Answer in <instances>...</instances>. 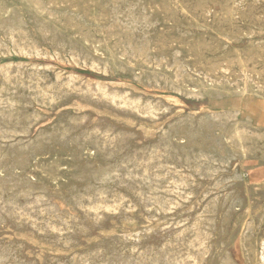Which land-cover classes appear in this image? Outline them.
Instances as JSON below:
<instances>
[{
  "label": "rangeland",
  "instance_id": "obj_1",
  "mask_svg": "<svg viewBox=\"0 0 264 264\" xmlns=\"http://www.w3.org/2000/svg\"><path fill=\"white\" fill-rule=\"evenodd\" d=\"M35 0H0V20L2 21V23H0V27L2 28V32H1V29H0V44H5V45H1L0 46V70L4 69V71L2 72V70L0 71V90L1 94H0V99L2 100H6L8 101V103H5L6 101H3L0 100V120H2L3 118V121H0V122H3V126L1 125L0 123V136H4L5 138H1L0 137V154H1V157L0 159V201L2 200L3 204H6V205H3L2 202H0V254L3 253V255H0V264H25L24 262H28V264H90V263H93V264H120L119 262L121 261L120 259H123L122 262L123 264L127 263L130 259V257H132L131 259H133L131 261L130 259V263L128 262L127 264H154V260L156 262V264H165L168 262V264H188V263H191V264H195L196 262H198L199 264H264V242H260V241H264V1L262 0H120L122 2H120L119 0H96L98 3H94L93 1L95 0H73L74 2H72V0H65V2H62V0H51V2L53 4L49 5L51 2L50 0H45L43 3L41 0H36V2H34ZM39 1V3H38ZM58 1V2H57ZM61 1V2H60ZM64 1V0H63ZM72 2L69 4V2ZM111 1V3L109 2ZM132 1V2H130ZM141 1V3L139 2ZM234 1V2H233ZM251 1V2H250ZM42 4H41V3ZM84 2V4H83ZM87 2H88V5H87ZM93 2V3H92ZM100 2V4H99ZM118 2H119V5H118ZM128 2L130 6H128V4L126 3ZM164 7H162L161 3ZM246 4H244V3ZM258 2V3H257ZM30 3V4H29ZM36 3H38L36 5ZM56 3V5H55ZM60 3L62 4L61 6L62 7H59L58 4L60 5ZM64 3L66 4V6H64ZM91 3V4H89ZM110 3V4H109ZM115 3V5H114ZM140 3V4H139ZM181 3V4H180ZM185 3V4H184ZM189 3V4H188ZM241 3V4H240ZM44 8L45 6V10L40 6L38 7V5H40ZM50 6V7H48ZM72 4V5H71ZM76 4V6H75ZM83 4V5H82ZM96 4V5H95ZM103 4V5H102ZM108 4V5H106ZM120 4L122 6H120ZM124 4V5H123ZM134 4V5H133ZM219 4V5H218ZM237 4V6L235 5ZM239 4V5H238ZM243 4V5H242ZM67 5H70L67 7ZM127 5V6H126ZM154 5H157V6H154ZM178 5V6H177ZM214 5V6H213ZM234 5V7H233ZM33 6V7H32ZM58 6V7H57ZM82 6H83V9H84V12H88V14L85 16L82 11ZM87 6L89 9L93 10L92 12L89 11V9H86ZM92 6V7H91ZM100 8H99V7ZM105 6H108V7H105ZM111 6V7H110ZM117 6V7H115ZM120 6V7H119ZM139 8H138V7ZM144 6V7H143ZM149 8H147V7ZM151 6V7H150ZM154 6V7H153ZM162 9H160L161 7ZM190 6V7H189ZM18 7V8H17ZM38 7V8H37ZM54 7V8H53ZM76 9H74V8ZM91 7V8H90ZM126 8L127 10H125L124 8ZM134 7H136L134 9ZM141 7L145 10L143 11L141 9ZM158 9H157V8ZM195 7V9H194ZM221 7V8H220ZM2 8V9H1ZM16 8V10H15ZM36 8V9H34ZM41 9L42 8V11L41 10H38V9ZM51 8V9H50ZM68 8V9H67ZM71 8V9H69ZM93 8V9H92ZM115 8V9H114ZM120 11V12H118ZM128 8L130 10H128ZM203 8V9H202ZM232 8V9H231ZM98 9V10H97ZM103 12H101L100 10ZM104 9V10H102ZM108 9V10H107ZM111 9V10H110ZM113 9V10H112ZM123 9V11L121 10ZM139 9V10H137ZM170 11H168V10ZM181 9V10H180ZM221 9V10H220ZM13 10V11H12ZM33 10V11H31ZM38 12H36V11ZM48 10H51L50 12ZM54 12H53V11ZM57 10V11H56ZM67 10V11H66ZM72 10L73 12L70 13ZM106 10V11H105ZM110 10V11H109ZM125 10V11H124ZM133 10V11H131ZM225 10V11H224ZM28 11L27 13L29 14H26L25 12ZM40 11V12H39ZM44 11V13H43ZM49 13H48V12ZM63 11V12H62ZM66 11V12H65ZM70 11V12H69ZM110 13H109V12ZM176 11V12H175ZM212 11V12H211ZM219 11V12H218ZM232 11V12H231ZM235 11V12H234ZM13 13V16H12V13ZM17 12V13H16ZM30 12V13H29ZM32 12V13H31ZM43 14H42V13ZM69 12V15L66 14ZM108 12V13H107ZM113 12V13H112ZM124 12V13H122ZM133 12V13H132ZM145 12V13H144ZM8 13V14H7ZM11 13V14H10ZM16 13V14H15ZM47 13V14H46ZM57 13V14H56ZM62 15V19L60 16H58L59 14ZM64 13V14H63ZM80 17V19L78 18V16H76V14ZM90 13H92V15H90ZM100 15H99V14ZM112 13V14H111ZM116 15H115V14ZM128 16H126V14ZM128 13H131V15H129ZM139 13L142 14L143 17H145L146 15V18H142ZM174 13H175V16H174ZM209 13V14H208ZM233 13V14H232ZM235 13V14H234ZM18 14V15H17ZM26 14V15H25ZM35 14V15H34ZM51 14V15H50ZM53 14V16H52ZM55 14V15H54ZM81 14V16H80ZM109 14H111L109 16ZM134 14V15H133ZM139 16H138V15ZM149 14V15H148ZM209 16L207 17L206 16ZM244 14V15H243ZM7 17H6V16ZM15 15L17 18H15ZM34 15V16H33ZM38 15V17H36ZM41 15V16H39ZM44 15V16H43ZM47 15V16H46ZM50 15V16H48ZM67 17H66V16ZM71 15V16H70ZM97 15V16H96ZM103 15V16H102ZM108 15V16H107ZM124 15V16H122ZM133 15V16H132ZM137 15V16H136ZM173 15V16H172ZM217 15V16H216ZM19 16L21 18H19ZM92 16V17H91ZM94 16L96 17V21H94ZM99 16V17H98ZM113 16V17H112ZM121 16V18H120ZM135 16V17H134ZM169 16V17H168ZM198 16V17H196ZM231 16V17H230ZM261 16V17H260ZM3 17V18H2ZM11 17V18H10ZM29 17V18H28ZM46 17V18H45ZM55 17V18H54ZM57 17V18H56ZM59 17V19H58ZM69 17V18H68ZM83 17V18H82ZM89 17V19H88ZM99 18L100 21H97V19ZM106 19H105V18ZM109 17V18H108ZM111 17V18H110ZM125 17V18H124ZM130 17V18H129ZM136 17H139V20L138 18ZM150 17V19H149ZM182 17V18H181ZM194 17V18H193ZM237 17V18H236ZM13 18H15L13 20ZM24 20H23V19ZM33 20H32V19ZM36 18V21H34V19ZM38 18V19H37ZM53 18V19H52ZM70 18H73L72 20ZM78 19V21L75 20ZM85 18V19H84ZM87 18V19H86ZM103 18V19H102ZM135 18V19H134ZM142 18V19H141ZM167 18V20H166ZM181 18V19H180ZM231 18V19H230ZM49 19V20H48ZM58 19V20H56ZM69 21H68V20ZM84 19V23L81 22V20ZM92 19V20H91ZM105 19V21L103 22V20ZM114 21H113V20ZM117 19V20H116ZM120 19V20H119ZM124 19V20H123ZM132 19V20H131ZM135 21H134V20ZM143 20L144 22H148L145 24H143L144 22H142L141 20ZM192 19V20H191ZM203 19V20H202ZM247 19V20H246ZM249 19V20H248ZM260 19V20H259ZM6 24H3L4 21ZM32 20V21H31ZM44 20V21H43ZM63 22H62V21ZM87 20V21H86ZM90 20V21H89ZM119 20V21H118ZM123 22H122V21ZM130 20V21H129ZM141 21V24H143L141 26V24H139L140 22L138 21ZM149 20V21H148ZM167 22H166V21ZM194 20V21H193ZM209 20V21H208ZM252 20V21H251ZM0 21V22H1ZM17 22L16 24H14L15 22ZM47 21V22H46ZM55 21V22H54ZM68 21V22H66ZM94 21V22H93ZM112 21V22H111ZM126 23H125V22ZM131 21L132 24H131ZM171 21V22H170ZM213 21V22H212ZM18 22H20L18 24ZM29 22V23H28ZM41 25L43 22V25L44 26H40V28H38L37 24ZM62 22V23H61ZM70 22V23H69ZM79 22V23H78ZM99 22V23H97ZM103 22V23H102ZM108 22V23H107ZM109 22H111L113 24L110 25ZM121 22V23H120ZM136 22L138 24H136ZM216 22V23H215ZM237 22V23H236ZM258 22V24H257ZM260 22V23H259ZM9 23V24H8ZM26 23V25H25ZM66 23V24H65ZM69 23V24H68ZM74 23V24H73ZM77 23H78V26H82V27H77ZM94 23V25H93ZM96 23V24H95ZM102 25H101V24ZM106 23V24H105ZM119 23V25L117 24ZM135 23V24H134ZM152 23V24H151ZM157 23V25H156ZM170 23V24H169ZM242 23V24H241ZM249 23V24H248ZM23 25V28L21 25ZM32 24V25H31ZM36 24V25H35ZM69 26H68V25ZM72 24V25H71ZM76 24V26H75ZM87 24V25H86ZM120 24H122L120 26ZM150 24V25H149ZM254 24V25H253ZM11 25V26H9ZM53 25V26H51ZM66 25V26H65ZM101 25V26H100ZM108 27V28H106ZM109 25V26H108ZM125 25V26H123ZM128 25V26H127ZM131 25H134V26H131ZM144 25H148L144 27ZM155 27H154V26ZM204 25V26H203ZM219 25V26H218ZM27 26L29 28H27ZM32 26V27H31ZM46 26V27H45ZM61 26V27H60ZM64 26H65V29H64ZM70 27L72 29H68L67 28ZM73 26V27H71ZM84 26V27H83ZM90 28H88V27ZM93 26V27H91ZM98 28H96V27ZM104 28H101L103 27ZM112 26V27H111ZM118 28H116V27ZM119 26V27H118ZM130 26V28H129ZM140 26V27H139ZM232 26V27H231ZM10 27V28H9ZM42 27V28H41ZM48 27V29H47ZM88 29H87V28ZM101 29H100V28ZM114 27V29H111V28ZM121 27L122 28H126L127 31H125L124 29L121 30ZM128 27V28H127ZM134 30H133V28ZM137 27V28H136ZM139 27V28H138ZM152 27V28H151ZM226 27V28H225ZM38 28V29H37ZM46 28L45 32H44V29ZM82 30V31H79V29ZM143 30H142V29ZM145 28H149L148 30L145 29ZM176 28V29H175ZM196 28V29H195ZM236 28V29H234ZM238 28V29H237ZM239 28H242L241 30ZM14 31H13V30ZM31 32H29V30ZM52 29V30H50ZM97 29V30H96ZM100 29V30H99ZM103 29L107 30V33L105 31H103ZM109 29V30H108ZM111 29V30H110ZM131 30L133 32H130L131 34L128 33V30ZM141 29V30H140ZM146 31H145V30ZM153 29V30H152ZM178 29V30H177ZM203 29V30H201ZM5 30V31H4ZM43 30V31H41ZM49 32H52L53 33H49ZM55 30V31H54ZM65 30V31H64ZM76 30V31H75ZM85 30H86V34L85 33ZM102 30V31H101ZM120 30V31H118ZM140 32L138 33L137 32ZM140 30V31H139ZM156 30V31H155ZM164 30V32H162ZM8 31H9V34H8ZM13 31V32H12ZM23 31V32H22ZM33 31V32H32ZM39 31V32H38ZM62 31V32H61ZM78 31H79V34H78ZM100 31V32H99ZM109 31V32H108ZM111 31V32H110ZM123 31V32H122ZM135 31V32H134ZM145 31V33L143 32ZM176 31V32H175ZM232 31V32H231ZM242 31V32H241ZM254 31V32H253ZM21 32V33H20ZM40 36H38V33ZM49 34H47V33ZM57 32V34L55 33ZM149 32V33H148ZM152 32V33H151ZM175 32V33H174ZM238 32V33H237ZM252 32V33H251ZM7 33V34H6ZM20 33V34H18ZM26 33H30V35H27ZM35 33V34H33ZM44 33V35H43ZM55 33V34H54ZM59 33V34H58ZM83 33V34H82ZM90 33V34H89ZM95 33H98V34H95ZM137 33H138V37L137 36ZM145 35H144V34ZM177 33V34H176ZM240 33V34H239ZM243 33V34H242ZM5 34L7 36H5ZM13 34V35H12ZM23 34V35H22ZM52 34V35H51ZM54 34V35H53ZM66 34V35H65ZM77 34V35H75ZM88 34V35H87ZM107 34V35H106ZM112 34V36H111ZM126 34V35H124ZM134 34H136L134 36ZM148 34V35H146ZM150 34V35H149ZM162 34V35H161ZM184 34V35H183ZM246 34V35H245ZM251 34H253L251 36ZM6 37H4V36ZM16 37H15V36ZM21 35V36H20ZM33 35V36H31ZM45 35H46V38H45ZM51 35V36H50ZM72 35V36H71ZM76 37H75V36ZM87 35V37H86ZM104 35V36H103ZM130 35V36H129ZM183 35V36H182ZM187 35V36H186ZM2 36V38H1ZM19 36V38L17 37ZM23 36V38H25V42H24V39L21 37ZM25 36V37H24ZM36 36V37H35ZM60 36V37H59ZM68 36V37H67ZM71 36V37H70ZM92 38H90V37ZM103 36V38L101 37ZM107 36V37H106ZM110 36L112 37L110 39ZM126 36H127V40H126ZM135 37L133 40L129 37ZM146 36V37H145ZM148 36V37H147ZM165 36V37H164ZM248 36H250L249 38H247ZM10 37V38H9ZM13 37V39H12ZM15 37V38H14ZM29 37V38H28ZM40 37H42L40 39ZM44 37V38H43ZM52 37L55 38V40H60L63 39L62 41L64 42H60L58 41V43H56L57 41H55L53 39V42H52ZM57 37V38H56ZM59 37V38H58ZM79 37V38H78ZM89 37V39H88ZM138 37V38H136ZM27 38V40H26ZM32 38V39H31ZM50 38V39H49ZM68 38V39H66ZM85 38V39H84ZM94 38V39H93ZM108 38V40H106ZM119 38V39H117ZM158 38V39H157ZM209 38V39H208ZM215 38V39H214ZM3 41H2V40ZM16 39H17V42H16ZM43 39V41H42ZM45 39V40H44ZM48 39V40H47ZM82 39V40H81ZM97 39V42L96 40ZM137 39V41H136ZM149 39V40H148ZM158 41H157V40ZM165 39V40H164ZM8 40V41H7ZM11 40V41H10ZM15 40V42H14ZM22 40V41H20ZM34 40V41H33ZM37 42H36V41ZM69 40V41H68ZM76 40V41H75ZM91 40V41H90ZM93 40V42H92ZM95 40V41H94ZM106 40V41H105ZM116 40V41H115ZM125 40V41H124ZM131 40V42L129 41ZM151 40V41H150ZM156 40V41H155ZM210 40V42H209ZM231 40V41H230ZM241 40V41H240ZM252 40V41H251ZM6 41V42H4ZM32 41L34 42V44L32 43ZM45 41H47L46 43H44ZM51 43H49V42ZM84 41V42H83ZM114 41V42H113ZM145 41V42H143ZM162 41V42H161ZM196 41V42H195ZM203 41V42H202ZM205 41V42H204ZM218 41V42H217ZM237 41V42H236ZM249 43H248V42ZM258 42V45L260 46H257V42ZM263 41V42H262ZM30 42V43H29ZM43 42V43H41ZM60 42V43H59ZM72 42L75 44L76 48L73 47L74 44H72ZM93 44H91V43ZM100 42V45L98 46ZM107 42V43H106ZM113 42V43H111ZM132 42H135L134 45H132ZM137 42H142L140 44H138ZM148 42V43H147ZM165 42V43H164ZM184 42V43H183ZM189 42V43H188ZM194 42V43H193ZM251 42V43H250ZM262 42V43H260ZM9 43V44H8ZM24 43V45H23ZM29 43V44H28ZM39 43V44H38ZM49 45H48V44ZM69 44V46L71 47L72 45V49L69 47H67ZM82 43V45H81ZM85 44V47L83 46ZM91 45H90V44ZM96 43V44H95ZM103 43V45H101ZM118 43V44H116ZM162 43V44H161ZM209 43V44H208ZM221 43V44H220ZM13 44V47L14 49L11 47V45ZM19 45L18 48H15V45ZM36 44V45H35ZM51 44V46H50ZM80 44V45H79ZM129 47H127L128 45ZM137 44V45H136ZM146 44V46H145ZM166 44V45H165ZM174 44V45H172ZM186 44V46L184 45ZM188 44V45H187ZM193 44V45H192ZM195 44V45H194ZM213 44H216L213 46ZM247 44V45H246ZM254 44V45H253ZM16 45V47H17ZM22 45H23V48H22ZM27 45V46H26ZM32 45V48H30L29 46ZM38 45V46H37ZM39 45H41L39 47ZM57 45V47H56ZM64 45H65V48H64ZM67 45V46H66ZM89 45H90V48H89ZM113 45V47H112ZM139 45V46H138ZM143 48H142V46ZM198 45V46H196ZM227 45V47H226ZM34 46V47H33ZM45 46V47H43ZM49 46V47H48ZM62 46V47H61ZM87 46V47H86ZM120 46H123V48H121ZM125 46V47H124ZM134 46V47H132ZM209 46V48H208ZM250 46V48H249ZM2 47V49H1ZM7 49H5V48ZM11 47V48H10ZM40 49H39V48ZM57 50H55L56 48ZM127 47V48H126ZM131 47L130 50H128L129 48ZM140 47V48H138ZM152 47V48H151ZM161 47V48H160ZM195 47H198V48H195ZM212 47V48H211ZM222 48V50H220ZM259 49H258V48ZM22 48V49H21ZM36 48L38 50H36ZM74 48V49H73ZM79 48V49H78ZM136 50H135V49ZM148 50H147V49ZM157 48V49H156ZM233 48V49H232ZM19 49V50H18ZM21 49V50H20ZM28 49H31V53H30V50ZM53 49V50H52ZM65 49V50H64ZM69 49L71 50H76V51H68ZM87 49V50H85ZM90 49V50H89ZM94 49V51H93ZM98 49V50H96ZM118 49V50H117ZM123 49V50H122ZM139 49V51H138ZM144 49V50H143ZM155 49V50H154ZM168 49V50H167ZM199 49V50H198ZM212 49V50H211ZM214 49V50H213ZM25 52H24V51ZM26 50H28L26 52ZM64 50V52H63ZM78 50H81L78 51ZM128 50V51H127ZM135 50V51H133ZM153 50V52H152ZM157 50H159L157 52ZM176 50V51H175ZM191 50V51H190ZM229 50V51H228ZM250 50V51H249ZM263 50V51H262ZM9 51V52H8ZM37 53H36V52ZM50 51V53H49ZM56 51V53L54 52ZM86 51V52H85ZM94 54V52H96ZM140 51H142L140 53ZM7 52V53H6ZM19 52V53H18ZM81 55H80V53ZM84 52L86 54H84ZM90 52V54H89ZM99 52V53H98ZM112 52V53H111ZM125 52V53H124ZM129 52V53H128ZM138 52V54H137ZM174 52V54H173ZM203 52V53H202ZM14 53V54H13ZM17 53V54H16ZM36 53V54H34ZM44 53V54H43ZM48 53V54H47ZM70 53V54H69ZM102 53V55L100 54ZM131 53V54H130ZM170 53V54H169ZM177 53V54H176ZM180 53V55H179ZM248 53V54H247ZM261 53V54H260ZM31 54V55H29ZM46 54V55H45ZM68 54V55H67ZM75 55V56H71V55ZM80 56H79V55ZM93 54V55H91ZM98 54V55H97ZM122 54V55H121ZM128 56L126 57L125 56ZM132 54V58H130V56ZM141 54V55H139ZM152 54V55H151ZM195 54H198V55H195ZM239 54V55H238ZM242 54V55H241ZM5 55V56H3ZM22 55V56H21ZM24 55V57H23ZM37 57H36V56ZM78 55V56H77ZM87 55V56H86ZM95 55V56H94ZM101 55V56H100ZM143 55V56H142ZM146 55L148 56L146 58ZM248 55V56H247ZM9 56V57H8ZM20 56V57H19ZM32 56V57H31ZM47 56V57H46ZM50 56V57H49ZM57 56V57H56ZM64 56V57H63ZM86 56V58H85ZM150 56V58H149ZM154 56V57H153ZM158 56H164L167 57V60L166 58L163 59L162 57L158 58ZM259 56V57H258ZM27 57V58H26ZM46 57V58H45ZM89 57L93 58V59H89ZM121 57V58H120ZM134 57V58H133ZM152 57V58H151ZM176 57V58H175ZM190 57V58H189ZM193 57V58H192ZM201 57V58H200ZM226 57V58H225ZM232 59H231V58ZM238 57V58H236ZM249 57V58H248ZM251 57V58H250ZM254 57V58H253ZM57 61H55L56 59ZM74 58V59H73ZM77 58V59H76ZM82 58V59H81ZM130 58V59H129ZM149 58V59H148ZM156 58V59H154ZM163 60H162V59ZM184 58V60H182ZM230 58V59H229ZM240 58V59H239ZM253 58V60H252ZM262 58V59H261ZM94 59H97V60H94ZM114 59V60H113ZM127 59V60H126ZM140 59V60H139ZM144 59V60H143ZM159 59V60H158ZM173 59V60H172ZM181 59V60H180ZM228 59V60H227ZM259 59V60H257ZM73 60V61H72ZM78 60L80 61V63H78ZM89 61L86 63V61ZM98 60L100 61H103L102 62H99ZM143 60V61H142ZM157 62H156V61ZM162 62H161V61ZM174 60H177V61H174ZM60 63H59V62ZM63 61V63H62ZM92 61V63H91ZM96 61V62H95ZM104 61H106V64L104 63ZM127 61V63H126ZM136 63H135V62ZM153 61V63H152ZM174 61V62H173ZM182 61V62H181ZM224 63H223V62ZM245 61V62H244ZM24 62V63H23ZM66 62V63H65ZM74 62L75 65H73L72 63ZM78 64H76V63ZM130 62V63H128ZM170 64H169V63ZM175 66H172L173 63ZM178 62V63H177ZM218 62V63H217ZM8 63V64H7ZM11 63V64H10ZM19 65H16L18 64ZM21 63H23V65H21ZM62 63V64H61ZM97 63V65H94V64ZM125 63V64H124ZM145 63V64H144ZM159 63V65L157 64ZM200 63V64H199ZM227 65H226V64ZM245 63V64H244ZM248 63V64H247ZM258 63V64H257ZM3 64V65H2ZM69 64V65H68ZM80 64V65H79ZM92 64V65H91ZM99 64V65H98ZM104 64V66L102 65ZM127 64V65H126ZM133 66L132 68L131 67H127V66ZM135 64V65H134ZM149 64V65H148ZM166 64V65H165ZM172 64V65H171ZM183 64V65H182ZM202 64V65H201ZM214 66H213V65ZM217 64V65H216ZM237 64V65H236ZM242 66H240V65ZM252 64V65H251ZM4 65H6L5 67H3ZM8 65V66H7ZM10 65V66H9ZM29 69H27L25 66ZM34 65V67H33ZM38 65V66H37ZM50 65V66H49ZM82 65V66H81ZM87 65V66H85ZM101 65V67H100ZM156 65V66H154ZM165 65V66H164ZM171 65V67H170ZM192 65H196V67L192 66ZM205 65H208L205 67ZM211 65V66H210ZM216 65V67H215ZM258 65V66H257ZM24 66V67H23ZM31 66V67H30ZM36 66V67H35ZM43 66V67H42ZM77 66V67H75ZM88 66L90 68H93V70L90 68H88ZM94 66V67H93ZM100 67V68H97V67ZM108 66V67H107ZM125 66V67H124ZM176 66L178 67V69H180L179 73H177V68ZM180 66V67H179ZM219 66V69H217V67ZM253 66V67H252ZM255 66V67H254ZM10 67V69H9ZM21 71H19L18 69ZM22 67V68H21ZM50 67V69H49ZM79 67V68H78ZM97 70H96V68ZM104 67V68H103ZM107 67V69L105 68ZM115 67V68H114ZM120 67H123V69ZM156 67V68H155ZM170 67V68H169ZM182 67V68H181ZM212 67V68H211ZM14 68V69H13ZM52 68V69H51ZM95 68V69H94ZM118 70H117V69ZM168 70H167V69ZM174 68V69H173ZM193 68V69H192ZM222 68V70H221ZM244 71H242L243 69ZM13 69V70H12ZM22 69V70H21ZM31 69V70H30ZM35 69V70H33ZM40 69V71H39ZM89 69V70H88ZM104 70V73H102ZM176 69V70H175ZM183 69V70H182ZM192 69V70H191ZM246 69V70H245ZM255 71H254V70ZM259 69V71H257ZM7 70V71H5ZM27 70V72H26ZM58 70V71H57ZM177 72H175V71ZM221 70V71H220ZM241 70V71H240ZM248 70V71H247ZM15 71V72H14ZM19 71V72H18ZM23 71V72H22ZM34 71V72H33ZM45 73H44V72ZM47 71V72H46ZM51 71V73H50ZM107 71V72H106ZM110 71V72H109ZM131 71V73H130ZM174 71V72H173ZM182 71V72H181ZM218 71V72H217ZM220 71V72H219ZM235 71V72H234ZM237 71V72H236ZM246 71V72H245ZM254 73H253V72ZM260 71H262L261 73H259ZM14 72V73H13ZM17 72V73H16ZM36 72V73H35ZM43 72V73H42ZM55 72V73H54ZM59 72V73H58ZM98 72V73H97ZM100 72V73H99ZM125 74H124V73ZM134 74H133V73ZM185 72V73H183ZM191 72V73H190ZM198 72V73H196ZM249 72V73H248ZM7 73V75H6ZM18 73H20L19 75H17ZM21 73H24V74H21ZM32 73L34 75H32ZM38 73V74H37ZM41 73V74H40ZM63 73V74H62ZM107 73V74H106ZM121 73V74H120ZM174 73V75L172 74ZM177 73V74H176ZM205 73V74H204ZM221 73V74H220ZM240 73V74H239ZM263 73V75H262ZM17 76H16V75ZM25 74L27 76H25ZM49 74V75H48ZM64 77H62L61 76ZM66 74V75H65ZM104 74V75H103ZM130 74V75H128ZM132 74V75H131ZM180 74L182 75V77L180 76ZM217 74V75H216ZM246 74V75H244ZM249 74V75H248ZM4 75V76H3ZM14 77H13V76ZM46 75V76H45ZM68 75V76H67ZM69 75H70V78H69ZM72 75V76H71ZM112 77H110V76ZM205 75V76H203ZM219 75V76H218ZM223 75V76H222ZM254 75V77H253ZM255 75H257L255 77ZM34 76V77H33ZM37 76V77H36ZM40 76V78H39ZM78 76V77H77ZM133 76H136V77H140V79H136V77H133ZM159 76V77H158ZM161 76V77H160ZM199 76V77H198ZM218 76V77H217ZM227 76V77H226ZM251 76V77H250ZM5 77V78H3ZM10 77V78H9ZM16 77V79H15ZM29 77H33V78H29ZM67 77V79H65ZM76 77V78H75ZM127 79H126V78ZM147 77V79H146ZM154 77V78H153ZM158 77V78H157ZM186 77V78H185ZM189 77V78H188ZM258 77V78H257ZM12 78V79H11ZM22 79V84H20V80ZM25 78V79H23ZM50 78V79H48ZM62 78H63V81H62ZM159 78H161L160 80H158ZM163 78V79H162ZM227 78V79H226ZM239 78V79H238ZM241 78V79H240ZM250 78V79H249ZM256 78V79H255ZM3 79H7L6 81L3 80ZM9 79V80H8ZM14 79V80H13ZM35 79V80H34ZM37 79V80H36ZM42 79V80H41ZM48 79V80H47ZM60 79H61V82H60ZM70 79V80H69ZM73 79V80H72ZM75 79V80H74ZM155 79L153 82L152 80ZM209 79L213 80V81H209ZM226 79V80H224ZM244 79V80H243ZM254 79V80H253ZM15 80H16V83H15ZM25 80V81H24ZM31 80V81H29ZM34 80V81H33ZM148 80V81H147ZM165 80V81H164ZM170 83H169V81ZM207 80V81H206ZM221 80V81H220ZM242 80V82H241ZM248 80V81H247ZM5 81V83H4ZM14 81V82H13ZM48 81V82H46ZM73 85H72V83ZM78 81V82H77ZM85 81V82H83ZM92 81V83H91ZM109 81V82H108ZM143 81V82H142ZM218 81H220L219 83H217ZM232 81V84H230ZM2 82V83H1ZM19 82V83H18ZM26 82V84H25ZM41 82V83H39ZM59 82V84L57 83ZM80 82V83H79ZM87 82H90V83H87ZM98 85L99 82L100 83H104L100 86ZM134 82V83H133ZM226 82H228V84H226ZM244 82V83H243ZM255 82V83H254ZM9 83V84H8ZM16 84V85H13V84ZM30 83V84H29ZM44 83V84H42ZM46 83V84H45ZM82 83V85H81ZM86 83V85L84 84ZM111 83V84H109ZM136 83V84H135ZM155 83V85H154ZM164 83V84H163ZM184 83V84H183ZM209 83V85H208ZM252 83V84H251ZM6 84V85H5ZM11 84V86H10ZM34 84V86H33ZM56 84V85H55ZM69 84V85H68ZM89 84V86H88ZM92 84V85H91ZM122 84L124 86H122ZM166 84V85H165ZM235 84H237V86H235ZM27 87H26V86ZM39 85V87H38ZM42 85V86H41ZM68 85V86H67ZM81 85V86H80ZM95 85V86H94ZM137 85V86H136ZM171 85V86H170ZM207 85V86H206ZM255 85V86H254ZM259 85L261 87H259ZM5 86V87H4ZM10 86V87H8ZM16 87V88H12V87ZM29 86V87H28ZM72 88V90L70 89V87ZM74 86V87H73ZM76 86V87H75ZM80 86V87H78ZM85 86V87H84ZM88 86V87H87ZM112 86V87H111ZM116 86V87H115ZM120 86V87H119ZM130 86V87H128ZM171 89H170V87ZM236 88H235V87ZM4 89H2V88ZM18 87H22L21 89L18 88ZM26 87V88H24ZM33 87V89L31 90V88ZM90 87V88H89ZM101 87V88H100ZM104 87V88H103ZM114 87V88H113ZM119 87V88H117ZM128 87V88H127ZM143 87V88H142ZM157 87V88H156ZM263 87V88H262ZM11 88V89H9ZM17 88L20 89L18 90V93H17ZM30 88V89H29ZM57 88V89H56ZM77 88V89H76ZM88 89L89 92H84V91H87L86 89ZM123 88V89H122ZM126 88V89H125ZM130 88V89H129ZM134 88V89H133ZM162 88V89H161ZM257 88V89H256ZM263 90V91H259V89ZM7 89V90H5ZM51 89V90H50ZM61 89V90H60ZM79 89V90H78ZM98 89L99 92H98ZM106 89V90H105ZM121 89V90H120ZM129 89V90H128ZM147 89V90H146ZM173 89V91H172ZM187 89V90H186ZM3 90H4V93H3ZM23 90V91H21ZM25 90V92H24ZM36 92H35V91ZM96 90H97V93H96ZM104 90L106 92H104ZM133 90H134V93L136 95H133ZM156 90V91H154ZM159 90V91H158ZM162 90V91H161ZM170 92H169V91ZM198 90V91H196ZM255 90V91H254ZM14 91V92H13ZM33 91V93H32ZM40 91V92H38ZM60 91V92H59ZM73 91V92H71ZM76 91V92H75ZM83 91V92H82ZM92 91V92H90ZM106 96H104L102 93ZM115 91V92H114ZM121 91V94H119V92ZM135 91H138V92H135ZM164 91V92H163ZM167 91V92H166ZM178 91V92H177ZM7 92V93H6ZM9 92V94H8ZM52 92V93H51ZM94 92V93H93ZM125 92V95L124 93ZM140 92V93H139ZM184 94H183V93ZM261 92V93H260ZM6 93V95H5ZM13 95H12V94ZM15 93V94H14ZM23 93V94H22ZM29 93V94H28ZM32 93V94H31ZM36 93V94H35ZM65 93V94H64ZM73 93V94H71ZM81 93V94H80ZM86 95L84 96L83 98V95ZM89 93V94H88ZM91 93V94H90ZM106 93V94H105ZM129 93V94H128ZM132 93V94H131ZM143 93V94H141ZM186 93V95H185ZM21 94V95H20ZM28 94V95H27ZM46 94V95H45ZM59 96H57V95ZM67 94V95H66ZM93 94V95H92ZM95 94L97 96H95ZM100 94V96H99ZM111 94V95H110ZM119 94V95H118ZM124 95V97L126 98L127 97V102H126V99L123 98V96L121 95ZM128 94V95H127ZM146 94V96H145ZM192 95L190 97V95ZM199 94V95H198ZM242 94V95H241ZM17 98H16V96ZM32 95V96H31ZM72 95V97L70 96ZM78 95V96H77ZM82 95V96H81ZM92 95V96H91ZM127 95V96H126ZM132 95V96H131ZM189 95V96H188ZM218 95V97L216 98V96ZM2 96V97H1ZM6 96V97H5ZM15 96V97H14ZM19 96V97H18ZM24 96V97H23ZM28 98H27V97ZM36 96L35 99H33L34 97ZM38 96V97H37ZM44 96V97H43ZM51 96V97H50ZM68 96V97H67ZM70 96V97H69ZM74 96V97H73ZM77 96V98H76ZM80 96V97H79ZM90 96V97H89ZM95 96V97H94ZM110 96V97H109ZM136 96V97H135ZM153 96H155L153 98ZM162 96V97H160ZM186 96V97H185ZM195 96V97H193ZM24 99H23V98ZM50 97V98H49ZM58 97V98H57ZM65 97L68 99H65ZM99 99H98V98ZM103 97V98H102ZM114 97H116L114 99ZM132 97V98H131ZM146 99H145V98ZM166 97V98H165ZM189 97V98H188ZM260 97V98H259ZM7 98V99H6ZM10 98H13V99H10ZM16 98V99H15ZM26 98V99H25ZM54 98V99H53ZM57 98V99H55ZM81 98V99H80ZM82 98H83V102H82ZM86 99H90V100H85ZM94 98V99H93ZM96 98V99H95ZM128 98H130V100L128 101ZM138 98V99H137ZM150 98V100H149ZM163 98V99H161ZM185 98V99H184ZM191 98V99H190ZM193 98V99H192ZM196 98V99H195ZM24 101H22V100ZM44 99V100H42ZM47 102H46V100ZM64 99V100H63ZM80 101H79V100ZM92 99V100H91ZM98 99V101H97ZM122 99V100H121ZM132 99V100H131ZM134 100H137L136 101H133ZM145 99V100H144ZM157 99V100H156ZM165 99V101H164ZM174 99V100H173ZM176 99V100H175ZM189 99V100H188ZM200 99V100H199ZM263 99V100H262ZM18 100V101H17ZM32 100V102L30 101ZM40 100V101H39ZM42 100V101H41ZM70 100V102H69ZM94 100V101H93ZM100 100H102L101 102L102 103H105L104 105L100 103ZM112 100V101H111ZM116 100V101H115ZM124 100V103H122V101ZM140 100V102H139ZM142 100V101H141ZM144 100V101H143ZM149 100V101H148ZM154 103H153V101ZM156 100V101H155ZM191 100V101H190ZM195 100V101H194ZM20 104L19 106H17L15 103ZM21 101V102H20ZM30 103H29V102ZM52 101V102H51ZM56 101L58 103H56ZM89 101V103H87ZM104 101V102H103ZM110 101V102H109ZM115 101V102H114ZM131 101V102H130ZM147 101V102H145ZM159 104H158V102ZM171 101V102H170ZM174 101V102H173ZM10 102V103H9ZM13 102V103H12ZM37 102V103H36ZM40 102V103H39ZM43 102H45L43 104ZM52 104H50V103ZM60 102V104H59ZM67 102V103H66ZM99 102V103H98ZM113 102V103H112ZM118 102V103H117ZM121 102V104H119ZM134 102V103H132ZM157 102V103H156ZM168 104H167V103ZM39 103V104H38ZM73 103V104H72ZM91 103H95L94 105L91 104ZM117 103V104H116ZM130 103V104H129ZM148 105H147V104ZM151 103V105L149 104ZM172 103V104H171ZM180 104V107L177 105ZM4 104V105H3ZM6 104V105H5ZM10 104V105H9ZM16 105L17 107H15L14 105ZM31 104V106H30ZM33 104V105H32ZM48 104V105H47ZM56 104V105H54ZM80 104V105H79ZM88 104V105H87ZM109 104L110 105V108H109ZM123 104V105H122ZM136 104V105H135ZM138 104V105H137ZM142 104V105H141ZM156 104V105H154ZM171 104V105H170ZM174 104V105H173ZM7 105L9 107H7ZM13 105V107H11ZM29 105V106H28ZM38 105V106H37ZM42 105L44 107H42ZM55 107H54V106ZM106 105V106H105ZM116 105V106H115ZM129 105V107H128ZM158 105V106H157ZM181 105H183L184 107H182ZM21 106H27L26 108L24 107H21ZM40 106V107H39ZM52 106V107H50ZM63 106V107H62ZM77 106V107H76ZM91 106L93 107V111L91 110ZM95 106V107H94ZM118 106H120L118 108ZM123 109H122V107ZM127 106V107H126ZM133 106V107H132ZM135 106V107H134ZM137 106V107H136ZM148 106V107H146ZM3 107V108H2ZM20 107V108H19ZM43 109H42V108ZM45 107H47L45 109ZM58 107V108H57ZM65 107V108H64ZM76 107V108H75ZM88 107V108H87ZM108 107V108H107ZM117 107V108H116ZM132 109H131V108ZM146 107V108H144ZM154 107V108H153ZM160 107V108H159ZM165 108V111L163 110ZM175 107V108H174ZM6 111H9V112H6V111H1L2 109ZM7 108H11L13 110H8ZM23 108V109H22ZM35 108V109H34ZM38 108V109H37ZM54 108V109H53ZM90 108V109H89ZM115 111H113L112 110ZM128 108V109H127ZM130 108V109H129ZM136 108V109H135ZM138 108H142L141 110H139ZM157 108V109H155ZM158 108H159V111H158ZM179 108H180V112H179ZM206 108V109H205ZM255 110H254V109ZM21 109V111H20ZM37 109V110H36ZM40 109V111H39ZM61 109V110H60ZM67 109V110H66ZM81 109H82V112H81ZM95 109V110H94ZM101 109V111L99 110ZM111 109V110H110ZM119 111H117V110ZM59 110V111H57ZM64 110V111H63ZM84 110V111H83ZM105 110V111H104ZM137 110V112L135 111ZM143 110V112H142ZM151 110V111H150ZM153 110V111H152ZM171 110V111H170ZM177 110V111H176ZM182 110V111H181ZM194 110V111H193ZM254 110V111H253ZM26 113H24V112ZM35 111V112H33ZM43 111H45V114L44 115ZM69 111V112H68ZM96 111H99V112H96ZM107 111V112H106ZM113 111V112H112ZM157 111V112H156ZM161 111V112H160ZM189 111V112H188ZM211 111V112H210ZM12 114H11V113ZM16 112V113H15ZM19 112H21L19 114ZM23 112V113H22ZM57 112V114H56ZM77 112V113H76ZM84 112V113H83ZM89 112V113H88ZM106 112V113H105ZM150 112V114L148 113ZM153 112H156V113H153ZM174 114V117L173 114ZM182 112V113H181ZM192 112V114H191ZM202 112V113H200ZM207 112V113H206ZM213 112V113H212ZM216 112V113H214ZM227 112V113H226ZM256 112V113H255ZM7 113V114H6ZM9 113V115H8ZM17 114V116H14L15 114ZM31 116H29L30 114ZM32 113H33V116H32ZM67 113V114H65ZM81 113V114H80ZM88 113V115H86ZM95 113V114H94ZM104 113L106 115H102L101 114ZM142 113V115H141ZM146 113V115H145ZM175 113H178V114H175ZM184 113V114H183ZM191 115H190V114ZM206 113V114H204ZM210 113V114H209ZM212 113V114H211ZM225 113V114H224ZM25 115L26 119L23 118L22 115ZM38 114V115H37ZM53 114V115H52ZM56 114V115H55ZM62 114V115H61ZM80 116H79V115ZM84 114V115H83ZM92 114V115H91ZM110 114V115H109ZM114 115V117L112 115ZM152 114V115H151ZM157 114V115H155ZM162 114V116H161ZM172 114V115H171ZM194 114V115H193ZM203 114V115H202ZM209 114V115H208ZM230 114V115H229ZM233 114H235L233 116ZM238 114V115H237ZM13 115V116H12ZM41 116V119H40V116ZM43 115V116H42ZM64 115V116H63ZM73 117H72V116ZM76 115V116H75ZM86 115V116H85ZM96 115V116H94ZM140 115V116H139ZM151 117H150V116ZM170 115V116H169ZM176 115V116H175ZM177 115H179V117H177ZM187 117H185V116ZM206 115V116H205ZM213 115V116H212ZM218 116V119H215V116ZM225 115V117H227L226 121H225V117L222 118V116ZM231 115L233 117H231ZM237 115V116H236ZM3 116V117H2ZM10 116V117H8ZM18 116H22V117H18ZM38 116V117H37ZM85 116V117H84ZM90 116V117H89ZM99 116V117H98ZM104 116V117H103ZM146 116H148L146 118ZM153 116V117H152ZM157 118H156V117ZM181 116V117H180ZM193 117V122L192 120H189L191 119L190 118ZM203 118H202V117ZM237 118H236V117ZM251 116V117H250ZM5 117H8V118H5ZM11 117L13 119H11ZM15 117V118H14ZM17 117V118H16ZM36 117V118H34ZM59 117V118H58ZM76 117H78V119H76ZM92 117V118H91ZM101 117V118H100ZM109 119H107V118ZM144 117V118H143ZM168 117V118H167ZM170 117V118H169ZM184 117H185V120H184ZM200 117V118H199ZM231 117V118H230ZM260 117V119H259ZM10 118V119H9ZM29 118V119H28ZM32 118V119H31ZM34 118V119H33ZM40 120H39V119ZM43 118V119H42ZM48 118V119H47ZM64 118V119H63ZM84 120H82V119ZM93 118H95L96 120H93ZM141 118V119H140ZM172 118V119H171ZM188 118V120H187ZM205 118V119H204ZM236 118V120H235ZM250 119V120H247ZM6 119V121H5ZM21 119H24L21 120ZM31 122L30 123H33V124H30L29 122L27 123L28 120ZM38 119V120H36ZM54 119V120H53ZM60 119V120H58ZM67 119V120H66ZM74 119V120H73ZM99 119V120H98ZM102 119V120H101ZM114 119V121H113ZM125 121H123V120ZM126 119V120H125ZM129 121H128V120ZM131 119V120H130ZM151 119V121H150ZM154 119V120H153ZM156 119V120H155ZM170 119V120H169ZM185 123L182 124L184 121ZM198 119H202L201 122L200 120ZM232 119V120H231ZM234 119V120H233ZM9 120H12L9 122ZM18 121V124L15 122ZM34 120V122H33ZM43 120V121H42ZM78 120V121H76ZM81 120V122H80ZM94 122H93V121ZM104 120V121H103ZM135 122H134V121ZM153 120V121H152ZM162 120V121H161ZM168 120V121H166ZM173 120V121H172ZM179 120V122H178ZM187 120V121H186ZM204 120V121H203ZM217 120V121H216ZM225 121V123L223 121ZM10 124H8V122ZM23 121V122H22ZM52 121V122H51ZM97 121H98V124H97ZM108 121H111V122H108ZM113 121V122H112ZM116 121V122H115ZM123 121V122H121ZM159 121V122H158ZM166 121V122H165ZM171 121V122H170ZM220 122V124H217V122ZM224 125H222V123ZM228 121V123H227ZM248 121V122H247ZM14 122V123H13ZM24 122L25 123V126H24ZM41 122V123H39ZM48 122V123H47ZM73 122V123H72ZM83 122V123H82ZM93 122V123H92ZM146 122V123H144ZM153 124H151V123ZM181 122V123H180ZM193 125H192V123ZM200 122V123H199ZM204 122V123H203ZM207 122V123H206ZM214 122V127L216 128H213L212 124ZM218 122V123H219ZM239 122V123H238ZM242 122V123H241ZM7 123V124H6ZM16 123V124H15ZM21 123V124H20ZM39 123V124H38ZM47 123V124H46ZM76 123V124H74ZM85 123V125H84ZM96 123V124H95ZM102 123V124H100ZM108 125H107V124ZM110 123V124H109ZM119 123V124H118ZM133 123V124H132ZM138 123V124H137ZM160 123V124H159ZM173 123V127L171 124ZM177 123V124H176ZM192 125L190 126L189 125ZM199 123V124H198ZM211 126L208 125V127H206L207 125L205 124H208ZM233 123V124H232ZM244 123V124H243ZM251 123V124H250ZM5 124V126H4ZM12 124V125H11ZM14 124V125H13ZM29 124V125H28ZM44 124V125H43ZM71 124V125H70ZM90 126H88V125ZM105 124V125H103ZM113 124V125H112ZM128 124V125H127ZM130 124V125H129ZM175 124V125H174ZM232 126H230V125ZM246 124V125H245ZM251 126H250V125ZM8 125V126H7ZM17 125V126H16ZM20 125H22L21 127H19ZM46 125V127H45ZM70 125V126H69ZM95 125V127H94ZM100 127H99V126ZM111 125V126H110ZM115 125V127H114ZM141 125L143 128H141ZM152 125V127H151ZM169 125V126H168ZM170 125H171V128H170ZM187 127H186V126ZM190 127H189V126ZM10 126V127H9ZM15 126V127H13ZM25 128H24V127ZM30 126V128H28ZM36 126V127H34ZM52 126H55L54 128ZM57 126V127H56ZM61 126V127H60ZM72 126V127H71ZM73 126L77 129V131H75L76 129H72ZM77 126V127H76ZM92 126L94 128H92ZM98 126V127H97ZM110 129H108L109 127ZM118 126V128H117ZM133 126V127H132ZM163 126V128H162ZM179 126V127H178ZM199 126V127H198ZM201 126H203V128H201ZM218 126V127H217ZM221 126V127H220ZM226 126V127H225ZM230 126V127H228ZM234 126H235V131H234ZM4 127V128H2ZM5 127H7L5 129ZM23 127V129H22ZM51 127V129H49ZM85 127V128H84ZM97 127V128H96ZM123 127V128H122ZM158 127V129H156ZM182 127V129H181ZM205 127V128H204ZM210 127V128H209ZM212 127V128H211ZM223 127V128H222ZM228 127V128H227ZM232 127V128H231ZM16 130L14 131L13 130ZM27 128V129H26ZM63 128V129H61ZM82 128V129H81ZM92 128V129H91ZM96 128V130H95ZM99 128V129H98ZM121 128V129H120ZM133 128V129H132ZM137 128H141L140 130H138ZM151 132L149 133V131H146L147 129ZM160 128V129H159ZM169 128V132L167 131V129ZM173 128V129H172ZM177 128V130H176ZM179 128V129H178ZM185 128L187 130H185ZM195 130H194V129ZM208 129H211L210 130H207ZM218 128V130H217ZM221 128V130H220ZM226 130H225V129ZM9 129H11L10 131H8ZM21 129V130H19ZM31 129V131H30ZM39 129V130H38ZM55 129V130H54ZM58 129V130H57ZM82 133H79L80 130ZM89 129V130H88ZM91 129V130H90ZM106 129V130H105ZM129 129V130H128ZM132 129V130H131ZM185 131H184V130ZM192 129V130H191ZM198 129H199V132H198ZM201 129V130H200ZM214 129V131L212 130ZM231 129V130H229ZM241 129H242V133H241ZM3 130V131H2ZM6 130V131H5ZM13 130V131H12ZM26 130V131H24ZM71 130V131H70ZM73 130V132H72ZM84 130V131H83ZM88 130V131H87ZM95 130V132H93ZM104 130V131H103ZM115 130V131H114ZM120 130H122L121 132H119ZM125 130V131H124ZM138 130V131H137ZM159 130V131H158ZM164 132H163V131ZM166 130V131H165ZM204 130V131H202ZM258 130V131H257ZM21 131V133H20ZM37 131L38 132V135L39 136H36L37 135ZM41 131V132H40ZM63 131V132H62ZM67 133H66V132ZM68 131L70 133H68ZM92 131L91 133H87V132H90ZM99 131V132H98ZM101 131V132H100ZM108 131L110 133H108ZM114 131V132H113ZM146 131V132H145ZM152 131H154L152 133ZM171 131V132H170ZM176 131V132H174ZM177 131H178V134L177 135ZM205 131H207L208 135L207 136L205 133ZM210 131V132H209ZM228 131V132H227ZM4 132V133H3ZM10 132V133H9ZM17 132V133H16ZM19 132V133H18ZM60 132V133H59ZM75 132V133H74ZM77 132V133H76ZM86 132V133H85ZM97 132V133H96ZM104 132V133H103ZM106 132L108 134H106ZM119 132V133H118ZM125 132V133H124ZM141 132V133H140ZM174 134H173V133ZM195 132V134H194ZM204 132V134H203ZM217 132V133H216ZM219 132V133H218ZM221 132V133H220ZM255 132V133H254ZM257 132V133H256ZM13 133V134H12ZM24 136H23V134ZM32 133V134H31ZM41 133V134H40ZM74 133V134H73ZM87 135L84 137V135ZM115 133V135H114ZM134 133V134H133ZM157 133V134H156ZM166 133V135H165ZM170 133V134H169ZM234 135H233V134ZM237 133V134H236ZM243 133H244V138H243ZM5 134V135H4ZM7 134V135H6ZM12 134V136H11ZM17 134V135H15ZM20 134V135H19ZM27 134V135H26ZM45 134V135H44ZM55 134V135H54ZM67 134V135H66ZM74 135V136H71ZM76 134L78 136H76ZM89 134V136H88ZM94 138L92 139L91 137ZM98 134V136H97ZM105 134V135H104ZM113 134V135H112ZM128 135L129 137H127L126 135ZM139 134V135H138ZM146 134V136H145ZM150 136H149V135ZM165 136H164V135ZM185 134V135H184ZM191 134V135H190ZM223 134H225L226 136H224ZM247 134H251L250 137L249 135L246 136ZM257 134V135H255ZM10 135V136H9ZM26 135V136H25ZM30 135V136H29ZM32 135V136H31ZM48 137H47V136ZM69 135V136H68ZM120 135H123L121 137H119ZM144 135V136H143ZM148 135V136H147ZM159 135V136H158ZM175 135V136H174ZM181 135V137H179ZM188 135V136H187ZM193 135V136H192ZM204 135V138H202ZM212 135H214L212 137ZM218 135H221L223 136V138L221 137V139H223L221 141V139L219 138ZM232 135V136H231ZM237 135V136H236ZM7 136V137H6ZM16 136V137H15ZM59 136V137H58ZM66 136V137H65ZM81 136V138H80ZM91 136V137H90ZM103 136V138H102ZM134 136V137H132ZM136 136V137H135ZM154 136V137H153ZM158 136V138H157ZM161 136H164V138L162 137L163 140H161ZM167 136V137H166ZM174 137V138H170V137ZM198 136V137H196ZM200 136V137H199ZM218 138H217V137ZM233 136H236L235 138ZM240 138H239V137ZM255 136H258V138H254ZM28 137V138H27ZM40 137V138H39ZM42 137H45V140L44 138ZM54 137V138H53ZM65 137V138H64ZM76 137V139H75ZM78 137V138H77ZM82 137H84L82 139ZM87 137H89V143H88V139ZM115 137V139H114ZM130 137H131V140H130ZM138 137V138H137ZM156 137V138H155ZM184 137V138H183ZM191 137V138H190ZM196 137V138H195ZM231 137V138H230ZM249 137V138H247ZM10 138V140H9ZM71 138V139H70ZM108 138L110 140H108ZM118 138V139H117ZM121 138L123 139V141H120ZM127 138V139H126ZM153 140H152V139ZM168 138V139H167ZM170 138V139H169ZM177 138V139H176ZM186 138V139H185ZM188 138V139H187ZM202 138V140L200 139ZM212 141V138L214 141ZM230 138V139H229ZM234 138V139H233ZM237 138H238V142H237ZM245 138H247L245 140ZM4 139V140H3ZM16 139V140H15ZM20 139V140H19ZM24 139V140H23ZM36 139H39V140H36ZM74 139V140H72ZM87 139V140H86ZM99 139V140H97ZM101 139V140H100ZM103 139V140H102ZM114 139V141H113ZM117 139V140H116ZM133 139V140H132ZM136 139V140H135ZM141 139V141H140ZM149 139V140H148ZM159 139V140H158ZM167 139V140H166ZM196 139H199V140H196ZM210 142H208V140ZM218 141H217V140ZM227 139V140H226ZM229 139V140H228ZM258 139V140H257ZM260 139V140H259ZM13 140V141H12ZM34 140V141H32ZM42 140H43V143L45 145H43L42 143ZM47 140V141H46ZM51 140V142H50ZM54 140V141H53ZM59 140V141H58ZM69 140V141H68ZM71 140V141H70ZM92 140H93V145L92 144ZM107 140V141H106ZM126 140V141H125ZM145 140V141H144ZM201 141H204L206 144L204 146H202L204 144V142H200ZM226 140V141H225ZM231 140V142H230ZM233 140V141H232ZM244 140V141H243ZM249 140V141H248ZM20 141V143H18ZM22 141V142H21ZM25 141H27L25 143ZM37 141L38 143H42L43 147L39 148L37 146ZM41 141V142H40ZM49 141V142H48ZM53 141V142H52ZM58 141V143H57ZM75 141V143H74ZM101 143H100V142ZM111 143H110V142ZM117 141V142H116ZM166 141V142H165ZM172 141V142H170ZM177 141V142H176ZM193 141V142H192ZM216 141V143H214ZM225 141V142H224ZM229 141V142H228ZM2 142V143H1ZM29 142L31 143V145L29 144ZM68 142V143H67ZM78 142V143H76ZM87 142V144L85 143ZM95 142H97L95 144ZM107 142V143H106ZM112 142H114L112 144ZM137 142V143H135ZM157 142V144H156ZM159 142V144H158ZM168 142V143H167ZM189 142V144H188ZM196 142V143H194ZM227 142V143H226ZM234 142H236V144H234ZM8 143V144H7ZM10 143V144H9ZM24 143V145H23ZM73 143V144H72ZM83 143V144H82ZM100 143V144H99ZM105 143V144H104ZM109 143V144H108ZM118 143V144H117ZM120 143V145H119ZM141 143V145H140ZM144 143V144H143ZM149 143V144H148ZM151 143V144H150ZM153 143V144H152ZM166 148L164 149V146H162L163 144H166ZM191 143L192 145L193 144H196L198 145V147H195L194 145L191 146ZM199 143V144H198ZM208 143V144H207ZM213 143V144H212ZM221 144L220 146L221 147H226L225 149L224 148H219V145L218 144ZM223 143V144H222ZM232 143V144H231ZM239 143V145L237 144ZM256 143V144H255ZM4 144H6L4 146ZM13 144V146H12ZM17 147H15L16 145ZM29 144V146H27ZM51 144V145H50ZM53 144V146H52ZM66 144V145H65ZM71 144V145H70ZM85 144V145H84ZM112 146H111V145ZM115 144V145H114ZM138 144V145H137ZM148 144V145H147ZM155 144V145H154ZM181 144V145H180ZM185 146H184V145ZM3 145V146H2ZM8 145V146H7ZM11 145V146H9ZM19 145V146H18ZM35 145H36V148H35ZM63 145V146H62ZM74 145V146H72ZM84 145V146H83ZM90 145V146H89ZM98 145L100 147H98ZM114 145V147H113ZM123 145V146H121ZM131 145V146H130ZM146 145V146H145ZM151 145V146H150ZM158 145V146H157ZM183 145V146H182ZM211 147L209 149H206V147ZM215 145V146H214ZM227 145V146H226ZM233 145V146H232ZM238 145L236 148L235 146ZM25 146L27 148H25ZM33 146V147H32ZM58 146V147H57ZM64 146H67V147H64ZM69 146V147H68ZM77 146V148H76ZM93 146V147H92ZM107 146V149H105ZM109 146V147H108ZM117 146V147H116ZM124 146H127V147H124ZM145 148H144V147ZM148 146V147H147ZM154 146H157V147H154ZM161 146V148H159ZM173 146V147H171ZM181 146V147H180ZM188 146V147H186ZM200 146V147H199ZM261 146V147H260ZM4 147V148H3ZM21 147L25 148V150L23 151L25 153V156L28 155L24 158V163L26 164L28 162V165L24 164V166L21 168H19L18 166H15L16 165V162H17V157L19 155V153H21L20 149ZM51 147V148H50ZM72 147V148H71ZM100 149H98V148ZM112 147V149H111ZM120 147V148H119ZM168 147V148H167ZM171 147V149H169ZM178 147V148H177ZM182 151H180L181 149ZM183 147V148H182ZM192 147V148H191ZM202 147V148H201ZM217 147V148H216ZM243 147V149L246 151L244 152L243 149H241ZM18 148L19 151L17 150ZM23 148V149H24ZM32 148V149H31ZM43 148H45L44 150H46V153L45 151H43ZM59 148V149H58ZM61 148V149H60ZM83 148V149H82ZM89 148V149H88ZM95 148V149H94ZM102 148V149H101ZM143 148V149H142ZM147 148V149H146ZM156 148V149H155ZM174 148V149H173ZM176 148V149H175ZM191 148V150L189 149ZM195 148V149H194ZM199 148V150H198ZM204 148V149H203ZM216 148V149H215ZM241 150H240V149ZM247 148V149H245ZM3 149V150H2ZM13 149V151H12ZM34 149V150H33ZM52 149V150H51ZM57 149V151H56ZM69 151H68V150ZM77 149V151H76ZM81 149V150H79ZM105 149V150H103ZM111 149V150H109ZM127 149V150H126ZM129 149V150H128ZM155 149V150H154ZM158 149V150H157ZM164 149V150H163ZM185 149V151H184ZM193 149V150H192ZM204 151H203V150ZM211 149V151H210ZM215 149V150H214ZM221 149V150H220ZM224 149V150H223ZM15 150H17L18 152H15ZM22 150V149H21ZM30 150V151H29ZM36 150V151H35ZM60 150V151H59ZM63 150V151H61ZM86 152H85V151ZM91 152V153H89ZM93 150V151H92ZM97 150V152L95 151ZM106 150H109V151H106ZM132 150V151H131ZM136 150H139L138 152ZM152 150V152H151ZM166 150V151H165ZM176 150V151H175ZM189 150V152H188ZM208 150V151H206ZM220 150L221 153H219L218 155V152ZM228 150L230 152H228ZM250 150V151H249ZM6 153H5V152ZM32 151V152H31ZM41 151V152H40ZM67 151V153H66ZM72 151V152H70ZM82 151V152H81ZM84 151V153H83ZM104 151V152H103ZM105 151H106V154H105ZM110 151H112L110 153ZM146 151H149L150 153H147ZM159 153H158V152ZM171 151H173L171 153ZM216 151V152H215ZM226 151V153H225ZM237 151V152H235ZM11 152V153H10ZM30 152V154H29ZM35 152V153H34ZM37 152V156L35 155ZM44 152V153H43ZM60 152V153H59ZM69 152V153H68ZM80 152V153H79ZM101 152L104 153L101 155ZM119 152V154H118ZM125 152V153H123ZM133 152V153H132ZM135 152V154H134ZM167 152V153H166ZM175 152V153H174ZM182 152V153H180ZM184 152V153H183ZM186 152V153H185ZM188 152V153H187ZM190 152L192 154V156L190 155ZM201 152V154H200ZM203 152V153H202ZM207 152V154H206ZM211 152V153H209ZM214 152V153H213ZM228 152V153H227ZM234 152V153H233ZM18 155H17V154ZM32 153V154H31ZM59 153V154H58ZM98 153V154H97ZM110 153V154H109ZM115 153V154H114ZM131 153V154H130ZM141 153V155H139ZM144 153V154H142ZM154 155H153V154ZM169 153V154H168ZM180 153V155H179ZM195 153V154H194ZM213 153V154H212ZM215 153H217V155H215ZM224 155H223V154ZM7 154V155H6ZM35 156H34V155ZM45 156H44V155ZM66 154V155H65ZM105 159L103 160L101 158ZM117 154L119 156H117ZM130 156H129V155ZM133 154V155H132ZM138 154V155H137ZM158 154V156H156ZM169 157H168V155ZM173 156H171V155ZM177 154V156L175 157V155ZM184 154V155H183ZM187 154V156L185 155ZM198 154L200 156H196L195 155ZM222 154V155H220ZM229 158H228V156ZM235 156H233V155ZM236 154V155H235ZM239 154V155H238ZM245 154V156H244ZM39 155V157H38ZM72 155V156H71ZM78 155V156H76ZM81 155V156H80ZM99 155V156H98ZM109 155V156H108ZM113 155V156H112ZM137 155V156H136ZM182 155V156H181ZM213 159H212V157ZM232 155V156H231ZM238 155V156H237ZM7 156V157H6ZM11 156V157H10ZM48 156V157H46ZM76 156L78 159H76ZM115 156V158H114ZM127 156L129 157V159L127 158ZM132 156L134 161L137 162L135 163L132 159ZM143 156V157H142ZM146 156V157H145ZM150 158H149V157ZM154 156V158H153ZM156 156V157H155ZM205 158H203V157ZM219 156V157H218ZM222 156V157H221ZM238 158H237V157ZM241 158H240V157ZM29 160H28V158ZM57 157V158H56ZM64 157V158H63ZM81 157V158H80ZM101 159H100V158ZM119 157V158H117ZM136 157V158H135ZM142 157V158H140ZM145 157V158H144ZM152 157V158H151ZM184 157V159H183ZM200 157V158H199ZM207 157V159H206ZM208 157H211V158H208ZM231 157V158H230ZM245 157V158H244ZM3 158V159H2ZM5 158V160H4ZM15 158V159H14ZM32 158V159H31ZM35 158V160H34ZM38 158V159H37ZM44 158V159H43ZM58 158H61V159H58ZM69 158V159H67ZM94 158V160H93ZM107 158V159H106ZM111 158V159H110ZM125 158V159H123ZM141 161H140V159ZM148 160H147V159ZM156 158H159V159H156ZM162 158V159H161ZM168 158V159H167ZM219 160H218V159ZM220 158L222 160H220ZM226 158V159H225ZM236 158V159H235ZM244 158V159H243ZM9 159V160H8ZM10 159H12L14 162H15V165L13 164L14 162H12ZM52 161H51V160ZM58 159V160H57ZM76 159V161H75ZM122 159L124 160L123 163H122ZM136 159V160H135ZM151 159V160H150ZM155 162H153L154 160ZM164 159V160H163ZM173 159H176L175 161ZM192 159V160H191ZM195 159H199V160H195ZM218 162H217V160ZM229 159V160H227ZM232 159V160H231ZM234 159V160H233ZM26 160H28L27 162H25ZM44 160H48L47 162H51V163H46L45 161V165L44 164ZM57 160V161H56ZM65 160V161H64ZM86 160V161H85ZM92 160V161H91ZM106 160V161H105ZM109 160V161H108ZM131 160V162H130ZM139 160V162H138ZM146 162H145V161ZM150 160V162H149ZM153 160V161H152ZM178 160V163L176 162ZM181 160V161H180ZM184 160H185V163L186 161H188V163H184ZM202 160V162H201ZM224 160V161H223ZM227 160V161H226ZM239 160V161H237ZM241 160V161H240ZM5 161V164L4 162ZM40 162V164H38ZM59 161V162H58ZM105 161V162H104ZM111 161V163H110ZM113 161V162H112ZM128 161V162H126ZM157 161V162H156ZM190 161H192L193 163H191ZM196 161H199V164L196 163ZM208 161V163H207ZM226 161V163H225ZM11 162V164L9 163ZM36 162V164L34 165V163ZM57 162V163H56ZM76 162L78 164H76ZM81 162H85V163H81ZM89 162V163H88ZM109 162V163H108ZM126 162V163H125ZM153 162V163H152ZM190 162V163H189ZM216 162V164H215ZM222 162V163H221ZM239 162V163H238ZM2 163V164H1ZM80 163V164H79ZM90 163H92L93 165H91ZM98 163V165H97ZM105 166H103L104 164ZM120 163V164H119ZM135 165H134V164ZM150 163V165H149ZM174 163L176 164V166L174 165ZM181 163V164H180ZM183 163V164H182ZM204 163V164H203ZM238 163V164H237ZM10 164V165H9ZM14 166H13V165ZM52 164V165H50ZM61 164H63L62 166H60ZM70 164V165H69ZM82 164V166H81ZM116 164V165H114ZM118 164V165H117ZM142 164V165H141ZM151 164H153V167H157V168H152ZM178 164V165H177ZM189 164V165H188ZM191 164H195V165H198V167H196L195 165L192 166ZM201 164V165H200ZM223 164V165H222ZM258 164V165H257ZM6 165H7V168H6ZM31 165V166H30ZM34 165V166H33ZM46 167H45V166ZM76 165H77V169H76ZM80 165V166H79ZM97 165V167H95ZM102 165V166H101ZM107 165V166H106ZM111 165V166H110ZM120 165V166H119ZM138 166V168L136 169V167ZM144 165V166H143ZM168 165V166H166ZM174 165V166H173ZM199 165L201 167H199ZM226 165H229V167H226ZM232 165V166H231ZM235 165V167H233ZM243 165V166H242ZM246 165V166H245ZM2 166H3V169H2ZM9 166V168H8ZM28 166V167H27ZM37 166V168H36ZM75 168H74V167ZM84 166V167H83ZM89 168H88V167ZM91 166L94 167L95 171H92L93 167L90 168ZM99 166V167H98ZM116 167V168H113ZM126 166V167H125ZM134 168H133V167ZM136 166V167H135ZM139 166H142L143 168H139ZM182 166V167H181ZM189 166V167H188ZM204 166V167H203ZM252 166L253 168L255 169H252ZM256 166V167H255ZM263 166V167H262ZM14 170H13V168ZM43 167V169L41 168ZM64 168V169H61V168ZM69 167V168H68ZM70 167L72 169H70ZM79 167V168H78ZM84 169H83V168ZM103 167V168H101ZM125 167V168H124ZM133 169H132V168ZM146 167V168H145ZM151 167V168H150ZM170 167V168H169ZM174 169H173V168ZM176 167V168H175ZM194 167V168H193ZM196 167V169H195ZM215 167V169H214ZM225 169H224V168ZM258 167V168H257ZM26 168V169H25ZM167 168V169H165ZM169 168V170H168ZM189 168V169H188ZM206 168V169H205ZM221 168V169H220ZM223 168V169H222ZM237 168L239 170H237ZM242 168V169H241ZM12 169V170H11ZM20 169L21 172H18ZM25 169V171H24ZM30 169H33V170H30ZM35 169V170H34ZM37 169H39V171H37ZM51 169V170H50ZM70 171H69V170ZM87 169V170H86ZM93 169V170H94ZM99 169V170H98ZM116 169V170H115ZM145 169V170H144ZM147 169V170H146ZM160 169V170H159ZM173 171H171V170ZM181 169V170H179ZM186 169V170H185ZM201 169V170H199ZM208 169H209V172H208ZM236 171H235V170ZM246 169H248L246 171ZM11 170V171H10ZM16 170V171H15ZM29 170V171H28ZM44 170V171H43ZM46 170V171H45ZM81 170V171H79ZM84 170V171H83ZM91 170V171H90ZM107 170V171H106ZM119 170V171H118ZM124 170V171H122ZM131 170V171H130ZM156 172H155V171ZM159 170V172H157ZM162 170V171H161ZM168 170V171H167ZM177 170V171H176ZM179 170V171H178ZM204 170V171H203ZM225 170V171H224ZM227 170V171H226ZM231 170V171H230ZM235 172H234V171ZM245 170V171H244ZM259 170H262L261 172ZM24 171V172H23ZM28 171V172H27ZM31 171V173H30ZM37 171V172H36ZM57 171V172H56ZM64 171V172H63ZM90 172V173H87V172ZM112 171V172H111ZM115 171V172H113ZM123 173H122V172ZM142 171V173L140 172ZM144 171V172H143ZM149 171V172H148ZM154 171V172H153ZM174 171L178 174L176 175V173H174ZM187 171V172H186ZM195 171V172H193ZM203 171V172H202ZM207 174H205L206 172ZM216 171V172H215ZM219 171V172H218ZM222 171V172H221ZM230 171V172H229ZM6 172H8L9 174H7ZM34 172V173H33ZM54 172V173H53ZM85 172V173H84ZM139 174H137V173ZM140 172V173H139ZM148 172V173H146ZM152 172H153V176H152ZM165 172V173H164ZM166 172H168L166 174ZM170 172V173H169ZM173 172V173H172ZM185 174H184V173ZM205 172V173H204ZM221 172V173H220ZM242 172V173H241ZM250 172V173H249ZM14 175H13V174ZM24 175H23V174ZM26 173V174H25ZM37 173V174H36ZM42 173V175H41ZM49 173V174H47ZM66 173V174H65ZM68 173V174H67ZM97 173V174H96ZM106 173V174H105ZM115 175H113V174ZM121 173V174H120ZM145 173V174H144ZM150 173V174H149ZM159 173V174H157ZM180 173V174H179ZM189 176H187V174ZM199 173V176L198 178H196V175L195 174H198ZM211 173V174H210ZM227 173V174H226ZM232 173V175H231ZM238 173V174H237ZM260 173V174H259ZM35 176H33V175ZM39 174L41 176H39ZM44 174V175H43ZM54 174V175H53ZM58 174H59V177H58ZM63 174V175H62ZM74 176H73V175ZM85 174V175H84ZM89 174L91 175V177L89 176ZM117 174V175H116ZM127 174V175H126ZM134 174V175H133ZM147 174V175H146ZM204 174V175H203ZM217 174V175H215ZM221 175L219 177V175ZM237 176H236V175ZM242 174V175H241ZM17 175V176H15ZM22 175V176H21ZM26 175L27 178H26ZM38 177H37V176ZM48 175V176H47ZM57 175V177H55ZM80 175V176H79ZM90 178L89 180L87 179V177ZM108 175V177H107ZM113 175V177H111ZM122 175V177H121ZM142 175H143V178H142ZM146 175V176H145ZM163 175V176H162ZM165 175V176H164ZM176 175V177L174 176ZM185 175V178L187 177V180L185 178H183V176ZM203 175V177H201ZM207 175V177L205 176ZM211 175V176H209ZM228 175V177H227ZM231 177H230V176ZM262 175V176H261ZM19 177L17 180L15 177ZM33 177L32 179L30 177ZM47 176V177H46ZM60 176H63V177H60ZM73 176V177H72ZM79 178H78V177ZM85 178H84V177ZM97 177V178H94V177ZM99 176V177H98ZM115 176H118L117 178ZM148 177H151V178H147ZM162 176V177H161ZM171 176V177H169ZM178 176H181V177H178ZM191 176V178H190ZM205 176V177H204ZM218 176V177H217ZM260 176V177H259ZM13 179H11V178ZM24 177V178H23ZM46 177V178H45ZM52 177V178H51ZM69 177V178H68ZM72 177V178H71ZM77 177V178H76ZM94 179H93V178ZM110 177V178H109ZM132 177V178H131ZM212 177V178H211ZM223 177V178H222ZM239 177V178H238ZM26 178V179H25ZM35 178V179H34ZM36 178H38V180L36 181ZM40 178V179H39ZM43 178V179H42ZM84 178V179H83ZM105 178V179H104ZM118 178L120 179V181L122 180H125L124 183L121 181L118 180ZM123 178V179H122ZM136 178V179H135ZM148 180H146V179ZM164 180H163V179ZM181 178V179H180ZM184 180H183V179ZM200 178V180H199ZM219 178V180H218ZM229 178V179H228ZM236 180H235V179ZM243 178V179H242ZM249 178V179H248ZM253 178V179H251ZM263 178V179H262ZM21 181H20V180ZM23 179V180H22ZM46 180L43 184L41 182H43L42 180ZM55 179V180H54ZM62 179V180H61ZM71 179V180H70ZM74 179V180H73ZM78 179V181H77ZM81 179V181L79 180ZM88 181H87V180ZM96 179V180H95ZM102 179V180H101ZM110 179V180H108ZM115 179V180H114ZM143 179V180H142ZM150 179H153V180H150ZM160 179V180H159ZM166 179H169L166 181ZM194 179V180H192ZM210 179V180H209ZM211 179H213L211 181ZM217 179V180H216ZM232 179V180H231ZM241 179V180H239ZM263 181H262V180ZM11 180V181H10ZM26 180V184L25 181ZM86 180V181H85ZM127 180V182H126ZM131 180L134 182H132L131 184ZM137 180V181H136ZM146 180V181H144ZM155 180V181H154ZM157 180H159L158 182L160 183V186L158 185L159 183L157 182ZM163 180V181H161ZM171 180H174V182ZM181 180V183L179 182ZM183 180V181H182ZM208 180H209V183H208ZM237 182H235V181ZM239 180V181H238ZM244 180V181H243ZM250 183H249V181ZM16 181V182H15ZM24 181V182H22ZM29 183H28V182ZM49 181V182H48ZM56 181V182H55ZM65 181V182H64ZM74 181V182H73ZM85 183H83V182ZM96 181V182H95ZM102 181V182H101ZM105 181V182H104ZM112 183H110V182ZM113 181V182H112ZM116 181V182H114ZM130 181V184H126ZM142 181V182H141ZM165 181V182H164ZM169 181V182H168ZM184 181L187 182L184 184ZM214 181V182H213ZM220 181V182H218ZM222 181H224L223 183H221ZM230 181V182H229ZM242 182V185L240 184ZM253 181V182H252ZM262 181V182H261ZM12 182V183H11ZM40 182V183H39ZM53 182V183H52ZM78 184H77V183ZM80 182H82L80 184ZM90 182L92 184H90ZM108 182V183H107ZM145 182V184H144ZM153 186H152V184ZM157 182V183H156ZM191 182H194L192 183L191 185ZM207 182V183H206ZM216 182H218L217 184H221V186L217 185ZM227 182V183H226ZM240 182V183H239ZM247 182V184L245 183ZM257 182H258V185H257ZM21 183V185H19ZM23 183V184H22ZM28 183V184H27ZM35 183V184H34ZM48 185H47V184ZM74 183V184H73ZM87 183V184H86ZM105 183V184H104ZM137 183V184H136ZM149 183V184H148ZM163 183H165L166 185V190H170L169 192L164 190V189H158V186L159 188H163ZM167 183V184H166ZM171 183V185H170ZM174 183V185H173ZM180 183V185L178 184ZM198 183V184H196ZM225 183V184H224ZM229 183V184H228ZM239 183V184H238ZM252 183V184H251ZM254 183V185H253ZM38 184V185H37ZM68 184V185H67ZM70 184V185H69ZM73 184V185H71ZM85 184V185H84ZM101 184V187L100 185ZM111 184V185H110ZM119 184V185H118ZM121 184V185H120ZM139 184V185H138ZM148 184V185H147ZM162 184V185H161ZM176 184V186H175ZM213 184V185H212ZM217 185V187L214 185ZM227 184V185H226ZM246 184V185H245ZM26 185H29V186H26ZM30 185L32 187H30ZM33 185L36 186V188L34 187L33 189ZM51 185V186H50ZM61 185V187H60ZM67 187H66V186ZM108 185V187H106ZM117 185V186H116ZM125 188H124V186ZM144 185V186H143ZM158 185V186H157ZM164 185V187H165ZM169 185V186H168ZM183 185V187H182ZM199 185V186H198ZM206 185V186H205ZM226 185V186H223ZM229 185V186H228ZM240 185V186H239ZM248 185V186H247ZM252 185V186H251ZM263 185V186H262ZM40 186V187H39ZM58 186H59V189H58ZM65 186V187H64ZM73 186V187H72ZM80 186V187H79ZM86 186V187H85ZM91 186V187H90ZM98 190H97V188ZM114 186V187H113ZM121 186V187H120ZM128 186V187H127ZM133 188H132V187ZM143 186V188L141 187ZM150 186V187H148ZM168 186V188H167ZM173 186V187H172ZM181 186V187H180ZM205 186V188H204ZM208 186V188H207ZM213 186V188H212ZM236 186V187H235ZM261 186V187H260ZM14 187V188H13ZM17 187V188H16ZM19 187V188H18ZM25 187V189L23 188ZM51 187V188H50ZM55 187V188H54ZM69 187L72 189L70 190ZM75 187V188H74ZM106 187V188H104ZM111 187V188H110ZM131 187V188H129ZM136 187V188H135ZM141 187V188H140ZM171 187V188H170ZM227 187H230L227 188ZM249 187V188H248ZM255 187V188H254ZM259 187V188H258ZM2 188V189H1ZM22 188V189H21ZM32 191L31 192H28L30 191L31 189ZM42 188V190L40 189ZM54 190H53V189ZM57 188V190H56ZM62 188V189H61ZM109 188V189H107ZM113 188V190H112ZM120 188V189H119ZM135 188V189H134ZM170 188V189H169ZM172 188L174 190H172ZM178 188V189H177ZM202 188V189H201ZM207 188V189H206ZM211 188V189H209ZM217 188V189H216ZM221 188H224V189H221ZM253 188V191H251ZM24 189V190H23ZM49 189V191H47ZM90 191H89V190ZM101 189V191H100ZM105 189V190H104ZM132 189V190H131ZM138 189V190H137ZM143 189V190H142ZM147 189V190H146ZM184 191H183V190ZM210 191H209V190ZM229 189V191H228ZM233 189V190H232ZM251 189V190H249ZM5 190V191H4ZM37 190V191H36ZM40 190V191H39ZM44 190V191H43ZM46 190V191H45ZM59 190V191H58ZM74 190V191H73ZM86 190V191H85ZM96 190V191H95ZM111 190V191H110ZM136 190V191H134ZM146 190V192H145ZM149 190V191H148ZM195 190V191H194ZM217 190V191H216ZM223 190V191H222ZM227 190V191H226ZM245 192H243V191ZM247 190H249L247 192ZM2 191V192H1ZM23 191V192H22ZM42 191V193H40ZM57 191V192H55ZM65 191V192H64ZM83 191V193H82ZM92 191V192H91ZM114 191V192H113ZM120 191V192H119ZM147 191H148V195H147ZM151 191V192H150ZM164 191V192H162ZM173 191V192H171ZM175 191V192H174ZM183 191V192H182ZM188 192V194L186 192ZM206 191L208 192L207 194ZM234 191H237V192H234ZM12 192V193H10ZM28 196H27V193ZM46 192V193H45ZM69 192V193H68ZM85 192V193H84ZM87 192V193H86ZM123 192V193H122ZM133 192H135L133 194ZM153 193L152 195L150 193ZM162 192V194H161ZM170 193V194H166V193ZM182 192V193H181ZM192 192H193V195H192ZM201 192V193H200ZM215 192V193H214ZM226 195H225V193ZM254 192V193H253ZM6 193V195H5ZM16 193V195H14ZM21 194V196L19 194ZM25 194V196H23V194ZM32 193V194H31ZM45 195H44V194ZM49 193V194H48ZM54 193V194H53ZM67 193V195L65 196L64 194ZM92 193V194H91ZM103 193L105 195H103ZM110 193V194H109ZM112 193V194H111ZM132 193V194H131ZM140 193H145V194H140ZM156 193V194H154ZM178 195H177V194ZM203 193V194H202ZM211 193V195H210ZM230 193L233 195H230ZM235 193V194H234ZM253 193V194H252ZM3 194V195H2ZM35 194V195H34ZM60 194V195H59ZM63 194V195H62ZM85 194V195H84ZM107 194V195H106ZM119 194V195H118ZM166 194V195H164ZM181 194V195H180ZM184 194V195H183ZM199 194V195H198ZM239 194V195H238ZM241 194V195H240ZM243 194V195H242ZM9 195V196H8ZM12 195V196H11ZM14 195V196H13ZM20 197H18V196ZM43 195V196H41ZM53 195V196H52ZM79 195V196H78ZM83 195V196H82ZM93 195H96L93 196ZM116 195V196H115ZM118 195V197H117ZM127 195V196H126ZM140 195V196H139ZM151 195V196H150ZM159 195V196H158ZM163 195V196H162ZM171 195V196H170ZM173 195V196H172ZM177 195V197H176ZM186 195V197H185ZM208 195V196H207ZM214 195V196H212ZM219 195V196H218ZM224 195V196H222ZM229 195V197H228ZM11 196V197H10ZM31 196V197H30ZM34 196V197H33ZM46 199H44L45 197ZM49 196H52V198H50ZM55 196V197H54ZM64 196V197H63ZM74 196V197H73ZM85 196V197H84ZM90 196V197H88ZM92 196V197H91ZM100 196V197H99ZM106 196V198H105ZM113 196V197H112ZM123 196V197H122ZM125 196V198H124ZM139 196V197H138ZM143 196H145L143 198ZM181 196V197H180ZM184 197V200H183V197ZM188 196V197H187ZM190 196L192 198H190ZM205 196H206V199H205ZM218 196V197H217ZM224 197V198H221V197ZM247 196V197H246ZM250 196V198L248 197ZM254 196V197H253ZM4 197V198H3ZM6 197V198H5ZM8 197V199H7ZM10 197V198H9ZM13 197V198H12ZM23 197V199H22ZM26 197V198H25ZM38 197V199H37ZM54 197V198H53ZM66 197V198H65ZM104 197V199H103ZM132 197V198H131ZM138 197V198H137ZM143 199H142V198ZM151 199H150V198ZM170 197V199L168 198ZM175 197V198H174ZM181 199H179V198ZM203 198V200H201V198ZM214 197L213 200H211L212 198ZM232 197L233 200L231 199ZM240 199H238V198ZM14 198H19L18 199V202H16ZM21 198V199H20ZM28 198V199H27ZM43 198V199H41ZM50 198V199H49ZM56 198V199H55ZM61 198V199H60ZM70 198V199H68ZM99 198H102V199H99ZM117 198V200H116ZM136 198V199H135ZM145 198L146 201H145ZM157 198V199H155ZM160 198V199H158ZM164 198V199H163ZM173 198V200H172ZM187 198V199H186ZM200 198V199H199ZM221 200L219 201L218 200ZM257 198V199H256ZM7 199V201H6ZM14 199V201L12 200ZM27 199V201H26ZM40 199V200H39ZM48 199V200H47ZM78 201H77V200ZM93 199V200H92ZM98 199V200H97ZM130 199V200H129ZM155 199V200H154ZM179 199V200H178ZM189 199V200H188ZM196 199H199L198 201H196ZM217 199V200H216ZM237 199V200H236ZM242 199V200H241ZM251 199V200H250ZM5 200V201H4ZM10 200V202H8ZM22 200V202H21ZM24 200V201H23ZM31 200V201H30ZM38 200H39V203H38ZM55 200V201H53ZM68 200V201H67ZM84 203H83V201ZM92 200V201H91ZM96 200V201H95ZM136 200V202H135ZM141 200V201H140ZM144 200V201H143ZM154 200V201H153ZM157 200V201H156ZM161 200V201H160ZM163 200V201H162ZM166 200V201H165ZM188 200V201H187ZM208 200V201H207ZM215 200L218 202H215ZM232 203H231V201ZM241 200V202H240ZM25 201H26V205L25 206ZM57 201V202H56ZM67 201V202H66ZM112 201V203H111ZM127 201V202H126ZM131 201V202H130ZM182 203H181V202ZM184 201V202H183ZM186 201V202H185ZM236 201V203H235ZM252 203H251V202ZM34 202V203H33ZM36 202L38 203L39 206L41 207H38ZM43 202H45V204H43ZM56 202V203H55ZM62 202V203H61ZM76 202V203H74ZM81 202V203H80ZM94 202V203H93ZM98 202V203H97ZM106 204H105V203ZM122 202V204H121ZM126 202V203H125ZM130 202V203H129ZM135 202V203H133ZM141 202V203H140ZM152 202L149 206V203ZM157 202V203H156ZM163 202V204H162ZM166 203V206H165V203ZM172 202V203H171ZM178 204H177V203ZM191 202V203H190ZM198 202V203H196ZM201 202V203H200ZM212 202V203H211ZM223 202V203H222ZM245 202V203H243ZM247 202V203H246ZM11 203V204H10ZM13 203V204H12ZM30 203V204H29ZM47 203V204H46ZM54 205H53V204ZM101 205H100V204ZM111 203V205H110ZM118 203V204H117ZM123 203L125 205H123ZM128 203V204H127ZM133 203V204H132ZM161 203V205H160ZM175 203V205H174ZM190 208H189V206ZM195 203H196V207H195ZM214 203V204H213ZM221 205H220V204ZM231 203L232 207L229 208V204ZM2 204V205H1ZM9 204V205H8ZM18 206L20 205V210L18 208ZM45 206H43V205ZM61 204V207L58 208ZM93 204V205H92ZM95 204V205H94ZM97 204V205H96ZM159 206H157V205ZM168 204V205H167ZM173 204V205H172ZM192 204V205H191ZM202 207H201V205ZM212 204V205H211ZM220 206H219V205ZM13 205V207H12ZM33 205V206H31ZM36 205V206H35ZM53 205V206H52ZM65 205V206H64ZM78 205V206H77ZM110 205V206H109ZM116 205V206H115ZM120 205V206H119ZM129 205V206H128ZM137 205H138V208L139 210H137ZM143 205V206H142ZM147 205V206H146ZM155 205V206H154ZM171 205V206H170ZM187 205V206H186ZM206 205V206H205ZM218 205V206H217ZM230 205V206H231ZM234 205V206H233ZM242 205V206H240ZM250 205V206H249ZM11 206V208H10ZM30 206V207H29ZM56 206H58L56 208ZM68 206V207H67ZM100 206V207H99ZM108 206V207H106ZM134 206H136L134 208ZM175 206V207H173ZM180 206V207H179ZM184 206V207H182ZM192 206V207H191ZM203 206H205L203 208ZM215 206V207H213ZM217 206V207H216ZM223 208H222V207ZM259 206V208H258ZM5 207H7L8 209H6ZM16 207V208H15ZM24 207V208H23ZM26 207V208H25ZM32 207V208H31ZM33 207H35L33 209ZM78 207V208H77ZM84 207V209H83ZM88 207V208H87ZM106 207V208H105ZM113 207V208H112ZM116 207V208H115ZM120 207V208H119ZM131 207V208H129ZM142 207V208H141ZM148 207V209H147ZM168 207V208H167ZM211 207H213L214 209H212ZM220 207V209L218 208ZM238 207V208H236ZM245 207H246V210H245ZM251 207V209L249 208ZM11 210H10V209ZM12 208H15V209H12ZM43 208V210H41V212H39V210ZM46 208H49V209H46ZM50 208H53V209H50ZM64 210H63V209ZM70 208V209H68ZM156 208V209H155ZM166 208V209H165ZM176 208V209H174ZM180 208V209H179ZM188 208V209H187ZM208 208L209 211L207 210ZM250 210H249V209ZM2 209V210H1ZM4 209V210H3ZM18 209V210H17ZM32 209V211L30 210ZM36 209V210H35ZM47 211H45V210ZM72 209V210H71ZM77 209V210H76ZM96 209V210H95ZM105 209H109V210H105ZM111 209V210H110ZM124 209V210H123ZM135 209V210H134ZM152 211H151V210ZM172 209V210H171ZM184 209H187V210H184ZM200 209V211H199ZM204 209V210H203ZM224 209H227L226 211ZM230 209V210H229ZM233 209V210H232ZM235 209V210H234ZM244 209V210H242ZM7 210V212H6ZM10 210V211H9ZM14 210V211H13ZM27 210V212H26ZM34 210V211H33ZM51 210V211H50ZM54 210V211H53ZM66 210V212H64ZM68 210V211H67ZM71 210V211H70ZM79 210V211H78ZM84 210V211H83ZM95 211L93 213V211ZM118 210V211H117ZM158 210V211H156ZM163 210V211H162ZM171 210V211H170ZM190 210H192L190 212ZM219 210V211H217ZM253 210H256V213L255 211ZM5 211V212H4ZM23 211H25V213H23ZM31 211V213H30ZM38 211V212H37ZM43 211V213H42ZM45 211V212H44ZM56 211V212H55ZM63 211V212H61ZM69 211L71 213H69ZM72 211H75V215H74V212ZM81 211V213H80ZM100 213H99V212ZM106 211V212H104ZM111 214H110V212ZM113 211V213H112ZM117 211V212H116ZM123 211V212H121ZM132 214H130L129 216V212ZM133 211L135 212V214L137 215V217L135 216V214H133ZM139 211V212H137ZM142 211V212H141ZM146 211V212H145ZM168 211V212H167ZM180 213H178V212ZM182 211V212H181ZM187 211V212H185ZM205 211V212H204ZM208 211V212H207ZM212 211H216L215 212H212ZM224 213H223V212ZM242 211V212H241ZM247 211V213H246ZM259 211V212H258ZM2 212V213H1ZM12 214H11V213ZM17 214H15V213ZM33 212V213H32ZM35 212V213H34ZM49 212V214H48ZM55 212V213H53ZM58 212V213H57ZM61 212V213H60ZM108 212V213H107ZM120 212V213H118ZM127 214H125V213ZM141 212V213H140ZM144 212V213H143ZM153 212V213H151ZM170 212V213H169ZM177 212V215H175ZM193 212V213H192ZM196 212V213H195ZM202 212V213H201ZM209 213V216L207 215V213ZM212 212V214L210 213ZM219 212L220 215H219ZM229 212V213H228ZM245 212V214L243 213ZM253 212V213H252ZM258 212V213H257ZM7 213V214H6ZM10 213V214H9ZM25 215V217H23L22 214ZM37 213V214H36ZM66 213V214H65ZM97 215H96V214ZM106 214L105 217L103 216V214ZM117 213V214H116ZM148 213V214H146ZM150 213L151 215L155 218V221H154V218L152 216H150ZM164 213V214H163ZM183 213V214H182ZM201 213V214H200ZM206 215H205V214ZM215 213V214H214ZM226 213V214H225ZM230 215H228V214ZM238 213V214H237ZM243 213V214H242ZM14 214V215H13ZM32 214V215H31ZM41 214V216H39ZM46 214V215H45ZM63 214V215H62ZM65 214V215H64ZM74 216H73V215ZM90 214V216H89ZM110 214V216H109ZM162 214V215H160ZM171 214H174V215H171ZM199 214V215H198ZM204 214V215H202ZM224 214V215H223ZM242 214V215H241ZM247 214V216H246ZM256 214V215H255ZM3 215V216H2ZM6 215V216H5ZM19 215H21V218L19 217ZM28 215V216H27ZM38 215V216H36ZM54 219H52L53 217ZM58 215V216H57ZM78 215V216H77ZM83 215V216H82ZM88 215V216H86ZM93 215V217H92ZM114 215V216H112ZM121 215V216H120ZM128 217H126V216ZM135 217H134V216ZM139 215L141 218H139ZM148 217H147V216ZM160 215V216H159ZM190 215V216H189ZM198 215V216H196ZM215 215V216H214ZM222 215L225 217L223 219ZM228 217H227V216ZM245 215V217H244ZM10 216H11V220H10ZM18 216V217H17ZM34 216V217H33ZM49 216V217H48ZM72 216V217H71ZM77 216V217H76ZM85 216V217H84ZM116 216H119V217H116ZM163 216V219L165 217V219H161ZM173 216V217H172ZM180 216V217H179ZM4 217V218H3ZM14 217V218H13ZM28 217V220L27 219H24ZM37 217V218H35ZM41 217V218H40ZM48 217V218H47ZM67 217V219H66ZM84 217V218H83ZM87 217V218H86ZM125 217V218H124ZM145 217V218H143ZM149 220H147V218ZM150 217H152L153 219H150ZM169 217V218H167ZM188 219H187V218ZM204 218H207L204 222L203 219ZM215 217V218H214ZM218 217V218H217ZM222 217V218H221ZM234 217V218H233ZM241 217H244V218H241ZM251 217V218H250ZM6 221V222H4ZM33 218V219H32ZM47 218V219H46ZM58 218H61V219H58ZM74 218V219H73ZM82 218V219H81ZM111 218V219H110ZM127 218V219H126ZM173 218V219H172ZM180 219V221L182 220V222L184 223H180V221L178 222V220ZM183 218V219H182ZM186 218V219H185ZM191 218V219H190ZM200 218V219H199ZM209 218V220H208ZM212 218L214 221V225L213 226V220L210 219ZM237 218V219H236ZM262 218V219H261ZM6 219V220H5ZM20 219V221H18ZM22 219L23 221H25L24 223L22 222ZM36 219V220H35ZM38 219V221H37ZM49 219V220H48ZM51 219V220H50ZM58 219V221L56 220ZM72 219V220H71ZM78 219V221H76ZM84 219V220H83ZM89 219V220H88ZM95 219V220H93ZM115 219H118L115 221ZM145 219V220H143ZM168 219V220H167ZM170 219V220H169ZM195 221H194V220ZM202 219V221H201ZM220 219V220H218ZM242 219V220H241ZM245 219V220H244ZM247 219V220H246ZM10 220V221H9ZM41 222H40V221ZM48 220V221H47ZM55 220V221H54ZM70 220V221H69ZM81 223H80V221ZM147 220V221H146ZM151 220V221H150ZM186 222H185V221ZM195 222H193V221ZM196 220H199V221H196ZM209 222H208V221ZM225 220V221H224ZM241 220V221H240ZM262 220V221H261ZM3 221V222H2ZM9 221V222H7ZM17 221V222H16ZM27 221H30L27 223ZM47 221V222H46ZM51 221V222H50ZM62 221V222H61ZM70 223H69V222ZM105 221V222H104ZM120 221V222H119ZM128 221V222H127ZM138 221V222H137ZM150 221V222H148ZM158 221V222H157ZM166 221V222H165ZM172 221V223H171ZM188 221V222H187ZM212 221V222H210ZM220 221V222H219ZM223 221V223H222ZM239 221V222H238ZM251 221V223H250ZM18 222H22L21 224L19 223L18 225ZM34 222H36L37 224H34ZM39 222V223H38ZM54 222V223H52ZM65 222V223H63ZM72 222V223H71ZM77 222V223H76ZM91 222V223H90ZM103 224H102V223ZM111 222V223H110ZM116 222V223H115ZM126 222V223H125ZM134 222V223H133ZM136 222V223H135ZM142 222V223H141ZM147 222V223H146ZM164 222V223H162ZM169 222V223H168ZM174 222V223H173ZM177 222L179 223L177 225ZM192 222L194 223V225H191ZM200 222V223H199ZM207 222V223H206ZM225 222V223H224ZM6 223V224H5ZM14 223V224H13ZM46 223L47 226L44 224ZM49 223V224H48ZM61 223H63V227L61 226ZM80 223V225H79ZM95 223V224H94ZM109 223V224H108ZM115 223V224H114ZM130 223V224H129ZM144 223H146L144 225ZM151 223V224H150ZM155 223L159 224H163L162 227H161V224L159 225H154ZM171 223V224H170ZM202 223V229L201 227L198 228V226H201L200 224ZM218 223V224H217ZM222 223V224H221ZM234 223L236 225H234ZM244 223V224H243ZM23 224L22 228H19L21 227V225ZM34 224V226H33ZM41 224V225H40ZM50 224H55L54 226L50 225ZM57 224V225H56ZM77 226H76V225ZM91 224V227L89 226ZM97 224V226H95ZM127 225V226H124L123 225ZM134 225V226H131V225ZM149 224V225H147ZM173 224V225H172ZM196 224H198V226H196ZM211 224V225H210ZM217 224V225H216ZM224 224V225H223ZM227 224V225H226ZM238 224V225H237ZM243 224V225H242ZM2 225V226H1ZM18 225V227H17ZM40 225V226H38ZM66 225V227H65ZM72 225V226H71ZM74 225V226H73ZM101 225V226H100ZM122 225V226H121ZM140 225V226H139ZM144 225V226H142ZM177 227H176V226ZM186 228H185V226ZM189 225L192 227L190 228ZM206 225V227L204 228V226ZM222 227H221V226ZM254 225V226H253ZM8 226V228H7ZM10 226V227H9ZM14 226V227H13ZM31 226V227H29ZM40 227V230L39 231V228L38 230L36 229V234L33 232L35 231L34 228L36 227ZM50 226V228H48ZM58 226V228H57ZM60 226V227H59ZM79 226V227H78ZM83 226V227H81ZM95 226V227H93ZM119 226V227H118ZM148 226H150L148 228ZM155 226V227H154ZM160 226V227H159ZM172 226V227H171ZM174 226V227H173ZM194 226V228H193ZM219 226V228H218ZM226 226V227H225ZM236 226V227H235ZM34 227V228H33ZM46 227V228H45ZM52 227L54 229H52ZM62 227V228H61ZM72 230H71V228ZM115 227H118V228H115ZM154 229H153V228ZM159 227V228H158ZM165 227V228H164ZM167 227V228H166ZM208 227H211L208 228ZM213 227V228H212ZM231 227V228H230ZM241 227V228H240ZM6 228L5 231H3L4 229ZM13 228V230H12ZM17 228V229H16ZM19 228V229H18ZM28 228H30L28 230ZM61 228V229H60ZM66 228V229H65ZM96 228V229H95ZM127 228V229H126ZM132 228V229H131ZM170 228V229H169ZM181 228L183 231H181ZM184 228L187 229L184 231ZM204 228V229H203ZM208 228V229H207ZM225 228V229H224ZM235 228V229H234ZM8 229H10L8 231ZM27 229V230H26ZM52 229V231H51ZM59 229V230H58ZM86 231H85V230ZM118 229V230H117ZM146 229V230H145ZM153 229V230H152ZM160 229V231H159ZM163 229V230H161ZM178 229V230H177ZM191 229V230H190ZM196 229H200V230H196ZM233 229V230H232ZM250 229V230H249ZM46 230V231H45ZM48 230V231H47ZM54 230H57V231H54ZM91 230V231H90ZM96 230V231H95ZM111 230V231H109ZM114 233H113V231ZM122 230V231H121ZM126 230V232H125ZM140 231L139 233L137 231ZM143 230V231H142ZM145 230V231H144ZM166 230V231H165ZM174 230V231H173ZM194 230V232H193ZM196 230V231H195ZM203 230V231H202ZM206 230V231H205ZM218 230V231H217ZM223 230V231H222ZM2 231V232H1ZM39 231V232H38ZM59 231V233H58ZM64 231V232H62ZM67 231H68V235H67ZM73 231V232H72ZM75 231H76V234H75ZM79 231L80 234L78 233ZM104 232H108L107 234L106 233H103ZM124 231V232H123ZM134 231V232H132ZM148 231V232H147ZM151 231V232H150ZM153 231H155L154 233H152ZM165 231V232H164ZM181 231V232H179ZM202 231V233H201ZM208 231V232H207ZM213 233H211V232ZM221 231V232H220ZM238 231V232H237ZM5 232V233H4ZM8 232V233H7ZM14 234H13V233ZM28 232V233H27ZM41 232V233H40ZM49 232V233H48ZM66 232V234H65ZM86 232H88L86 234ZM92 232V233H91ZM114 235H109V234H112ZM162 232V233H161ZM191 232V233H190ZM200 232V233H199ZM206 232V233H205ZM249 232H251V234H249ZM17 233V234H16ZM18 233H20L21 235H19ZM26 233V234H25ZM33 233V235H31ZM39 235H38V234ZM46 233V234H45ZM101 233V235H99ZM104 235H103V234ZM120 233V234H119ZM124 233V234H123ZM129 233H133L135 235H128ZM137 233V234H136ZM142 233V234H141ZM148 233V234H147ZM171 233V234H170ZM179 233V234H178ZM182 233V234H180ZM209 233L212 237H208L209 236ZM226 233V234H225ZM231 233V234H230ZM238 233V234H237ZM3 234V235H2ZM27 236H25V235ZM48 234L50 235V237L48 236ZM54 234V235H52ZM61 234V235H60ZM73 234V236L71 237V235ZM75 234V235H74ZM82 234H84L82 236ZM95 234V235H94ZM127 234V235H125ZM141 234V235H140ZM144 234V235H143ZM158 234V235H157ZM163 234V235H161ZM170 234V236H169ZM176 234V235H175ZM178 234V236H177ZM198 234V235H196ZM236 234V235H235ZM38 235V236H36ZM45 235V236H44ZM58 237H57V236ZM63 235V236H62ZM66 235V236H65ZM106 235H108V238L106 237ZM122 235V236H121ZM140 235V237H139ZM143 235V236H142ZM147 235V237H146ZM157 235V236H156ZM175 235V236H174ZM244 235V236H243ZM246 235V236H245ZM4 236V237H3ZM8 236V238H6ZM41 236V237H39ZM47 236L50 238H47ZM61 236V237H60ZM70 236V237H69ZM77 236V237H76ZM96 236V237H94ZM104 236V237H103ZM110 236V237H109ZM117 236H119L118 238H121L123 241H125L123 243V241L121 239H118ZM124 236V237H123ZM144 236L146 238H144ZM156 238V239H154ZM161 236V237H160ZM166 236V237H165ZM217 238H215V237ZM230 236V237H228ZM236 240H235V238ZM12 239L10 240L9 239ZM14 237H16L14 239ZM54 237V238H52ZM62 237H64L65 241ZM104 240H103V238ZM117 239H116V238ZM126 237V238H125ZM135 237V238H134ZM164 237V238H162ZM169 237V238H168ZM203 237H206V238H203ZM222 237V238H221ZM223 237H226V242H225V238ZM243 237V238H242ZM261 237V238H260ZM19 238V239H18ZM30 238V239H29ZM33 238V239H32ZM69 238V239H68ZM73 238V239H72ZM93 238H96V239H93ZM124 238V239H123ZM127 238H129V241L127 242L126 240H128ZM131 238V239H130ZM151 238V239H150ZM158 238V239H157ZM160 238V239H159ZM209 238V240L207 239ZM233 238V239H232ZM5 239V240H4ZM18 239V240H17ZM46 239V240H45ZM59 239V240H58ZM83 239V240H82ZM112 239V240H111ZM116 239V240H115ZM137 239L139 241H137ZM154 239V240H153ZM167 239V240H166ZM176 239V240H175ZM205 239V240H204ZM221 239V240H220ZM246 239V240H245ZM7 240H10V241H7ZM20 240V241H19ZM38 240V241H37ZM42 240V241H41ZM45 240V243L46 245H44L45 247L42 246V243L43 241ZM48 240V241H47ZM51 240V241H50ZM72 240V241H71ZM76 243H75V241ZM80 240H81V243H80ZM87 240V241H86ZM89 240V241H88ZM94 240V241H93ZM100 240V241H99ZM110 240V242L108 241ZM142 240V241H141ZM163 240V242H162ZM170 240H171V244H170ZM179 240V241H178ZM201 240V241H200ZM218 240H220L218 242ZM243 240V241H242ZM36 241H37V245H36ZM53 241V242H52ZM56 243H55V242ZM63 241V242H62ZM92 241V242H91ZM98 241V242H97ZM132 241V242H130ZM155 241V242H154ZM158 241V242H157ZM167 241V242H166ZM177 241V242H176ZM205 241V242H203ZM214 243H213V242ZM224 243H223V242ZM235 241V243H234ZM14 242H17V243H14ZM32 242V243H31ZM35 244H34V243ZM48 242V243H47ZM70 244H69V243ZM83 242V243H82ZM89 242V243H87ZM122 242V243H120ZM128 244H127V243ZM169 242V243H168ZM216 242V243H215ZM222 242V243H221ZM241 242V243H240ZM5 243V244H4ZM11 243V244H10ZM53 243V245L51 244ZM59 243V244H58ZM62 243V244H61ZM100 243V244H98ZM114 243V244H113ZM116 243V244H115ZM136 243V244H135ZM138 243V245H137ZM167 243V244H166ZM176 243V244H175ZM184 243V244H183ZM233 243V244H232ZM245 243V244H244ZM4 244V245H3ZM41 244V245H40ZM50 244V245H49ZM58 244V245H57ZM67 244V245H66ZM73 244V245H71ZM83 244V245H82ZM106 244V245H105ZM110 244V245H109ZM119 244V246H118ZM121 244V245H120ZM135 244V246H134ZM150 244V245H149ZM170 244V245H169ZM180 244H182V246L177 247V245L179 246ZM216 244V245H215ZM220 244V247H218ZM222 244V245H221ZM241 244V245H239ZM261 244V245H260ZM12 245V246H11ZM19 245V247H18ZM21 245V246H20ZM28 245V247H27ZM32 245L34 247H32ZM36 245V246H35ZM49 245V246H48ZM52 245V247H51ZM57 245V247H56ZM62 245V246H61ZM99 245V246H98ZM104 245V246H103ZM108 245V246H107ZM113 245V246H112ZM132 245V246H131ZM144 245V246H143ZM161 245V246H159ZM173 245V246H171ZM189 245V246H188ZM209 247H208V246ZM227 245V246H226ZM2 246V247H1ZM15 246V247H14ZM17 246V247H16ZM40 246V247H39ZM43 248H42V247ZM69 246V248H67ZM115 246V247H114ZM123 246V248H122ZM125 246V247H124ZM138 246V247H137ZM153 246V247H152ZM164 246V247H162ZM186 246V247H185ZM190 246L191 248L193 249H190ZM216 246V247H215ZM222 246V248H221ZM252 246V247H251ZM26 247V248H25ZM30 247V248H29ZM84 247V248H83ZM111 247V248H110ZM119 247V248H118ZM129 247V248H128ZM137 247V248H136ZM152 247V248H151ZM167 247V248H166ZM170 247V248H168ZM176 247L178 250H176ZM182 247V248H181ZM188 247V248H187ZM196 247H198L199 249L196 250ZM218 247V248H217ZM250 247V248H249ZM7 248V249H6ZM9 248V250H8ZM19 248V249H17ZM21 248V250H20ZM24 248V249H23ZM37 250H35V249ZM38 248V249H37ZM40 248V249H39ZM42 248V249H41ZM50 248V249H49ZM53 250H52V249ZM57 248V249H56ZM59 248V250H58ZM67 248V249H66ZM76 248V252L74 251V249ZM78 248V249H77ZM85 250H83V249ZM115 248V250H114ZM122 250H121V249ZM126 248V250H125ZM133 248V249H131ZM151 248V249H149ZM161 248V249H160ZM208 248V249H206ZM214 248V249H213ZM225 248V249H224ZM5 249V250H3ZM14 249V250H12ZM44 249V250H43ZM80 249V250H79ZM163 249V251H161ZM185 249H187V253L188 255L186 256V253L185 252H181V251H185ZM194 249L196 250V254L193 253L195 252ZM217 249V250H216ZM246 249V250H245ZM255 249V250H254ZM8 250V251H7ZM33 250V252H32ZM50 250V251H49ZM58 250V251H57ZM62 250H65V251H68L63 253ZM71 250V252H70ZM100 250V251H98ZM137 250V252H136ZM152 250V251H151ZM156 250V251H155ZM168 250V251H167ZM173 250V251H171ZM204 250V251H203ZM224 250V251H223ZM6 251V253H5ZM13 251V252H12ZM28 251V252H27ZM61 251V252H60ZM115 251V252H113ZM130 251V252H129ZM135 251V252H134ZM143 251V252H141ZM145 251V252H144ZM153 253H151V252ZM167 251V253H166ZM171 251V252H170ZM177 251V252H176ZM201 252V253H198V252ZM227 251V252H226ZM251 251V252H250ZM262 251V252H261ZM17 252V253H16ZM21 252V253H20ZM49 252H51V254H49ZM58 252V253H57ZM94 252V253H93ZM109 252V253H108ZM117 252V254H116ZM134 252V253H133ZM142 254H141V253ZM155 252V253H154ZM162 252V253H161ZM170 252V253H169ZM173 252V253H172ZM179 252V253H178ZM223 252V253H222ZM19 253V255H18ZM27 253V254H26ZM47 255H46V254ZM56 253V255H55ZM62 253V254H61ZM92 255L95 254V255ZM111 253V254H110ZM122 253V254H121ZM129 253V254H128ZM149 253V255H148ZM151 253V254H150ZM160 253V254H158ZM169 253V254H168ZM176 253V254H174ZM182 253V255H181ZM263 253V254H262ZM17 254V255H16ZM22 256H21V255ZM26 254V255H25ZM30 254V255H29ZM32 254V255H31ZM40 258L39 256L37 255H40ZM70 254V255H69ZM79 254V255H78ZM84 254H85V257H84ZM89 254V255H88ZM98 254H101V255H98ZM104 254H106L105 256H103ZM116 254V255H115ZM126 254V255H125ZM135 254V255H134ZM139 254L141 256H139ZM158 254V255H157ZM168 254V255H166ZM174 254V255H173ZM180 254V255H179ZM10 255H13L11 257H9ZM29 255V256H28ZM43 255V256H42ZM50 255V256H49ZM54 255V256H53ZM59 257H58V256ZM78 255V256H77ZM125 255V256H124ZM145 257H143V256ZM149 257H148V256ZM155 255V256H154ZM165 255L168 256V258H165L163 257ZM171 255V257H170ZM184 255V256H183ZM190 255V256H189ZM260 255V257H259ZM263 257H262V256ZM7 259H5V257ZM17 256V257H16ZM24 256V257H23ZM57 256V257H56ZM61 256V257H60ZM67 256V257H66ZM74 256H75V259H74ZM84 258H83V257ZM91 256V257H90ZM96 256V257H95ZM99 256V257H98ZM136 256L138 257H141V258H136ZM153 256V257H152ZM157 256V257H156ZM177 256V257H176ZM180 256V258H178ZM183 256V257H182ZM189 256V257H188ZM4 257V258H3ZM24 259H23V258ZM38 257V258H37ZM47 257V258H46ZM66 257V258H65ZM78 257V258H77ZM98 257V258H97ZM115 257V258H113ZM119 257V258H117ZM142 257H143V260H142ZM151 257H152V260H151ZM157 260H156V258ZM176 257V260H174ZM185 257V259H184ZM193 257V259L191 258ZM195 257H198V258H195ZM201 257V258H200ZM204 259H203V258ZM208 257V258H207ZM228 257V258H227ZM18 258V259H17ZM22 258V259H21ZM30 258V259H29ZM53 258H54V262L53 261ZM59 258V259H58ZM73 258V259H72ZM80 258V259H79ZM90 258V259H88ZM101 258V259H100ZM107 258V259H106ZM128 258V259H127ZM147 258V260H146ZM150 258V259H149ZM189 258V259H187ZM212 258V259H210ZM230 258V259H229ZM256 258V259H255ZM5 259V260H4ZM20 259V261H19ZM28 259V260H27ZM36 259H42L40 263V261L38 262V260ZM70 259V260H69ZM78 259V260H77ZM82 259V260H81ZM96 259V260H95ZM100 259V260H99ZM115 259H118L119 261L115 260ZM140 259V261H138ZM149 259V260H148ZM172 259V260H171ZM179 259V260H178ZM192 259V260H191ZM202 259V261H201ZM208 259V260H207ZM221 259V260H220ZM223 259V260H222ZM227 259V260H225ZM259 259V260H258ZM11 260V261H10ZM14 260V261H13ZM16 260V261H15ZM22 260V261H21ZM34 262H33V261ZM50 260V262H49ZM74 260V261H73ZM87 260V261H86ZM103 260V261H102ZM114 260V261H113ZM136 260V261H135ZM142 260V261H141ZM150 260L153 262L151 263ZM174 260V261H173ZM195 260H198V261H195ZM3 261V262H2ZM5 261V262H4ZM30 261V262H29ZM45 261V262H44ZM54 263H53V262ZM92 261V262H91ZM96 261V262H95ZM109 261V262H108ZM117 261V262H116ZM125 261V263H124ZM147 261H149L150 263H148ZM172 261V262H171ZM179 261V262H177ZM182 261V262H180ZM187 261V263H186ZM192 261V262H191ZM195 261V263H193ZM204 261V262H203ZM207 261V262H206ZM217 261V263H216ZM225 261V262H224ZM231 261V262H230ZM256 261V262H255ZM9 262V263H8ZM13 262V263H12ZM33 262V263H32ZM58 262V263H57ZM69 262V263H68ZM84 262V263H83ZM89 262V263H87ZM121 262V263H122ZM138 262V263H137ZM146 262V263H145ZM206 262V263H205ZM209 262V263H208ZM211 262V263H210ZM222 262V263H221ZM263 262V263H262ZM196 263V264H198Z\"/></svg>",
  "mask_w": 264,
  "mask_h": 264
},
{
  "label": "bare ground",
  "instance_id": "obj_2",
  "mask_svg": "<svg viewBox=\"0 0 264 264\" xmlns=\"http://www.w3.org/2000/svg\"><path fill=\"white\" fill-rule=\"evenodd\" d=\"M23 1H24V0H23ZM41 1L43 2V1H45V0H41ZM53 1H54V0H53ZM81 1H82V0H81ZM100 1H101V0H100ZM102 1H103V0H102ZM104 1H105V0H104ZM111 1H112V0H111ZM111 1H109V2L111 3ZM119 1H120V0H119ZM123 1H124V0H123ZM133 1H134V0H133ZM136 1H137V0H136ZM161 1H162V0H161ZM205 1H206V0H205ZM215 1H216V0H215ZM220 1H221V0H220ZM241 1H243V0H241ZM253 1H255V0H253ZM257 1H259V0H257ZM261 1H262V0H261ZM263 1H264V0H263ZM34 2H36V0H35ZM50 2H51V0H50ZM57 2H58V1H57ZM60 2H61V1H60ZM62 2H65V0H64V1L62 0ZM68 2H69V4H70V3L74 2V1L72 0V2H70V1H68ZM93 2H94V3H95V2L98 3L96 0L93 1ZM93 2H92V3H93ZM120 2H122V1H120ZM130 2H132V1H130ZM139 2L141 3V1H139ZM216 2H217V1H216ZM233 2H234V1H233ZM250 2H251V1H250ZM38 3H39V1H38ZM38 3H36V5H37ZM40 3H41V2H40ZM43 3H45V2H43ZM110 3H109V4H110ZM122 3H123V2H122ZM126 3L128 4V6H130L128 2H126ZM140 3H139V4H140ZM160 3H161V2H160ZM242 3H244V2H242ZM257 3H258V2H257ZM29 4H30V3H29ZM41 4H42V3H41ZM41 4L38 5V7H40ZM51 4H53V3L51 2L49 5H51ZM62 4H63V3H62ZM62 4L60 3V5L58 4V6H59V7H62V6H61ZM66 4H67V3H66ZM66 4L64 3V6H66ZM83 4H84V2H83ZM83 4H82V5H83ZM89 4H91V3H89ZM99 4H100V2H99ZM180 4H181V3H180ZM184 4H185V3H184ZM188 4H189V3H188ZM240 4H241V3H240ZM244 4H246V3H244ZM46 5H47V4H46ZM55 5H56V3H55ZM71 5H72V4H71ZM87 5H88V2H87ZM95 5H96V4H95ZM102 5H103V4H102ZM106 5H108V4H106ZM114 5H115V3H114ZM118 5H119V2H118ZM123 5H124V4H123ZM133 5H134V4H133ZM161 5H162V3H161ZM218 5H219V4H218ZM235 5L237 6V4H235ZM238 5H239V4H238ZM242 5H243V4H242ZM47 6H48V5H47ZM58 6H57V7H58ZM68 6H70V5H67V7H68ZM75 6H76V4H75ZM120 6H122V5L120 4ZM120 6H119V7H120ZM126 6H127V5H126ZM154 6H157V5H154ZM154 6H153V7H154ZM177 6H178V5H177ZM213 6H214V5H213ZM32 7H33V6H32ZM38 7H37V8H38ZM41 7H42V6H41ZM45 7H46V6H45ZM45 7H44V8L42 7V8L45 10ZM48 7H50V6H48ZM85 7H87V6H85ZM91 7H92V6H91ZM91 7H90V8H91ZM98 7H99V6H98ZM105 7H108V6H105ZM110 7H111V6H110ZM115 7H117V6H115ZM137 7H138V6H137ZM143 7H144V6H143ZM146 7H147V6H146ZM150 7H151V6H150ZM159 7H161V6H159ZM162 7H164V6L162 5ZM162 7H161L160 9H162ZM189 7H190V6H189ZM233 7H234V5H233ZM17 8H18V7H17ZM42 8H41V9L39 8L38 10H41V11H42ZM53 8H54V7H53ZM73 8H74V7H73ZM99 8H100V7H99ZM117 8H118V7H117ZM117 8H116V10H117ZM123 8H124V7H123ZM135 8H136V7H134V9H135ZM138 8H139V7H138ZM147 8H148V7H147ZM156 8H157V7H156ZM220 8H221V7H220ZM1 9H2V8H1ZM34 9H36V8H34ZM46 9H47V7H46ZM50 9H51V8H50ZM67 9H68V8H67ZM69 9H71V8H69ZM74 9H76V8H74ZM82 9H83V6H82ZM86 9H89V8L87 7ZM92 9H93V8H92ZM114 9H115V8H114ZM118 9H119V8H118ZM124 9L127 10L126 8H124ZM141 9H142L143 11H145L142 7H141ZM148 9H149V8H148ZM157 9H158V8H157ZM194 9H195V7H194ZM202 9H203V8H202ZM231 9H232V8H231ZM15 10H16V8H15ZM97 10H98V9H97ZM99 10H100V9H99ZM102 10H104V9H102ZM107 10H108V9H107ZM110 10H111V9H110ZM110 10H109V11H110ZM112 10H113V9H112ZM121 10L123 11V9H121ZM125 10H124V11H125ZM128 10H130V9L128 8ZM137 10H139V9H137ZM162 10H163V9H162ZM167 10H168V9H167ZM180 10H181V9H180ZM220 10H221V9H220ZM12 11H13V10H12ZM31 11H33V10H31ZM35 11H36V10H35ZM48 11L50 12L51 10H48ZM48 11H47V12H48ZM52 11H53V10H52ZM54 11H55V10H54ZM54 11H53V12H54ZM56 11H57V10H56ZM66 11H67V10H66ZM66 11H65V12H66ZM70 11H71V12H70ZM70 11H69L70 13L73 12L72 10H70ZM89 11L92 12L93 10L89 9ZM100 11H101V10H100ZM105 11H106V10H105ZM109 11H108V12H109ZM117 11H118V10H117ZM131 11H133V10H131ZM168 11H170V10H168ZM224 11H225V10H224ZM27 12H28V11H26L25 13L28 14ZM36 12H37V11H36ZM39 12H40V11H39ZM45 12H46V10H45ZM49 12H48V13H49ZM62 12H63V11H62ZM69 12L66 13V14L69 15ZM83 12H84V9H83L82 13H83ZM93 12H94V11H93ZM101 12H102V11H101ZM108 12H107V13H108ZM118 12H120V11H118ZM175 12H176V11H175ZM211 12H212V11H211ZM218 12H219V11H218ZM231 12H232V11H231ZM234 12H235V11H234ZM11 13H12V12H11ZM11 13H10V14H11ZM16 13H17V12H16ZM16 13H15V14H16ZM29 13H30V12H29ZM31 13H32V12H31ZM37 13H38V12H37ZM41 13H42V12H41ZM43 13H44V11H43ZM43 13H42V14H43ZM50 13H51V12H50ZM86 13L88 14V12H86V11H85V13H83V14L86 16V15H87ZM102 13H103V12H102ZM109 13H110V12H109ZM112 13H113V12H112ZM112 13H111V14H112ZM122 13H124V12H122ZM132 13H133V12H132ZM144 13H145V12H144ZM7 14H8V13H7ZM26 14H25V15H26ZM46 14H47V13H46ZM56 14H57V13H56ZM58 14H59V13H58ZM63 14H64V13H63ZM75 14H76V16H78L77 13H75ZM98 14H99V13H98ZM111 14H109V16H110ZM114 14H115V13H114ZM125 14H126V13H125ZM128 14L131 15V13H128ZM140 14H141V13H139V15H140ZM208 14H209V13H208ZM232 14H233V13H232ZM234 14H235V13H234ZM17 15H18V14H17ZM28 15H29V14H28ZM34 15H35V14H34ZM34 15H33V16H34ZM50 15H51V14H50ZM50 15H48V16H50ZM54 15H55V14H54ZM88 15H89V14H88ZM90 15H92V13H90ZM99 15H100V14H99ZM115 15H116V14H115ZM133 15H134V14H133ZM133 15H132V16H133ZM137 15H138V14H137ZM137 15H136V16H137ZM139 15H138V16H139ZM148 15H149V14H148ZM243 15H244V14H243ZM5 16H6V15H5ZM12 16H13V13H12ZM39 16H41V15H39ZM43 16H44V15H43ZM46 16H47V15H46ZM52 16H53V14H52ZM58 16H60L61 19H62V15L59 14ZM65 16H66V15H65ZM70 16H71V15H70ZM80 16H81V14H80ZM96 16H97V15H96ZM102 16H103V15H102ZM107 16H108V15H107ZM122 16H124V15H122ZM126 16H127V14H126ZM140 16H141L143 19L146 18V15H145V17H143L142 14H141ZM172 16H173V15H172ZM174 16H175V13H174ZM206 16H207V14H206ZM216 16H217V15H216ZM6 17H7V16H6ZM13 17H14V16H13ZM36 17H38V15H37ZM66 17H67V16H66ZM91 17H92V16H91ZM98 17H99V16H98ZM98 17H97V18H98ZM112 17H113V16H112ZM134 17H135V16H134ZM168 17H169V16H168ZM196 17H198V16H196ZM207 17H209V16H207ZM230 17H231V16H230ZM260 17H261V16H260ZM2 18H3V17H2ZM10 18H11V17H10ZM15 18H17L16 15H15ZM15 18H13V20H14ZM19 18H21V17L19 16ZM28 18H29V17H28ZM45 18H46V17H45ZM54 18H55V17H54ZM56 18H57V17H56ZM68 18H69V17H68ZM78 18L80 19L79 16H78ZM82 18H83V17H82ZM104 18H105V17H104ZM108 18H109V17H108ZM110 18H111V17H110ZM120 18H121V16H120ZM124 18H125V17H124ZM127 18H128V16H127ZM129 18H130V17H129ZM136 18H138V20H139V17H136ZM142 18H141V19H142ZM181 18H182V17H181ZM181 18H180V19H181ZM193 18H194V17H193ZM236 18H237V17H236ZM22 19H23V18H22ZM31 19H32V18H31ZM37 19H38V18H37ZM52 19H53V18H52ZM58 19H59V17H58ZM58 19H56V20H58ZM70 19L72 20L73 18H70ZM84 19H85V18H84ZM84 19L81 20V22H83ZM86 19H87V18H86ZM88 19H89V17H88ZM94 19H95L94 21H96V17H95V16H94ZM102 19H103V18H102ZM105 19H106V18H105ZM105 19L103 20V22L105 21ZM134 19H135V18H134ZM134 19H133V20H134ZM141 19H140V20H141ZM146 19H147V18H146ZM149 19H150V17H149ZM230 19H231V18H230ZM23 20H24V19H23ZM32 20H33V19H32ZM32 20H31V21H32ZM48 20H49V19H48ZM67 20H68V19H67ZM75 20H76V18H75ZM91 20H92V19H91ZM112 20H113V19H112ZM116 20H117V19H116ZM119 20H120V19H119ZM119 20H118V21H119ZM123 20H124V19H123ZM131 20H132V19H131ZM138 20H137V21H138ZM166 20H167V18H166ZM166 20H165V21H166ZM191 20H192V19H191ZM202 20H203V19H202ZM246 20H247V19H246ZM248 20H249V19H248ZM259 20H260V19H259ZM0 21H1V20H0ZM3 21H4V20H3ZM5 21H6V20H5ZM5 21H4L3 24H6V23H7V22L5 23ZM35 21H36V18L34 19L33 22H35ZM43 21H44V20H43ZM61 21H62V20H61ZM68 21H69V20H68ZM68 21H66V22H68ZM76 21H78V19H77ZM86 21H87V20H86ZM89 21H90V20H89ZM94 21H93V22H94ZM97 21H100L99 18L97 19ZM113 21H114V20H113ZM121 21H122V20H121ZM129 21H130V20H129ZM134 21H135V20H134ZM141 21L144 22L143 20H141ZM141 21H138V22H140L139 24H141ZM148 21H149V20H148ZM193 21H194V20H193ZM208 21H209V20H208ZM251 21H252V20H251ZM14 22H15V21H14ZM46 22H47V21H46ZM54 22H55V21H54ZM62 22H63V21H62ZM62 22H61V23H62ZM103 22H102V23H103ZM111 22H112V21H111ZM111 22H109V24L113 26V24H112ZM122 22H123V21H122ZM124 22H125V21H124ZM132 22H133V21H131V24H132ZM145 22H146V21H145ZM145 22H144L143 24H145ZM166 22H167V21H166ZM170 22H171V21H170ZM212 22H213V21H212ZM0 23H2V21H1ZM16 23H17V22H15L14 24H16ZM19 23H20V22H18V24H19ZM28 23H29V22H28ZM43 23H44V22H43ZM43 23H42L41 25H40V24H39V25H40V26H44ZM69 23H70V22H69ZM69 23H68V24H69ZM78 23H79V22H78ZM78 23H77V27H79V26H78ZM83 23H84V22H83ZM97 23H99V22H97ZM107 23H108V22H107ZM120 23H121V22H120ZM125 23H126V22H125ZM146 23H148V22H146ZM215 23H216V22H215ZM236 23H237V22H236ZM259 23H260V22H259ZM8 24H9V23H8ZM36 24H37V22H36ZM36 24H35V25H36ZM65 24H66V23H65ZM68 24H67V25H68ZM73 24H74V23H73ZM95 24H96V23H95ZM100 24H101V23H100ZM105 24H106V23H105ZM117 24L119 25V23H117ZM134 24H135V23H134ZM136 24H138V23L136 22ZM143 24H141V26H142ZM151 24H152V23H151ZM169 24H170V23H169ZM241 24H242V23H241ZM248 24H249V23H248ZM257 24H258V22H257ZM20 25H21V24H20ZM25 25H26V23H25ZM31 25H32V24H31ZM39 25L37 24L38 28H40ZM71 25H72V24H71ZM86 25H87V24H86ZM93 25H94V23H93ZM101 25H102V24H101ZM101 25H100V26H101ZM121 25H122V24H120V26H121ZM149 25H150V24H149ZM156 25H157V23H156ZM253 25H254V24H253ZM9 26H11V25H9ZM21 26L23 27V25H21ZM51 26H53V25H51ZM65 26H66V25H65ZM65 26H64V29H65ZM68 26H69V25H68ZM68 26H67V28H68ZM75 26H76V24H75ZM104 26H105V25H104ZM104 26L101 27V28H104ZM106 26H107V25H106ZM106 26H105V27H106ZM108 26H109V25H108ZM112 26H111V27H112ZM123 26H125V25H123ZM127 26H128V25H127ZM131 26H134V25H131ZM145 26L148 27V25H144V27H145ZM153 26H154V25H153ZM203 26H204V25H203ZM218 26H219V25H218ZM3 27H4V26H3ZM3 27H2V28H3ZM25 27H26V26H25ZM25 27H23V28H25ZM31 27H32V26H31ZM45 27H46V26H45ZM60 27H61V26H60ZM71 27H73V26H71ZM80 27H82V26H80ZM80 27H79V28H80ZM83 27H84V26H83ZM87 27H88V26H87ZM87 27H86V28H87ZM91 27H93V26H91ZM95 27H96V26H95ZM111 27H110V28H111ZM115 27H116V26H115ZM118 27H119V26H118ZM139 27H140V26H139ZM139 27H138V28H139ZM154 27H155V26H154ZM231 27H232V26H231ZM2 28L0 27L1 32H2ZM4 28H5V27H4ZM4 28H3V29H4ZM9 28H10V27H9ZM27 28H29V27L27 26ZM38 28H37V29H38ZM41 28H42V27H41ZM69 28H70V27H69ZM69 28H68V29H69ZM79 28H78V29H79ZM88 28H89V27H88ZM88 28H87V29H88ZM96 28H97V27H96ZM99 28H100V27H99ZM101 28H100V29H101ZM106 28H108V27H106ZM116 28H117V27H116ZM127 28H128V27H127ZM129 28H130V26H129ZM132 28H133V27H132ZM134 28H135V27H134ZM134 28H133V30H134ZM136 28H137V27H136ZM151 28H152V27H151ZM225 28H226V27H225ZM47 29H48V27H47ZM70 29H72V28H70ZM89 29H90V28H89ZM97 29H98V28H97ZM97 29H96V30H97ZM100 29H99V30H100ZM111 29H114V27L111 28ZM111 29H110V30H111ZM117 29H118V28H117ZM122 29H124V28L121 27V30H122ZM125 29H126V28H125ZM125 29H124V30H125ZM141 29H142V28H141ZM141 29H140V30H141ZM145 29H147V28H145ZM145 29H144V30H145ZM148 29H149V28H148ZM148 29H147V30H148ZM175 29H176V28H175ZM195 29H196V28H195ZM234 29H236V28H234ZM237 29H238V28H237ZM239 29L241 30L242 28H239ZM12 30H13V29H12ZM28 30H29V29H28ZM45 30H46V28L44 29V32H45ZM50 30H52V29H50ZM82 30H83V29H82ZM82 30L79 29V31H82ZM105 30H106V29H105ZM105 30L103 29V31H105ZM108 30H109V29H108ZM140 30H139V31H140ZM142 30H143V29H142ZM152 30H153V29H152ZM177 30H178V29H177ZM201 30H203V29H201ZM4 31H5V30H4ZM13 31H14V30H13ZM13 31H12V32H13ZM41 31H43V30H41ZM47 31H48V30H47ZM54 31H55V30H54ZM64 31H65V30H64ZM75 31H76V30H75ZM79 31H78V34H79ZM101 31H102V30H101ZM118 31H120V30H118ZM125 31H127V29H126ZM129 31H130V32H133V31H131V30L129 29V30H128V33H129ZM145 31H146V30H145ZM145 31H143V32L145 33ZM155 31H156V30H155ZM1 32H0V33H1ZM22 32H23V31H22ZM29 32H31V31L29 30ZM32 32H33V31H32ZM38 32H39V31H38ZM38 32H37V33H38ZM48 32H49V31H48ZM61 32H62V31H61ZM99 32H100V31H99ZM105 32L107 33V30H106ZM108 32H109V31H108ZM110 32H111V31H110ZM120 32H121V31H120ZM122 32H123V31H122ZM134 32H135V31H134ZM137 32H138V30H137ZM162 32H164V30H163ZM175 32H176V31H175ZM175 32H174V33H175ZM231 32H232V31H231ZM241 32H242V31H241ZM253 32H254V31H253ZM20 33H21V32H20ZM20 33H18V34H20ZM46 33H47V32H46ZM49 33H53V31H52V32H49ZM49 33H47V34H49ZM55 33L57 34V32H55ZM55 33H54V34H55ZM138 33H140V32H138ZM138 33H137V36H138ZM144 33H143V34H144ZM148 33H149V32H148ZM151 33H152V32H151ZM237 33H238V32H237ZM251 33H252V32H251ZM6 34H7V33H6ZM6 34H5V36H7ZM8 34H9V31H8ZM26 34H27V35H30V33H29V34L26 33ZM33 34H35V33H33ZM54 34H53V35H54ZM58 34H59V33H58ZM82 34H83V33H82ZM84 34H86V30H85V33H84ZM89 34H90V33H89ZM95 34H98V33H95ZM129 34H131V33H129ZM176 34H177V33H176ZM239 34H240V33H239ZM242 34H243V33H242ZM12 35H13V34H12ZM22 35H23V34H22ZM43 35H44V33H43ZM51 35H52V34H51ZM51 35H50V36H51ZM65 35H66V34H65ZM75 35H77V34H75ZM75 35H74V36H75ZM87 35H88V34H87ZM87 35H86V37H87ZM106 35H107V34H106ZM124 35H126V34H124ZM135 35H136V34H134V36H135ZM144 35H145V34H144ZM146 35H148V34H146ZM149 35H150V34H149ZM161 35H162V34H161ZM183 35H184V34H183ZM183 35H182V36H183ZM245 35H246V34H245ZM252 35H253V34H251V36H252ZM3 36H4V35H3ZM5 36H4V37H5ZM14 36H15V35H14ZM20 36H21V35H20ZM31 36H33V35H31ZM38 36H40L39 33H38ZM71 36H72V35H71ZM71 36H70V37H71ZM77 36H78V35H77ZM103 36H104V35H103ZM103 36H101V37L103 38ZM111 36H112V34H111ZM111 36H110V39L112 38ZM129 36H130V35H129ZM186 36H187V35H186ZM15 37H16V36H15ZM15 37H14V38H15ZM17 37L19 38V36H17ZM24 37H25V36H24ZM33 37H34V36H33ZM35 37H36V36H35ZM59 37H60V36H59ZM59 37H58V38H59ZM67 37H68V36H67ZM75 37H76V36H75ZM89 37H90V36H89ZM89 37H88V39H89ZM106 37H107V36H106ZM138 37H140V36H138ZM138 37H136V38H138ZM145 37H146V36H145ZM147 37H148V36H147ZM164 37H165V36H164ZM249 37H250V36H248L247 38H249ZM1 38H2V36H1ZM5 38H6V37H5ZM9 38H10V37H9ZM22 38H23V36L21 37V39H22ZM28 38H29V37H28ZM41 38H42V37H40V39H41ZM43 38H44V37H43ZM45 38H46V35H45ZM56 38H57V37H56ZM78 38H79V37H78ZM90 38H91V37H90ZM129 38H131V39L133 40L135 37L133 38V37L131 36V37H129ZM12 39H13V37H12ZM19 39H20V38H19ZM23 39H24V42H25V38H23ZM31 39H32V38H31ZM49 39H50V38H49ZM51 39H52V42H53V39L55 40L54 37H52ZM66 39H68V38H66ZM84 39H85V38H84ZM91 39H92V38H91ZM93 39H94V38H93ZM117 39H119V38H117ZM157 39H158V38H157ZM157 39H156V40H157ZM208 39H209V38H208ZM214 39H215V38H214ZM1 40H2V39H1ZM3 40H4V39H3ZM3 40H2V41H3ZM26 40H27V38H26ZM44 40H45V39H44ZM47 40H48V39H47ZM62 40H63V39H61V41H60V40H58V41L63 42ZM81 40H82V39H81ZM95 40H96V42H97V39H95ZM95 40H94V41H95ZM106 40H108V38H107ZM106 40H105V41H106ZM111 40H112V39H111ZM126 40H127V36H126ZM134 40H135V39H134ZM148 40H149V39H148ZM156 40H155V41H156ZM164 40H165V39H164ZM7 41H8V40H7ZM10 41H11V40H10ZM20 41H22V40H20ZM33 41H34V40H33ZM33 41H32V43L34 44ZM35 41H36V40H35ZM42 41H43V39H42ZM55 41H57V40H55ZM58 41H57L56 43H58ZM68 41H69V40H68ZM75 41H76V40H75ZM90 41H91V40H90ZM115 41H116V40H115ZM124 41H125V40H124ZM129 41L131 42V40H129ZM136 41H137V39H136ZM150 41H151V40H150ZM157 41H158V40H157ZM230 41H231V40H230ZM240 41H241V40H240ZM251 41H252V40H251ZM4 42H6V41H4ZM14 42H15V40H14ZM16 42H17V39H16ZM36 42H37V41H36ZM46 42H47V41H45L44 43H46ZM48 42H49V41H48ZM60 42H59V43H60ZM83 42H84V41H83ZM92 42H93V40H92ZM113 42H114V41H113ZM113 42H111V43H113ZM143 42H145V41H143ZM161 42H162V41H161ZM195 42H196V41H195ZM202 42H203V41H202ZM204 42H205V41H204ZM209 42H210V40H209ZM217 42H218V41H217ZM236 42H237V41H236ZM247 42H248V41H247ZM256 42H257V41H256ZM262 42H263V41H262ZM262 42H260V43H262ZM0 43H1V42H0ZM17 43H18V42H17ZM25 43H26V42H25ZM29 43H30V42H29ZM29 43H28V44H29ZM41 43H43V42H41ZM49 43H51V42H49ZM53 43H54V42H53ZM63 43H64V42H63ZM90 43H91V42H90ZM90 43H89V44H90ZM106 43H107V42H106ZM134 43H135V42H132V45H134ZM137 43L140 44V43H142V42H137ZM147 43H148V42H147ZM164 43H165V42H164ZM183 43H184V42H183ZM188 43H189V42H188ZM193 43H194V42H193ZM210 43H211V42H210ZM248 43H249V42H248ZM250 43H251V42H250ZM5 44H6V43H5ZM5 44H3V45H5ZM8 44H9V43H8ZM38 44H39V43H38ZM47 44H48V43H47ZM69 44H70V43L67 44L68 46L66 45L68 48L70 47ZM72 44H74V43L72 42ZM83 44H84V43H83ZM91 44H93V43H91ZM91 44H90V45H91ZM95 44H96V43H95ZM116 44H118V43H116ZM161 44H162V43H161ZM208 44H209V43H208ZM220 44H221V43H220ZM1 45H2V44H0V46H1ZM3 45H2V46H3ZM16 45H17V44H16ZM16 45H15V48H18L19 45H17V47H16ZM23 45H24V43H23ZM23 45H22V48H23ZM35 45H36V44H35ZM48 45H49V44H48ZM79 45H80V44H79ZM81 45H82V43H81ZM90 45H89V48H90ZM99 45H100V42H99L98 46H99ZM101 45H103V43H102ZM127 45H128V44H127ZM136 45H137V44H136ZM165 45H166V44H165ZM172 45H174V44H172ZM184 45L186 46V44H184ZM187 45H188V44H187ZM192 45H193V44H192ZM194 45H195V44H194ZM214 45H216V44H213V46H214ZM246 45H247V44H246ZM253 45H254V44H253ZM26 46H27V45H26ZM37 46H38V45H37ZM40 46H41V45H39V47H40ZM50 46H51V44H50ZM72 46H73V45H72ZM72 46H71V47H72ZM83 46L85 47V44H84ZM134 46H135V45H134ZM134 46H132V47H134ZM138 46H139V45H138ZM141 46H142V45H141ZM145 46H146V44H145ZM196 46H198V45H196ZM257 46H260V45H258V42H257ZM11 47L14 49L13 44L11 45ZM11 47H10V48H11ZM29 47L32 48V45L29 46ZM33 47H34V46H33ZM39 47H38V48H39ZM43 47H45V46H43ZM48 47H49V46H48ZM56 47H57V45H56ZM56 47H55V48H56ZM61 47H62V46H61ZM71 47H70V48H71ZM73 47L76 48L75 44H74ZM86 47H87V46H86ZM112 47H113V45H112ZM120 47L123 48V46H120ZM124 47H125V46H124ZM127 47H129V45H128ZM127 47H126V48H127ZM146 47H147V46H146ZM226 47H227V45H226ZM3 48H5V47H3ZM22 48H21V49H22ZM45 48H46V47H45ZM64 48H65V45H64ZM138 48H140V47H138ZM142 48H143V46H142ZM151 48H152V47H151ZM160 48H161V47H160ZM186 48H187V46H186ZM195 48H198V47H195ZM208 48H209V46H208ZM211 48H212V47H211ZM222 48H223V47H221L220 50H222ZM249 48H250V46H249ZM257 48H258V47H257ZM1 49H2V47H1ZM5 49H7V48H5ZM21 49H20V50H21ZM39 49H40V48H39ZM46 49H47V48H46ZM71 49H72V48H71ZM71 49H69V50L67 49V50L70 51ZM73 49H74V48H73ZM78 49H79V48H78ZM130 49H131V47H130L128 50H130ZM134 49H135V48H134ZM146 49H147V48H146ZM156 49H157V48H156ZM232 49H233V48H232ZM258 49H259V48H258ZM2 50H3V49H2ZM18 50H19V49H18ZM28 50H30V53L32 52L31 49H28ZM28 50H26V52H27ZM36 50H38V49L36 48ZM52 50H53V49H52ZM55 50H57V48H56ZM64 50H65V49H64ZM64 50H63V52H64ZM85 50H87V49H85ZM89 50H90V49H89ZM96 50H98V49H96ZM117 50H118V49H117ZM122 50H123V49H122ZM128 50H127V51H128ZM131 50H132V49H131ZM135 50H136V49H135ZM135 50H133V51H135ZM143 50H144V49H143ZM147 50H148V49H147ZM154 50H155V49H154ZM167 50H168V49H167ZM198 50H199V49H198ZM211 50H212V49H211ZM213 50H214V49H213ZM263 50H264V49H263ZM263 50H262V51H263ZM0 51H1V50H0ZM23 51H24V50H23ZM72 51H76V50H71V52H72ZM78 51L81 52V50H78ZM93 51H94V49H93ZM138 51H139V49H138ZM158 51H159V50H157V52H158ZM175 51H176V50H175ZM190 51H191V50H190ZM228 51H229V50H228ZM249 51H250V50H249ZM8 52H9V51H8ZM24 52H25V51H24ZM28 52H29V51H28ZM35 52H36V51H35ZM54 52L56 53V51H54ZM80 52H79V53H80ZM85 52H86V51H85ZM85 52H84V54H86ZM141 52H142V51H140V53H141ZM152 52H153V50H152ZM6 53H7V52H6ZM18 53H19V52H18ZM36 53H37V52H36ZM36 53H34V54H36ZM49 53H50V51H49ZM95 53H97V51L94 52V54H95ZM98 53H99V52H98ZM111 53H112V52H111ZM124 53H125V52H124ZM128 53H129V52H128ZM142 53H143V52H142ZM202 53H203V52H202ZM13 54H14V53H13ZM16 54H17V53H16ZM43 54H44V53H43ZM47 54H48V53H47ZM69 54H70V53H69ZM89 54H90V52H89ZM100 54L102 55V53H100ZM130 54H131V53H130ZM137 54H138V52H137ZM169 54H170V53H169ZM173 54H174V52H173ZM176 54H177V53H176ZM247 54H248V53H247ZM260 54H261V53H260ZM1 55H2V54H1ZM1 55H0V56H1ZM29 55H31V54H29ZM45 55H46V54H45ZM67 55H68V54H67ZM78 55H79V54H78ZM78 55H77V56H78ZM80 55H81V53H80ZM80 55H79V56H80ZM91 55H93V54H91ZM97 55H98V54H97ZM101 55H100V56H101ZM121 55H122V54H121ZM128 55H129V54H128ZM132 55H134V54H132ZM132 55H131V56L129 55L130 58H132ZM139 55H141V54H139ZM151 55H152V54H151ZM179 55H180V53H179ZM195 55H198V54H195ZM238 55H239V54H238ZM241 55H242V54H241ZM3 56H5V55H3ZM21 56H22V55H21ZM35 56H36V55H35ZM71 56H75V55L73 54V55H71ZM86 56H87V55H86ZM86 56H85V58H86ZM94 56H95V55H94ZM125 56H126V54H125ZM142 56H143V55H142ZM247 56H248V55H247ZM8 57H9V56H8ZM19 57H20V56H19ZM23 57H24V55H23ZM31 57H32V56H31ZM36 57H37V56H36ZM46 57H47V56H46ZM46 57H45V58H46ZM49 57H50V56H49ZM56 57H57V56H56ZM63 57H64V56H63ZM126 57H128V56H126ZM147 57H148V56L146 55V58H147ZM153 57H154V56H153ZM160 57L163 58V56H160ZM160 57L158 56V58H160ZM258 57H259V56H258ZM26 58H27V57H26ZM90 58H91V57H89V59H90ZM120 58H121V57H120ZM130 58H129V59H130ZM133 58H134V57H133ZM149 58H150V56H149ZM149 58H148V59H149ZM151 58H152V57H151ZM162 58H161V59H162ZM165 58H166V60H167V57L164 56L163 59H165ZM175 58H176V57H175ZM189 58H190V57H189ZM192 58H193V57H192ZM200 58H201V57H200ZM225 58H226V57H225ZM230 58H231V57H230ZM230 58H229V59H230ZM236 58H238V57H236ZM248 58H249V57H248ZM250 58H251V57H250ZM253 58H254V57H253ZM253 58H252V60H253ZM55 59H56V58H55ZM57 59H58V58H57ZM57 59H56L55 61H57ZM73 59H74V58H73ZM76 59H77V58H76ZM81 59H82V58H81ZM91 59H93V58H91ZM154 59H156V58H154ZM163 59H162V60H163ZM231 59H232V58H231ZM239 59H240V58H239ZM261 59H262V58H261ZM94 60H97V59H94ZM113 60H114V59H113ZM126 60H127V59H126ZM139 60H140V59H139ZM143 60H144V59H143ZM143 60H142V61H143ZM158 60H159V59H158ZM172 60H173V59H172ZM180 60H181V59H180ZM182 60H184V58H183ZM227 60H228V59H227ZM257 60H259V59H257ZM72 61H73V60H72ZM80 61H81V60H80ZM80 61L78 60V63H80ZM85 61H86V60H85ZM98 61L103 63V61H100V60H98ZM155 61H156V60H155ZM160 61H161V60H160ZM174 61H177V60H174ZM174 61H173V62H174ZM58 62H59V61H58ZM87 62H89V61H86V63H87ZM95 62H96V61H95ZM134 62H135V61H134ZM156 62H157V61H156ZM161 62H162V61H161ZM173 62H172V63H173ZM181 62H182V61H181ZM222 62H223V61H222ZM244 62H245V61H244ZM23 63H24V62H23ZM23 63H21V65H23ZM59 63H60V62H59ZM62 63H63V61H62ZM62 63H61V64H62ZM65 63H66V62H65ZM71 63H72V62H71ZM75 63H76V62H75ZM91 63H92V61H91ZM104 63L106 64V61H104ZM126 63H127V61H126ZM128 63H130V62H128ZM135 63H136V62H135ZM152 63H153V61H152ZM168 63H169V62H168ZM177 63H178V62H177ZM217 63H218V62H217ZM223 63H224V62H223ZM7 64H8V63H7ZM10 64H11V63H10ZM63 64H64V63H63ZM72 64L75 65L74 62H73ZM76 64H77V63H76ZM93 64H94V63H93ZM124 64H125V63H124ZM144 64H145V63H144ZM157 64L159 65V63H157ZM169 64H170V63H169ZM199 64H200V63H199ZM225 64H226V63H225ZM244 64H245V63H244ZM247 64H248V63H247ZM257 64H258V63H257ZM2 65H3V64H2ZM16 65H19V63L16 64ZM68 65H69V64H68ZM77 65H78V64H77ZM79 65H80V64H79ZM91 65H92V64H91ZM94 65H97V63L94 64ZM98 65H99V64H98ZM102 65L104 66V64H102ZM126 65H127V64H126ZM134 65H135V64H134ZM148 65H149V64H148ZM165 65H166V64H165ZM165 65H164V66H165ZM171 65H172V64H171ZM171 65H170V67H171ZM175 65H176V64H175ZM175 65H174V63H173L172 66H175ZM182 65H183V64H182ZM201 65H202V64H201ZM212 65H213V64H212ZM216 65H217V64H216ZM216 65H215V67H216ZM226 65H227V64H226ZM236 65H237V64H236ZM239 65H240V64H239ZM251 65H252V64H251ZM5 66H6V65H4L3 67H5ZM7 66H8V65H7ZM9 66H10V65H9ZM19 66H20V65H19ZM24 66H25V65H24ZM24 66H23V67H24ZM26 66H27V65H26ZM26 66H25V67H26ZM37 66H38V65H37ZM49 66H50V65H49ZM81 66H82V65H81ZM85 66H87V65H85ZM154 66H156V65H154ZM192 66H194V65H192ZM206 66H208V65H205V67H206ZM210 66H211V65H210ZM213 66H214V65H213ZM240 66H241V65H240ZM257 66H258V65H257ZM0 67H1V65H0ZM30 67H31V66H30ZM33 67H34V65H33ZM35 67H36V66H35ZM42 67H43V66H42ZM75 67H77V66H75ZM90 67H91V66H90ZM90 67L88 66V68H90ZM93 67H94V66H93ZM100 67H101V65H100ZM100 67L98 66L97 68H100ZM107 67H108V66H107ZM107 67H105V68L107 69ZM124 67H125V66H124ZM127 67H131V68H132L133 66H130V64H129V66H127ZM156 67H157V66H156ZM156 67H155V68H156ZM170 67H169V68H170ZM179 67H180V66H179ZM194 67H196V65H195ZM208 67H209V66H208ZM241 67H242V66H241ZM252 67H253V66H252ZM254 67H255V66H254ZM5 68H6V67H5ZM21 68H22V67H21ZM26 68H27V67H26ZM78 68H79V67H78ZM95 68H96V67H95ZM95 68H94V69H95ZM97 68H96V70H97ZM103 68H104V67H103ZM114 68H115V67H114ZM121 68L123 69V67H120V69H121ZM133 68H134V67H133ZM133 68H132V69H133ZM169 68H168V69H169ZM176 68H177V71H178V70L180 71V69H178L177 66H176ZM181 68H182V67H181ZM211 68H212V67H211ZM9 69H10V67H9ZM13 69H14V68H13ZM13 69H12V70H13ZM17 69H18V67H17ZM27 69H29V68H27ZM49 69H50V67H49ZM51 69H52V68H51ZM91 69L93 70V68H90V70H91ZM100 69H102V68H100ZM116 69H117V68H116ZM118 69H119V68H118ZM118 69H117V70H118ZM120 69H119V70H120ZM166 69H167V68H166ZM168 69H167V70H168ZM173 69H174V68H173ZM192 69H193V68H192ZM192 69H191V70H192ZM217 69H219V66L217 67ZM242 69H243V68H242ZM263 69H264V68H263ZM1 70H2V69H1ZM1 70H0V71H1ZM10 70H11V69H10ZM18 70H19V69H18ZM21 70H22V69H21ZM30 70H31V69H30ZM33 70H35V69H33ZM88 70H89V69H88ZM98 70H99V69H98ZM98 70H97V71H98ZM104 70H105V69L102 70V71H103L102 73H104ZM175 70H176V69H175ZM175 70H174V71H175ZM182 70H183V69H182ZM221 70H222V68H221ZM221 70H220V71H221ZM245 70H246V69H245ZM253 70H254V69H253ZM3 71H4V69L2 70V72H3ZM5 71H7V70H5ZM19 71H20V70H19ZM19 71H18V72H19ZM39 71H40V69H39ZM57 71H58V70H57ZM99 71H100V70H99ZM174 71H173V72H174ZM177 71H175V72H177ZM179 71H178L177 73H179ZM220 71H219V72H220ZM240 71H241V70H240ZM242 71H244V69H243ZM247 71H248V70H247ZM254 71H255V70H254ZM257 71H259V69H258ZM263 71H264V70H263ZM14 72H15V71H14ZM14 72H13V73H14ZM20 72H21V71H20ZM22 72H23V71H22ZM26 72H27V70H26ZM33 72H34V71H33ZM43 72H44V71H43ZM43 72H42V73H43ZM46 72H47V71H46ZM106 72H107V71H106ZM109 72H110V71H109ZM181 72H182V71H181ZM217 72H218V71H217ZM234 72H235V71H234ZM236 72H237V71H236ZM245 72H246V71H245ZM252 72H253V71H252ZM261 72H262V71H260L259 73H261ZM0 73H1V72H0ZM16 73H17V72H16ZM35 73H36V72H35ZM44 73H45V72H44ZM50 73H51V71H50ZM54 73H55V72H54ZM58 73H59V72H58ZM97 73H98V72H97ZM99 73H100V72H99ZM123 73H124V72H123ZM130 73H131V71H130ZM132 73H133V72H132ZM177 73H176V74H177ZM183 73H185V72H183ZM190 73H191V72H190ZM196 73H198V72H196ZM248 73H249V72H248ZM253 73H254V72H253ZM1 74H2V73H1ZM19 74H20V73H18L17 75H19ZM21 74H24V73H21ZM37 74H38V73H37ZM40 74H41V73H40ZM62 74H63V73H62ZM62 74H61V76H62ZM106 74H107V73H106ZM120 74H121V73H120ZM124 74H125V73H124ZM133 74H134V73H133ZM172 74L174 75V73H172ZM185 74H186V73H185ZM204 74H205V73H204ZM220 74H221V73H220ZM239 74H240V73H239ZM6 75H7V73H6ZM15 75H16V74H15ZM15 75H14V76H15ZM17 75H16V76H17ZM27 75H28V74H27ZM27 75L25 74V76H27ZM32 75H34V74L32 73ZM48 75H49V74H48ZM65 75H66V74H65ZM103 75H104V74H103ZM128 75H130V74H128ZM131 75H132V74H131ZM216 75H217V74H216ZM244 75H246V74H244ZM248 75H249V74H248ZM262 75H263V73H262ZM0 76H1V75H0ZM3 76H4V75H3ZM7 76H8V75H7ZM12 76H13V75H12ZM14 76H13V77H14ZM19 76H20V75H19ZM21 76H22V75H21ZM21 76H20V77H21ZM45 76H46V75H45ZM67 76H68V75H67ZM71 76H72V75H71ZM109 76H110V75H109ZM180 76L182 77L181 74H180ZM203 76H205V75H203ZM218 76H219V75H218ZM218 76H217V77H218ZM222 76H223V75H222ZM256 76H257V75H255V77H256ZM33 77H34V76H33ZM33 77H29V78H33ZM36 77H37V76H36ZM62 77H63V76H62ZM77 77H78V76H77ZM110 77H112V76H110ZM133 77H136V76H133ZM158 77H159V76H158ZM158 77H157V78H158ZM160 77H161V76H160ZM198 77H199V76H198ZM226 77H227V76H226ZM250 77H251V76H250ZM253 77H254V75H253ZM3 78H5V77H3ZM9 78H10V77H9ZM39 78H40V76H39ZM63 78H64V77H63ZM63 78H62V81H63ZM69 78H70V75H69ZM71 78H72V77H71ZM71 78H70V79H71ZM75 78H76V77H75ZM125 78H126V77H125ZM153 78H154V77H153ZM185 78H186V77H185ZM188 78H189V77H188ZM257 78H258V77H257ZM11 79H12V78H11ZM15 79H16V77H15ZM20 79H21V78H20ZM23 79H25V78H23ZM48 79H50V78H48ZM48 79H47V80H48ZM65 79H67V77H66ZM70 79H69V80H70ZM126 79H127V78H126ZM136 79H140V77H139V78L136 77ZM146 79H147V77H146ZM160 79H161V78H159L158 80H160ZM162 79H163V78H162ZM226 79H227V78H226ZM226 79H224V80H226ZM238 79H239V78H238ZM240 79H241V78H240ZM249 79H250V78H249ZM255 79H256V78H255ZM3 80H5V79H3ZM6 80H7V79H6ZM6 80H5V81H6ZM8 80H9V79H8ZM13 80H14V79H13ZM16 80H17V79H16ZM16 80H15V83H16ZM34 80H35V79H34ZM34 80H33V81H34ZM36 80H37V79H36ZM41 80H42V79H41ZM72 80H73V79H72ZM74 80H75V79H74ZM151 80H152V79H151ZM154 80H155V79H153L152 82H153ZM243 80H244V79H243ZM253 80H254V79H253ZM5 81H4V83H5ZM24 81H25V80H24ZM29 81H31V80H29ZM147 81H148V80H147ZM155 81H156V80H155ZM164 81H165V80H164ZM168 81H169V80H168ZM206 81H207V80H206ZM210 81H213V80H212V79H211V80L209 79L208 82H210ZM220 81H221V80H220ZM220 81H218L217 83H219ZM247 81H248V80H247ZM13 82H14V81H13ZM21 82H22V79L20 80V84H19V85H21V84L23 83V82H22V83H21ZM46 82H48V81H46ZM60 82H61V79H60ZM63 82H64V81H63ZM70 82H71V81H70ZM77 82H78V81H77ZM83 82H85V81H83ZM108 82H109V81H108ZM142 82H143V81H142ZM241 82H242V80H241ZM1 83H2V82H1ZM15 83H14L13 85H16ZM18 83H19V82H18ZM39 83H41V82H39ZM57 83L59 84V82H57ZM71 83H72V82H71ZM79 83H80V82H79ZM87 83H90V82H87ZM91 83H92V81H91ZM96 83H97V82H96ZM133 83H134V82H133ZM169 83H170V81H169ZM220 83H221V82H220ZM243 83H244V82H243ZM254 83H255V82H254ZM8 84H9V83H8ZM25 84H26V82H25ZM29 84H30V83H29ZM42 84H44V83H42ZM45 84H46V83H45ZM83 84H84V83H83ZM92 84H93V83H92ZM92 84H91V85H92ZM99 84L102 85V84H104V83H100V82H99ZM109 84H111V83H109ZM135 84H136V83H135ZM163 84H164V83H163ZM183 84H184V83H183ZM226 84H228V82H226ZM230 84H232V81H231ZM251 84H252V83H251ZM5 85H6V84H5ZM55 85H56V84H55ZM68 85H69V84H68ZM68 85H67V86H68ZM72 85H73V83H72ZM81 85H82V83H81ZM81 85H80V86H81ZM84 85H86V83H85ZM97 85H98V83H97ZM100 85H98V86H100ZM154 85H155V83H154ZM165 85H166V84H165ZM208 85H209V83H208ZM0 86H1V85H0ZM10 86H11V84H10ZM10 86H8V87H10ZM25 86H26V85H25ZM33 86H34V84H33ZM41 86H42V85H41ZM80 86H78V87H80ZM88 86H89V84H88ZM88 86H87V87H88ZM94 86H95V85H94ZM122 86H124V85L122 84ZM136 86H137V85H136ZM170 86H171V85H170ZM170 86H169V87H170ZM206 86H207V85H206ZM235 86H237V84H235ZM235 86H234V87H235ZM254 86H255V85H254ZM4 87H5V86H4ZM16 87H17V86H16ZM16 87L14 86V87H12V88H16ZM26 87H27V86H26ZM26 87H24V88H26ZM28 87H29V86H28ZM34 87H35V86H34ZM38 87H39V85H38ZM69 87H70V89L72 90L71 86H69ZM73 87H74V86H73ZM75 87H76V86H75ZM84 87H85V86H84ZM111 87H112V86H111ZM115 87H116V86H115ZM119 87H120V86H119ZM119 87H117V88H119ZM128 87H130V86H128ZM128 87H127V88H128ZM259 87H261V86L259 85ZM1 88H2V87H1ZM18 88H20V87H18ZM18 88H17V93H18V90H20L22 87H21L20 89H18ZM30 88H31V87H30ZM30 88H29V89H30ZM39 88H40V87H39ZM89 88H90V87H89ZM89 88H87V89H86L87 91H84V92H85V93H86V92H89V91H88ZM100 88H101V87H100ZM103 88H104V87H103ZM113 88H114V87H113ZM142 88H143V87H142ZM156 88H157V87H156ZM235 88H236V87H235ZM262 88H263V87H262ZM2 89H4V88H2ZM9 89H11V88H9ZM26 89H27V88H26ZM32 89H33V87L31 88V90H32ZM56 89H57V88H56ZM76 89H77V88H76ZM122 89H123V88H122ZM125 89H126V88H125ZM129 89H130V88H129ZM129 89H128V90H129ZM133 89H134V88H133ZM161 89H162V88H161ZM170 89H171V87H170ZM256 89H257V88H256ZM258 89H259V88H258ZM0 90H1V89H0ZM5 90H7V89H5ZM50 90H51V89H50ZM60 90H61V89H60ZM78 90H79V89H78ZM99 90H100V89H98V92H99ZM105 90H106V89H105ZM105 90H104V92H106ZM120 90H121V89H120ZM146 90H147V89H146ZM186 90H187V89H186ZM1 91H2V90H1ZM1 91H0V92H1ZM21 91H23V90H21ZM34 91H35V90H34ZM36 91H37V90H36ZM36 91H35V92H36ZM154 91H156V90H154ZM158 91H159V90H158ZM161 91H162V90H161ZM168 91H169V90H168ZM170 91H171V90H170ZM170 91H169V92H170ZM172 91H173V89H172ZM196 91H198V90H196ZM254 91H255V90H254ZM259 91H263V90H262V89H261V90L259 89ZM13 92H14V91H13ZM24 92H25V90H24ZM38 92H40V91H38ZM59 92H60V91H59ZM71 92H73V91H71ZM75 92H76V91H75ZM82 92H83V91H82ZM90 92H92V91H90ZM114 92H115V91H114ZM135 92H138V91H135ZM163 92H164V91H163ZM166 92H167V91H166ZM177 92H178V91H177ZM3 93H4V90H3ZM6 93H7V92H6ZM6 93H5V95H6ZM32 93H33V91H32ZM32 93H31V94H32ZM51 93H52V92H51ZM93 93H94V92H93ZM96 93H97V90H96ZM101 93H102V91H101ZM123 93H124V95H125V92H123ZM133 93H134V90H133ZM139 93H140V92H139ZM182 93H183V92H182ZM260 93H261V92H260ZM0 94H1V93H0ZM8 94H9V92H8ZM11 94H12V93H11ZM14 94H15V93H14ZM22 94H23V93H22ZM28 94H29V93H28ZM28 94H27V95H28ZM35 94H36V93H35ZM64 94H65V93H64ZM71 94H73V93H71ZM80 94H81V93H80ZM88 94H89V93H88ZM90 94H91V93H90ZM102 94H103V93H102ZM105 94H106V93H105ZM119 94H121V91L119 92ZM119 94H118V95H119ZM128 94H129V93H128ZM128 94H127V95H128ZM131 94H132V93H131ZM141 94H143V93H141ZM183 94H184V93H183ZM263 94H264V92H263ZM1 95H2V94H1ZM12 95H13V94H12ZM20 95H21V94H20ZM45 95H46V94H45ZM56 95H57V94H56ZM66 95H67V94H66ZM82 95H83V93H82ZM82 95H81V96H82ZM92 95H93V94H92ZM92 95H91V96H92ZM103 95H104V94H103ZM110 95H111V94H110ZM124 95L122 94L121 96H123V98L126 99V102H127V97L125 98ZM127 95H126V96H127ZM133 95H136V94L134 93ZM185 95H186V93H185ZM189 95H190V94H189ZM189 95H188V96H189ZM198 95H199V94H198ZM241 95H242V94H241ZM15 96H16V95H15ZM15 96H14V97H15ZM31 96H32V95H31ZM57 96H58V95H57ZM70 96L72 97V95H70ZM70 96H69V97H70ZM77 96H78V95H77ZM77 96H76V98H77ZM84 96H86V95H83V98H84ZM95 96H97V95L95 94ZM95 96H94V97H95ZM99 96H100V94H99ZM104 96H106V95H104ZM131 96H132V95H131ZM145 96H146V94H145ZM191 96H192V95H190V97H191ZM1 97H2V96H1ZM5 97H6V96H5ZM18 97H19V96H18ZM23 97H24V96H23ZM23 97H22V98H23ZM26 97H27V96H26ZM37 97H38V96H37ZM43 97H44V96H43ZM50 97H51V96H50ZM50 97H49V98H50ZM58 97H59V96H58ZM58 97H57V98H58ZM67 97H68V96H67ZM73 97H74V96H73ZM79 97H80V96H79ZM89 97H90V96H89ZM109 97H110V96H109ZM135 97H136V96H135ZM154 97H155V96H153V98H154ZM160 97H162V96H160ZM185 97H186V96H185ZM193 97H195V96H193ZM217 97H218V95L216 96V98H217ZM16 98H17V96H16ZM16 98H15V99H16ZM27 98H28V97H27ZM35 98H36V96H35L33 99H35ZM57 98H55V99H57ZM83 98H82V102L84 101ZM97 98H98V97H97ZM102 98H103V97H102ZM115 98H116V97H114V99H115ZM131 98H132V97H131ZM144 98H145V97H144ZM146 98H147V97H146ZM146 98H145V99H146ZM165 98H166V97H165ZM188 98H189V97H188ZM259 98H260V97H259ZM6 99H7V98H6ZM10 99H13V98H10ZM23 99H24V98H23ZM25 99H26V98H25ZM37 99H38V98H37ZM37 99H35V100H37ZM53 99H54V98H53ZM65 99H67V98L65 97ZM80 99H81V98H80ZM93 99H94V98H93ZM95 99H96V98H95ZM98 99H99V98H98ZM98 99H97V101H98ZM137 99H138V98H137ZM145 99H144V100H145ZM161 99H163V98H161ZM184 99H185V98H184ZM190 99H191V98H190ZM192 99H193V98H192ZM195 99H196V98H195ZM0 100H2V99H0ZM21 100H22V99H21ZM42 100H44V99H42ZM42 100H41V101H42ZM45 100H46V99H45ZM63 100H64V99H63ZM67 100H68V99H67ZM78 100H79V99H78ZM85 100H90V99H89V98H88V99L85 98ZM91 100H92V99H91ZM121 100H122V99H121ZM129 100H130V98H128V101H129ZM131 100H132V99H131ZM144 100H143V101H144ZM149 100H150V98H149ZM149 100H148V101H149ZM156 100H157V99H156ZM156 100H155V101H156ZM173 100H174V99H173ZM175 100H176V99H175ZM188 100H189V99H188ZM199 100H200V99H199ZM262 100H263V99H262ZM3 101H6V100H2V102H3ZM17 101H18V100H17ZM22 101H23V100H22ZM30 101L32 102V100H30ZM39 101H40V100H39ZM79 101H80V100H79ZM93 101H94V100H93ZM101 101H102V100H100L101 105H102V104L104 105L105 103H102ZM111 101H112V100H111ZM115 101H116V100H115ZM115 101H114V102H115ZM133 101H136V102H137V100H134V99H133ZM141 101H142V100H141ZM152 101H153V100H152ZM164 101H165V99H164ZM190 101H191V100H190ZM194 101H195V100H194ZM13 102H14V101H13ZM13 102H12V103H13ZM20 102H21V101H20ZM23 102H24V101H23ZM28 102H29V101H28ZM46 102H47V100H46ZM51 102H52V101H51ZM69 102H70V100H69ZM103 102H104V101H103ZM109 102H110V101H109ZM126 102H125V103H126ZM130 102H131V101H130ZM139 102H140V100H139ZM145 102H147V101H145ZM157 102H158V101H157ZM157 102H156V103H157ZM170 102H171V101H170ZM173 102H174V101H173ZM3 103H4V102H3ZM5 103H8V101H6ZM9 103H10V102H9ZM14 103H15V102H14ZM29 103H30V102H29ZM36 103H37V102H36ZM39 103H40V102H39ZM39 103H38V104H39ZM44 103H45V102H43V104H44ZM49 103H50V102H49ZM56 103H58V102L56 101ZM66 103H67V102H66ZM87 103H89V101H88ZM98 103H99V102H98ZM112 103H113V102H112ZM117 103H118V102H117ZM117 103H116V104H117ZM122 103H124V100L122 101ZM125 103H124V104H125ZM132 103H134V102H132ZM153 103H154V101H153ZM166 103H167V102H166ZM15 104L17 105V103H15ZM50 104H51V103H50ZM59 104H60V102H59ZM72 104H73V103H72ZM91 104H93V103H91ZM94 104H95V103H94ZM94 104H93V105H94ZM119 104H121V102H120ZM129 104H130V103H129ZM146 104H147V103H146ZM149 104L151 105V103H149ZM158 104H159V102H158ZM167 104H168V103H167ZM171 104H172V103H171ZM171 104H170V105H171ZM3 105H4V104H3ZM5 105H6V104H5ZM9 105H10V104H9ZM13 105H14V104H13ZM13 105H12L11 107H13ZM16 105H14V106L17 107V106H19L20 104H18L17 106H16ZM32 105H33V104H32ZM47 105H48V104H47ZM51 105H52V104H51ZM54 105H56V104H54ZM54 105H53V106H54ZM79 105H80V104H79ZM87 105H88V104H87ZM95 105H96V104H95ZM107 105H109V104H107ZM122 105H123V104H122ZM135 105H136V104H135ZM137 105H138V104H137ZM141 105H142V104H141ZM147 105H148V104H147ZM154 105H156V104H154ZM173 105H174V104H173ZM177 105H178V103H177ZM28 106H29V105H28ZM30 106H31V104H30ZM37 106H38V105H37ZM44 106H45V105H44ZM44 106L42 105V107H44ZM96 106H97V105H96ZM105 106H106V105H105ZM115 106H116V105H115ZM157 106H158V105H157ZM178 106L180 107V104H179ZM181 106L184 107L183 105H181ZM7 107H9V106L7 105ZM21 107H23V106H21ZM24 107L26 108L27 106H24ZM24 107H23V108H24ZM39 107H40V106H39ZM42 107H41V108H42ZM50 107H52V106H50ZM54 107H55V106H54ZM62 107H63V106H62ZM76 107H77V106H76ZM76 107H75V108H76ZM94 107H95V106H94ZM97 107H98V106H97ZM119 107H120V106H118V108H119ZM121 107H122V106H121ZM126 107H127V106H126ZM128 107H129V105H128ZM132 107H133V106H132ZM134 107H135V106H134ZM136 107H137V106H136ZM146 107H148V106H146ZM146 107H144V108H146ZM2 108H3V107H2ZM2 108H1V109H2ZM19 108H20V107H19ZM23 108H22V109H23ZM46 108H47V107H45V109H46ZM57 108H58V107H57ZM64 108H65V107H64ZM87 108H88V107H87ZM91 108H92L91 110L93 111V107H92V106H91ZM107 108H108V107H107ZM109 108H110V105H109ZM116 108H117V107H116ZM130 108H131V107H130ZM130 108H129V109H130ZM153 108H154V107H153ZM159 108H160V107H159ZM159 108H158V111H159ZM163 108H164V107H163ZM174 108H175V107H174ZM7 109L10 110L11 108H10V109L7 108ZM34 109H35V108H34ZM37 109H38V108H37ZM37 109H36V110H37ZM42 109H43V108H42ZM53 109H54V108H53ZM89 109H90V108H89ZM122 109H123V107H122ZM127 109H128V108H127ZM131 109H132V108H131ZM135 109H136V108H135ZM138 109L141 110L142 108H141V109L138 108ZM146 109H147V108H146ZM155 109H157V108H155ZM205 109H206V108H205ZM253 109H254V108H253ZM11 110H13V109H11ZM60 110H61V109H60ZM66 110H67V109H66ZM94 110H95V109H94ZM98 110H99V109H98ZM110 110H111V109H110ZM112 110H113V108H112ZM115 110H117V109H115ZM163 110L165 111V108H164ZM254 110H255V109H254ZM254 110H253V111H254ZM1 111L3 112V111H6V110H5V108H4V110L2 109ZM20 111H21V109H20ZM39 111H40V109H39ZM57 111H59V110H57ZM63 111H64V110H63ZM83 111H84V110H83ZM99 111L102 112L101 109H100ZM99 111H96V112H99ZM104 111H105V110H104ZM113 111H114V110H113ZM113 111H112V112H113ZM117 111H119V110H117ZM135 111L137 112V110H135ZM150 111H151V110H150ZM152 111H153V110H152ZM170 111H171V110H170ZM176 111H177V110H176ZM181 111H182V110H181ZM193 111H194V110H193ZM6 112H9V111H6ZM23 112H24V111H23ZM23 112H22V113H23ZM33 112H35V111H33ZM43 112H44L43 114L46 115V114H45V111H43ZM68 112H69V111H68ZM81 112H82V109H81ZM106 112H107V111H106ZM106 112H105V113H106ZM114 112H115V111H114ZM142 112H143V110H142ZM156 112H157V111H156ZM156 112H153V113H156ZM160 112H161V111H160ZM165 112H166V111H165ZM179 112H180V108H179ZM188 112H189V111H188ZM210 112H211V111H210ZM10 113H11V112H10ZM12 113H13V112H12ZM12 113H11V114H12ZM15 113H16V112H15ZM15 113H14V114H15ZM20 113H21V112H19V114H20ZM24 113H26V112H24ZM76 113H77V112H76ZM83 113H84V112H83ZM88 113H89V112H88ZM88 113H87L86 115H88ZM137 113H138V112H137ZM148 113L150 114V112H148ZM171 113H172V112H171ZM181 113H182V112H181ZM200 113H202V112H200ZM206 113H207V112H206ZM206 113H204V114H206ZM212 113H213V112H212ZM212 113H211V114H212ZM214 113H216V112H214ZM226 113H227V112H226ZM255 113H256V112H255ZM0 114H1V113H0ZM6 114H7V113H6ZM29 114H30V113H29ZM56 114H57V112H56ZM56 114H55V115H56ZM65 114H67V113H65ZM80 114H81V113H80ZM94 114H95V113H94ZM100 114H101V113H100ZM172 114H173V113H172ZM172 114H171V115H172ZM175 114H178V113H175ZM183 114H184V113H183ZM189 114H190V113H189ZM191 114H192V112H191ZM191 114H190V115H191ZM209 114H210V113H209ZM209 114H208V115H209ZM224 114H225V113H224ZM8 115H9V113H8ZM25 115H27V114H25ZM25 115H24V114L22 115L23 118L26 117ZM37 115H38V114H37ZM52 115H53V114H52ZM61 115H62V114H61ZM78 115H79V114H78ZM83 115H84V114H83ZM86 115H85V116H86ZM91 115H92V114H91ZM102 115H106V114L102 113L101 116H102ZM109 115H110V114H109ZM111 115H112V114H111ZM141 115H142V113H141ZM145 115H146V113H145ZM151 115H152V114H151ZM155 115H157V114H155ZM193 115H194V114H193ZM202 115H203V114H202ZM229 115H230V114H229ZM234 115H235V114H233V116H234ZM237 115H238V114H237ZM237 115H236V116H237ZM0 116H1V115H0ZM12 116H13V115H12ZM14 116H17V114H15ZM22 116H18V117H22ZM29 116H31V114H30ZM32 116H33V113H32ZM39 116H40V115H39ZM42 116H43V115H42ZM63 116H64V115H63ZM71 116H72V115H71ZM75 116H76V115H75ZM79 116H80V115H79ZM85 116H84V117H85ZM94 116H96V115H94ZM106 116H107V115H106ZM112 116L114 117V115H112ZM139 116H140V115H139ZM149 116H150V115H149ZM161 116H162V114H161ZM169 116H170V115H169ZM175 116H176V115H175ZM184 116H185V115H184ZM205 116H206V115H205ZM212 116H213V115H212ZM218 116H219V115H218ZM218 116L216 115V116H215V119H218ZM233 116L231 115V117H233ZM236 116H235V117H236ZM2 117H3V116H2ZM8 117H10V116H8ZM8 117H5V118H8ZM37 117H38V116H37ZM72 117H73V116H72ZM89 117H90V116H89ZM98 117H99V116H98ZM103 117H104V116H103ZM147 117H148V116H146V118H147ZM150 117H151V116H150ZM152 117H153V116H152ZM155 117H156V116H155ZM172 117H174V114H173ZM177 117H179V115H177ZM180 117H181V116H180ZM185 117H187V116H185ZM185 117H184V120H185ZM201 117H202V116H201ZM224 117H225V115L222 116V118H224ZM231 117H230V118H231ZM250 117H251V116H250ZM14 118H15V117H14ZM16 118H17V117H16ZM34 118H36V117H34ZM34 118H33V119H34ZM58 118H59V117H58ZM91 118H92V117H91ZM100 118H101V117H100ZM106 118H107V117H106ZM143 118H144V117H143ZM148 118H149V117H148ZM156 118H157V117H156ZM167 118H168V117H167ZM169 118H170V117H169ZM190 118H191V116H190ZM199 118H200V117H199ZM202 118H203V117H202ZM236 118H237V117H236ZM236 118H235V120H236ZM3 119H4V118H3ZM3 119L0 120V121H3ZM9 119H10V118H9ZM11 119H13V118L11 117ZM25 119H26V118H25ZM28 119H29V118H28ZM28 119H27V120H28ZM31 119H32V118H31ZM38 119H39V118H38ZM38 119H36V120H38ZM40 119H41V116H40ZM40 119H39V120H40ZM42 119H43V118H42ZM47 119H48V118H47ZM63 119H64V118H63ZM76 119H78V117H76ZM81 119H82V118H81ZM84 119H85V118H84ZM84 119H82V120H84ZM107 119H109V118H107ZM140 119H141V118H140ZM171 119H172V118H171ZM204 119H205V118H204ZM226 119H227V117H225V121H226ZM259 119H260V117H259ZM21 120L24 121V119H21ZM39 120H38V121H39ZM53 120H54V119H53ZM58 120H60V119H58ZM66 120H67V119H66ZM73 120H74V119H73ZM93 120H96V119L93 118ZM93 120H92V121H93ZM98 120H99V119H98ZM101 120H102V119H101ZM122 120H123V119H122ZM125 120H126V119H125ZM127 120H128V119H127ZM130 120H131V119H130ZM153 120H154V119H153ZM153 120H152V121H153ZM155 120H156V119H155ZM169 120H170V119H169ZM182 120H183V119H182ZM184 120H183V121H184ZM187 120H188V118H187ZM187 120H186V121H187ZM189 120H192V122H193V120H195V119H193V117H192V118L189 119ZM198 120H200V119H198ZM201 120H202V119H201ZM201 120H200V122H201ZM231 120H232V119H231ZM233 120H234V119H233ZM247 120H250V119L247 118ZM5 121H6V119H5ZM10 121H12V120H9V122H10ZM18 121H19V120H17V122H16V120H15V122H16L17 124H18ZM23 121H22V122H23ZM42 121H43V120H42ZM76 121H78V120H76ZM103 121H104V120H103ZM113 121H114V119H113ZM113 121H112V122H113ZM123 121H124V120H123ZM123 121H121V122H123ZM128 121H129V120H128ZM133 121H134V120H133ZM150 121H151V119H150ZM161 121H162V120H161ZM166 121H168V120H166ZM166 121H165V122H166ZM172 121H173V120H172ZM203 121H204V120H203ZM216 121H217V120H216ZM222 121H223V120H222ZM222 121H221V123H222ZM225 121H223V122L225 123ZM250 121H251V120H250ZM7 122H8V121H7ZM9 122H8V124H10ZM28 122L30 123L31 120H30V121L28 120L27 123H28ZM33 122H34V120H33ZM51 122H52V121H51ZM80 122H81V120H80ZM93 122H94V121H93ZM93 122H92V123H93ZM108 122H111V121H108ZM115 122H116V121H115ZM124 122H125V121H124ZM134 122H135V121H134ZM158 122H159V121H158ZM170 122H171V121H170ZM178 122H179V120H178ZM192 122H191V123H192ZM200 122H199V123H200ZM218 122H219V121H218ZM218 122H217V124H220V122H219V123H218ZM247 122H248V121H247ZM251 122H252V121H251ZM0 123H1V125L3 126V124H2L3 122H0ZM13 123H14V122H13ZM16 123H15V124H16ZM25 123H26V122H24V126H25ZM39 123H41V122H39ZM39 123H38V124H39ZM47 123H48V122H47ZM47 123H46V124H47ZM72 123H73V122H72ZM82 123H83V122H82ZM144 123H146V122H144ZM150 123H151V122H150ZM180 123H181V122H180ZM184 123H185V121H184L182 124H184ZM199 123H198V124H199ZM203 123H204V122H203ZM206 123H207V122H206ZM227 123H228V121H227ZM238 123H239V122H238ZM241 123H242V122H241ZM6 124H7V123H6ZM20 124H21V123H20ZM30 124H33V123H30ZM74 124H76V123H74ZM95 124H96V123H95ZM97 124H98V121H97ZM100 124H102V123H100ZM106 124H107V123H106ZM109 124H110V123H109ZM118 124H119V123H118ZM132 124H133V123H132ZM137 124H138V123H137ZM151 124H153V123H151ZM159 124H160V123H159ZM176 124H177V123H176ZM201 124H202V122H201ZM211 124H212V123H210V125H209V123H208V124H205V125H207L206 127H208V125L211 126ZM232 124H233V123H232ZM243 124H244V123H243ZM250 124H251V123H250ZM250 124H249V125H250ZM1 125H0V126H1ZM11 125H12V124H11ZM13 125H14V124H13ZM28 125H29V124H28ZM33 125H34V124H33ZM43 125H44V124H43ZM70 125H71V124H70ZM70 125H69V126H70ZM84 125H85V123H84ZM87 125H88V124H87ZM89 125H90V124H89ZM89 125H88V126H89ZM103 125H105V124H103ZM107 125H108V124H107ZM112 125H113V124H112ZM127 125H128V124H127ZM129 125H130V124H129ZM171 125L173 126V123H172ZM171 125H170V128H171ZM174 125H175V124H174ZM189 125H190V123H189ZM189 125H188V126H189ZM192 125H193V123H192ZM192 125H190V126H192ZM213 125H214V122H213L212 126H213ZM222 125H224V124L222 123ZM229 125H230V124H229ZM245 125H246V124H245ZM4 126H5V124H4ZM7 126H8V125H7ZM16 126H17V125H16ZM18 126H19V125H18ZM21 126H22V125H20L19 127H21ZM24 126H23V127H24ZM90 126H91V125H90ZM90 126H89V127H90ZM98 126H99V125H98ZM98 126H97V127H98ZM110 126H111V125H110ZM168 126H169V125H168ZM185 126H186V125H185ZM190 126H189V127H190ZM230 126H232V125H230ZM230 126H228V127H230ZM250 126H251V125H250ZM9 127H10V126H9ZM13 127H15V126H13ZM23 127H22V129H23ZM34 127H36V126H34ZM45 127H46V125H45ZM52 127L54 128L55 126H52ZM56 127H57V126H56ZM60 127H61V126H60ZM71 127H72V126H71ZM76 127H77V126H76ZM94 127H95V125H94ZM94 127L92 126V128H94ZM97 127H96V128H97ZM99 127H100V126H99ZM108 127H109V126H108ZM114 127H115V125H114ZM132 127H133V126H132ZM151 127H152V125H151ZM173 127H175V126H173ZM178 127H179V126H178ZM186 127H187V126H186ZM192 127H193V126H192ZM198 127H199V126H198ZM217 127H218V126H217ZM220 127H221V126H220ZM225 127H226V126H225ZM228 127H227V128H228ZM2 128H4V127H2ZM6 128H7V127H5V129H6ZM24 128H25V127H24ZM28 128H30V126H29ZM74 128H75V127L73 126L72 129H74ZM84 128H85V127H84ZM92 128H91V129H92ZM96 128H95V130H96ZM117 128H118V126H117ZM122 128H123V127H122ZM141 128H143L142 125H141ZM141 128H137V129L140 130ZM162 128H163V126H162ZM201 128H203V126H201ZM204 128H205V127H204ZM209 128H210V127H209ZM211 128H212V127H211ZM213 128H216V127L213 126ZM222 128H223V127H222ZM227 128H226V129H227ZM231 128H232V127H231ZM7 129H8V128H7ZM7 129H6V130H7ZM26 129H27V128H26ZM49 129H51V127H50ZM61 129H63V128H61ZM75 129H76V128H75ZM81 129H82V128H81ZM91 129H90V130H91ZM98 129H99V128H98ZM108 129H110V127H109ZM120 129H121V128H120ZM132 129H133V128H132ZM132 129H131V130H132ZM143 129H144V128H143ZM146 129H147V128H146ZM156 129H158V127H157ZM159 129H160V128H159ZM172 129H173V128H172ZM178 129H179V128H178ZM181 129H182V127H181ZM193 129H194V128H193ZM195 129H196V128H195ZM195 129H194V130H195ZM224 129H225V128H224ZM226 129H225V130H226ZM233 129H234V131H235V126H234ZM6 130H5V131H6ZM10 130H11V129H9L8 131H10ZM13 130H14V128H13ZM13 130H12V131H13ZM19 130H21V129H19ZM38 130H39V129H38ZM51 130H52V129H51ZM54 130H55V129H54ZM57 130H58V129H57ZM79 130H80V129H79ZM88 130H89V129H88ZM88 130H87V131H88ZM95 130H94L93 132H95ZM105 130H106V129H105ZM110 130H111V129H110ZM128 130H129V129H128ZM138 130H137V131H138ZM144 130H145V129H144ZM168 130H169V128L167 129V131H168ZM176 130H177V128H176ZM183 130H184V129H183ZM185 130H187V129L185 128ZM185 130H184V131H185ZM191 130H192V129H191ZM200 130H201V129H200ZM207 130H210V131H211V129H208V128H207ZM212 130L214 131V129H212ZM217 130H218V128H217ZM220 130H221V128H220ZM229 130H231V129H229ZM2 131H3V130H2ZM14 131H16V130H14ZM24 131H26V130H24ZM30 131H31V129H30ZM70 131H71V130H70ZM75 131H77V129H76ZM83 131H84V130H83ZM103 131H104V130H103ZM114 131H115V130H114ZM114 131H113V132H114ZM121 131H122V130H120L119 132H121ZM124 131H125V130H124ZM146 131H149V130L147 129ZM146 131H145V132H146ZM158 131H159V130H158ZM162 131H163V130H162ZM165 131H166V130H165ZM202 131H204V130H202ZM210 131H209V132H210ZM257 131H258V130H257ZM35 132H37V131H35ZM40 132H41V131H40ZM62 132H63V131H62ZM65 132H66V131H65ZM72 132H73V130H72ZM91 132H92V131L87 132V133H91ZM98 132H99V131H98ZM100 132H101V131H100ZM111 132H112V130H111ZM119 132H118V133H119ZM122 132H123V131H122ZM153 132H154V131H152V133H153ZM163 132H164V131H163ZM168 132H169V131H168ZM170 132H171V131H170ZM174 132H176V131H174ZM198 132H199V129H198ZM205 132H206L205 134H206L207 136H209V135L212 134V133H211V134L208 135V134H207L208 132H207V131H205ZM227 132H228V131H227ZM3 133H4V132H3ZM9 133H10V132H9ZM16 133H17V132H16ZM18 133H19V132H18ZM20 133H21V131H20ZM59 133H60V132H59ZM66 133H67V132H66ZM68 133H70V132L68 131ZM74 133H75V132H74ZM74 133H73V134H74ZM76 133H77V132H76ZM79 133H82L81 130H80ZM85 133H86V132H85ZM96 133H97V132H96ZM103 133H104V132H103ZM108 133H110V132L108 131ZM108 133L106 132V134H108ZM124 133H125V132H124ZM140 133H141V132H140ZM149 133H151V132L149 131ZM172 133H173V132H172ZM216 133H217V132H216ZM218 133H219V132H218ZM220 133H221V132H220ZM241 133H242V129H241ZM254 133H255V132H254ZM256 133H257V132H256ZM12 134H13V133H12ZM12 134H11V136H12ZM22 134H23V133H22ZM31 134H32V133H31ZM40 134H41V133H40ZM133 134H134V133H133ZM156 134H157V133H156ZM169 134H170V133H169ZM173 134H174V133H173ZM194 134H195V132H194ZM199 134H200V132H199ZM203 134H204V132H203ZM232 134H233V133H232ZM234 134H235V133H234ZM234 134H233V135H234ZM236 134H237V133H236ZM4 135H5V134H4ZM6 135H7V134H6ZM15 135H17V134H15ZM19 135H20V134H19ZM26 135H27V134H26ZM26 135H25V136H26ZM44 135H45V134H44ZM54 135H55V134H54ZM66 135H67V134H66ZM83 135H84V133H83ZM92 135H93V134H92ZM104 135H105V134H104ZM112 135H113V134H112ZM114 135H115V133H114ZM125 135H126V134H125ZM128 135H129V134H128ZM128 135H126V136L129 137ZM138 135H139V134H138ZM148 135H149V134H148ZM148 135H147V136H148ZM163 135H164V134H163ZM165 135H166V133H165ZM165 135H164V136H165ZM177 135H179V134H178V131H177ZM184 135H185V134H184ZM190 135H191V134H190ZM223 135L226 136L225 134H223ZM248 135H249V137H250L251 134H247L246 136H248ZM255 135H257V134H255ZM9 136H10V135H9ZM23 136H24V134H23ZM29 136H30V135H29ZM31 136H32V135H31ZM36 136H39V135H38V132H37V135H36ZM46 136H47V135H46ZM68 136H69V135H68ZM71 136H74V135L71 134ZM76 136H78V135L76 134ZM85 136H87V135H84V137H85ZM88 136H89V134H88ZM94 136H95V135H93V137H91V136H90V137L93 139ZM97 136H98V134H97ZM118 136H119V135H118ZM121 136H123V135H120L119 137H121ZM143 136H144V135H143ZM145 136H146V134H145ZM149 136H150V135H149ZM158 136H159V135H158ZM158 136H157V138H158ZM164 136H161V140H163L162 137L164 138ZM174 136H175V135H174ZM187 136H188V135H187ZM192 136H193V135H192ZM202 136H203L202 138H204V135H202ZM213 136H214V135H212V137H213ZM218 136H219L220 139H221V137L223 138V136H221V135H218ZM220 136H221V137H220ZM231 136H232V135H231ZM236 136H237V135H236ZM236 136H233V137L235 138ZM244 136H245V135H244V133H243V138H244ZM0 137H1V138H2V137L5 138L4 136H0ZM6 137H7V136H6ZM12 137H13V136H12ZM15 137H16V136H15ZM47 137H48V136H47ZM58 137H59V136H58ZM65 137H66V136H65ZM65 137H64V138H65ZM84 137H82V139H83ZM132 137H134V136H132ZM135 137H136V136H135ZM153 137H154V136H153ZM166 137H167V136H166ZM169 137H170V136H169ZM179 137H181V135H180ZM196 137H198V136H196ZM196 137H195V138H196ZM199 137H200V136H199ZM209 137H210V136H209ZM216 137H217V136H216ZM238 137H239V136H238ZM249 137H247V138H249ZM27 138H28V137H27ZM39 138H40V137H39ZM42 138H44V140H45V137H42ZM53 138H54V137H53ZM77 138H78V137H77ZM80 138H81V136H80ZM102 138H103V136H102ZM137 138H138V137H137ZM155 138H156V137H155ZM170 138H174V137H170ZM170 138H169V139H170ZM183 138H184V137H183ZM190 138H191V137H190ZM202 138H200V139L202 140ZM217 138H218V137H217ZM230 138H231V137H230ZM230 138H229V139H230ZM234 138H233V139H234ZM239 138H240V137H239ZM247 138H245V140H246ZM254 138H258V136H255ZM70 139H71V138H70ZM75 139H76V137H75ZM87 139H88V143H89V137H87ZM87 139H86V140H87ZM114 139H115V137H114ZM114 139H113V141H114ZM117 139H118V138H117ZM117 139H116V140H117ZM126 139H127V138H126ZM151 139H152V138H151ZM167 139H168V138H167ZM167 139H166V140H167ZM176 139H177V138H176ZM185 139H186V138H185ZM187 139H188V138H187ZM204 139H205V138H204ZM229 139H228V140H229ZM3 140H4V139H3ZM9 140H10V138H9ZM15 140H16V139H15ZM19 140H20V139H19ZM23 140H24V139H23ZM36 140H39V139H36ZM72 140H74V139H72ZM94 140H95V138H94ZM97 140H99V139H97ZM100 140H101V139H100ZM102 140H103V139H102ZM108 140H110V139L108 138ZM130 140H131V137H130ZM132 140H133V139H132ZM135 140H136V139H135ZM148 140H149V139H148ZM152 140H153V139H152ZM158 140H159V139H158ZM196 140H199V139H196ZM201 140H200V142H204V141H205V140H204V141H201ZM207 140H208V139H207ZM209 140H210V138H209ZM209 140H208V142L211 141V140H210V141H209ZM216 140H217V139H216ZM222 140H223V139H221V141H222ZM226 140H227V139H226ZM226 140H225V141H226ZM257 140H258V139H257ZM259 140H260V139H259ZM12 141H13V140H12ZM32 141H34V140H32ZM46 141H47V140H46ZM53 141H54V140H53ZM53 141H52V142H53ZM58 141H59V140H58ZM58 141H57V143H58ZM68 141H69V140H68ZM70 141H71V140H70ZM106 141H107V140H106ZM120 141H123V139L121 138ZM125 141H126V140H125ZM140 141H141V139H140ZM144 141H145V140H144ZM212 141H214L213 138H212ZM212 141H211V142H212ZM217 141H218V140H217ZM225 141H224V142H225ZM232 141H233V140H232ZM243 141H244V140H243ZM246 141H247V140H246ZM248 141H249V140H248ZM21 142H22V141H21ZM26 142H27V141H25V143H26ZM40 142H41V141H40ZM48 142H49V141H48ZM50 142H51V140H50ZM99 142H100V141H99ZM101 142H102V141H101ZM101 142H100V143H101ZM109 142H110V141H109ZM114 142H115V141H114ZM114 142H112V144H113ZM116 142H117V141H116ZM141 142H142V141H141ZM165 142H166V141H165ZM170 142H172V141H170ZM176 142H177V141H176ZM192 142H193V141H192ZM228 142H229V141H228ZM230 142H231V140H230ZM237 142H238V138H237ZM1 143H2V142H1ZM18 143H20V141H19ZM37 143H38V141H37ZM42 143H43V140H42ZM42 143H38L37 146H38L39 148L43 147L44 143H43V145H42ZM67 143H68V142H67ZM74 143H75V141H74ZM76 143H78V142H76ZM85 143L87 144V142H85ZM96 143H97V142H95V144H96ZM100 143H99V144H100ZM106 143H107V142H106ZM110 143H111V142H110ZM135 143H137V142H135ZM167 143H168V142H167ZM167 143L162 145V146H164V149L166 148ZM194 143H196V142H194ZM214 143H216V141H215ZM226 143H227V142H226ZM7 144H8V143H7ZM9 144H10V143H9ZM29 144L31 145L30 142H29ZM29 144H28L27 146H29ZM72 144H73V143H72ZM82 144H83V143H82ZM93 144H94V143H93V140H92V144H91V145H93ZM104 144H105V143H104ZM108 144H109V143H108ZM117 144H118V143H117ZM143 144H144V143H143ZM148 144H149V143H148ZM148 144H147V145H148ZM150 144H151V143H150ZM152 144H153V143H152ZM156 144H157V142H156ZM158 144H159V142H158ZM188 144H189V142H188ZM198 144H199V143H198ZM205 144H206V143L204 142V144H203L202 146H204ZM207 144H208V143H207ZM212 144H213V143H212ZM222 144H223V143H222ZM231 144H232V143H231ZM234 144H236V142H234ZM237 144L239 145V143H237ZM255 144H256V143H255ZM5 145H6V144H4V146H5ZM15 145H16V144H15ZM23 145H24V143H23ZM50 145H51V144H50ZM65 145H66V144H65ZM70 145H71V144H70ZM84 145H85V144H84ZM84 145H83V146H84ZM110 145H111V144H110ZM114 145H115V144H114ZM114 145H113V147H114ZM119 145H120V143H119ZM137 145H138V144H137ZM140 145H141V143H140ZM154 145H155V144H154ZM180 145H181V144H180ZM183 145H184V144H183ZM183 145H182V146H183ZM193 145L195 146L196 144H193ZM193 145H192V143H191V146H193ZM218 145H219V148H220V147H221V146H220L221 144L219 143ZM238 145H236L235 147L238 148V147H239ZM2 146H3V145H2ZM7 146H8V145H7ZM9 146H11V145H9ZM12 146H13V144H12ZM18 146H19V145H18ZM52 146H53V144H52ZM62 146H63V145H62ZM72 146H74V145H72ZM89 146H90V145H89ZM111 146H112V145H111ZM121 146H123V145H121ZM130 146H131V145H130ZM141 146H142V145H141ZM145 146H146V145H145ZM150 146H151V145H150ZM157 146H158V145H157ZM157 146H154V147H157ZM184 146H185V145H184ZM214 146H215V145H214ZM226 146H227V145H226ZM232 146H233V145H232ZM237 146H238V147H237ZM15 147H17V145H16ZM32 147H33V146H32ZM44 147H45V145H44ZM46 147H47V146H46ZM46 147H45V148H46ZM57 147H58V146H57ZM64 147H67V146H64ZM68 147H69V146H68ZM92 147H93V146H92ZM98 147H100V146L98 145ZM98 147H97V148H98ZM108 147H109V146H108ZM116 147H117V146H116ZM124 147H127V146H124ZM143 147H144V146H143ZM147 147H148V146H147ZM171 147H173V146H171ZM171 147H170L169 149H171ZM180 147H181V146H180ZM180 147H179V148H180ZM186 147H188V146H186ZM195 147H198V145H196ZM199 147H200V146H199ZM211 147H213V146H211ZM211 147H209V145H208V147H206V149H209V148H211ZM260 147H261V146H260ZM3 148H4V147H3ZM23 148H24V147H23ZM23 148L21 147L22 150H21L20 148L17 149L18 151H19V149H20L21 153H19V155L16 153V154L18 155V157H17V162L15 161V162H16V165H15V162H14L12 159H10L12 162H14L13 164H14L15 166H18L19 168H20V167L22 168V167L24 166V164H25V163H24V160H25V158H24L25 153H24L23 151H24L25 148H27V147L25 146V148H24V149H23ZM35 148H36V145H35ZM45 148H43V151H45V153H46V150H48V149L44 150ZM50 148H51V147H50ZM71 148H72V147H71ZM76 148H77V146H76ZM119 148H120V147H119ZM144 148H145V147H144ZM159 148H161V146H160ZM167 148H168V147H167ZM177 148H178V147H177ZM182 148H183V147H182ZM191 148H192V147H191ZM191 148H190V149L188 148V149L191 150ZM201 148H202V147H201ZM216 148H217V147H216ZM216 148H215V149H216ZM221 148H224V147H221ZM225 148H226V147H225ZM225 148H224V149H225ZM27 149H29V148H27ZM31 149H32V148H31ZM41 149H42V148H41ZM58 149H59V148H58ZM60 149H61V148H60ZM82 149H83V148H82ZM88 149H89V148H88ZM94 149H95V148H94ZM98 149H99V148H98ZM101 149H102V148H101ZM105 149H107V146H106ZM105 149H103V150H105ZM111 149H112V147H111ZM111 149H109V150H111ZM142 149H143V148H142ZM146 149H147V148H146ZM155 149H156V148H155ZM155 149H154V150H155ZM164 149H163V150H164ZM173 149H174V148H173ZM175 149H176V148H175ZM180 149H181V148H180ZM194 149H195V148H194ZM203 149H204V148H203ZM203 149H202V150H203ZM215 149H214V150H215ZM224 149H223V150H224ZM239 149H240V148H239ZM241 149H243V147H242ZM241 149H240V150H241ZM245 149H247V148H245ZM2 150H3V149H2ZM17 150H15V152H18ZM33 150H34V149H33ZM51 150H52V149H51ZM67 150H68V149H67ZM79 150H81V149H79ZM99 150H100V149H99ZM109 150H106V151H109ZM126 150H127V149H126ZM128 150H129V149H128ZM157 150H158V149H157ZM189 150H188V152H189ZM192 150H193V149H192ZM198 150H199V148H198ZM220 150H221V149H220ZM220 150H219V152H218V150H217L218 155H219V153H221ZM243 150H244V149H243ZM247 150H248V149H247ZM0 151H1V150H0ZM12 151H13V149H12ZM29 151H30V150H29ZM35 151H36V150H35ZM56 151H57V149H56ZM59 151H60V150H59ZM61 151H63V150H61ZM68 151H69V150H68ZM76 151H77V149H76ZM84 151H85V150H84ZM84 151H83V153H84ZM87 151H88V150H87ZM92 151H93V150H92ZM95 151L97 152V150H95ZM106 151H105V154H106ZM131 151H132V150H131ZM136 151L138 152L139 150H136ZM165 151H166V150H165ZM175 151H176V150H175ZM180 151H182V149H181ZM184 151H185V149H184ZM203 151H204V150H203ZM206 151H208V150H206ZM210 151H211V149H210ZM249 151H250V150H249ZM4 152H5V151H4ZM31 152H32V151H31ZM40 152H41V151H40ZM70 152H72V151H70ZM81 152H82V151H81ZM85 152H86V151H85ZM88 152H89V151H88ZM103 152H104V151H103ZM111 152H112V151H110V153H111ZM146 152H147V153H150L149 151H146ZM151 152H152V150H151ZM157 152H158V151H157ZM172 152H173V151H171V153H172ZM188 152H187V153H188ZM215 152H216V151H215ZM228 152H230V151L228 150ZM228 152H227V153H228ZM235 152H237V151H235ZM244 152H246V151L244 150ZM0 153H1V152H0ZM5 153H6V152H5ZM10 153H11V152H10ZM34 153H35V152H34ZM43 153H44V152H43ZM59 153H60V152H59ZM59 153H58V154H59ZM66 153H67V151H66ZM68 153H69V152H68ZM72 153H73V152H72ZM79 153H80V152H79ZM89 153H91V152H89ZM110 153H109V154H110ZM123 153H125V152H123ZM132 153H133V152H132ZM158 153H159V152H158ZM166 153H167V152H166ZM174 153H175V152H174ZM180 153H182V152H180ZM180 153H179V155H180ZM183 153H184V152H183ZM185 153H186V152H185ZM202 153H203V152H202ZM209 153H211V152H209ZM213 153H214V152H213ZM213 153H212V154H213ZM225 153H226V151H225ZM233 153H234V152H233ZM29 154H30V152H29ZM31 154H32V153H31ZM91 154H92V153H91ZM97 154H98V153H97ZM102 154H104V153L101 152V155H102ZM111 154H112V153H111ZM114 154H115V153H114ZM118 154H119V152H118ZM118 154H117V156H119ZM130 154H131V153H130ZM134 154H135V152H134ZM142 154H144V153H142ZM150 154H151V153H150ZM152 154H153V153H152ZM168 154H169V153H168ZM168 154H167V155H168ZM194 154H195V153H194ZM200 154H201V152H200ZM206 154H207V152H206ZM222 154H223V153H222ZM222 154H220V155H222ZM6 155H7V154H6ZM27 155H28V153H27ZM27 155H26V156H27ZM33 155H34V154H33ZM35 155L37 156V152H36ZM35 155H34V156H35ZM43 155H44V154H43ZM65 155H66V154H65ZM99 155H100V154H99ZM99 155H98V156H99ZM101 155H100V156H101ZM128 155H129V154H128ZM132 155H133V154H132ZM137 155H138V154H137ZM137 155H136V156H137ZM139 155H141V153H140ZM153 155H154V154H153ZM170 155H171V154H170ZM183 155H184V154H183ZM185 155L187 156V154H185ZM190 155L192 156L191 152H190ZM215 155H217V153H215ZM223 155H224V154H223ZM223 155H222V156H223ZM232 155H233V154H232ZM232 155H231V156H232ZM235 155H236V154H235ZM238 155H239V154H238ZM238 155H237V156H238ZM26 156H25V157H26ZM44 156H45V155H44ZM71 156H72V155H71ZM76 156H78V155H76ZM76 156H74V157H76ZM80 156H81V155H80ZM108 156H109V155H108ZM112 156H113V155H112ZM129 156H130V155H129ZM156 156H158V154H157ZM156 156H155V157H156ZM171 156H172V155H171ZM173 156H174V155H173ZM173 156H172V157H173ZM176 156H177V154L175 155V157H176ZM181 156H182V155H181ZM196 156H200V155L196 154L194 158H196ZM222 156H221V157H222ZM227 156H228V154H227ZM233 156H234V155H233ZM237 156H236V157H237ZM244 156H245V154H244ZM0 157H1V154H0ZM6 157H7V156H6ZM10 157H11V156H10ZM22 157L24 158V160H23ZM38 157H39V155H38ZM40 157H41V156H40ZM40 157H39V158H40ZM46 157H48V156H46ZM133 157H134V156H132V159H133ZM142 157H143V156H142ZM142 157H140V158H142ZM145 157H146V156H145ZM145 157H144V158H145ZM148 157H149V156H148ZM158 157H159V156H158ZM168 157H169V155H168ZM202 157H203V156H202ZM211 157H212V155H211ZM211 157H208V158H211ZM218 157H219V156H218ZM234 157H235V156H234ZM239 157H240V156H239ZM27 158H28V157H27ZM56 158H57V157H56ZM63 158H64V157H63ZM80 158H81V157H80ZM99 158H100V157H99ZM101 158H102V156H101ZM101 158H100V159H101ZM114 158H115V156H114ZM117 158H119V157H117ZM127 158L129 159L128 156H127ZM135 158H136V157H135ZM140 158H139V159H140ZM149 158H150V157H149ZM151 158H152V157H151ZM153 158H154V156H153ZM199 158H200V157H199ZM203 158H204V157H203ZM228 158H229V156H228ZM230 158H231V157H230ZM237 158H238V157H237ZM240 158H241V157H240ZM244 158H245V157H244ZM244 158H243V159H244ZM2 159H3V158H2ZM14 159H15V158H14ZM31 159H32V158H31ZM37 159H38V158H37ZM43 159H44V158H43ZM58 159H61V158H58ZM58 159H57V160H58ZM67 159H69V158H67ZM76 159H78V158L76 157ZM76 159H75V161H76ZM102 159H103V158H102ZM104 159H105V157H104ZM104 159H103V160H104ZM106 159H107V158H106ZM110 159H111V158H110ZM119 159H120V158H119ZM123 159H125V158H123ZM123 159H122V163H123V161H124ZM146 159H147V158H146ZM154 159H155V158H154ZM154 159H153V160H154ZM156 159H159V158H156ZM161 159H162V158H161ZM167 159H168V158H167ZM183 159H184V157H183ZM204 159H205V158H204ZM206 159H207V157H206ZM212 159H213V157H212ZM217 159H218V158H217ZM217 159H216V160H217ZM225 159H226V158H225ZM235 159H236V158H235ZM0 160H1V159H0ZM4 160H5V158H4ZM8 160H9V159H8ZM28 160H29V158H28ZM28 160H26L25 162H27ZM34 160H35V158H34ZM50 160H51V159H50ZM57 160H56V161H57ZM78 160H79V159H78ZM93 160H94V158H93ZM120 160H121V159H120ZM135 160H136V159H135ZM147 160H148V159H147ZM150 160H151V159H150ZM150 160H149V162H150ZM153 160H152V161H153ZM163 160H164V159H163ZM173 160L175 161L176 159H173ZM191 160H192V159H191ZM195 160H199V159H195ZM213 160H214V159H213ZM218 160H219V159H218ZM218 160H217V162H218ZM220 160H222V159L220 158ZM227 160H229V159H227ZM227 160H226V161H227ZM231 160H232V159H231ZM233 160H234V159H233ZM1 161H2V160H1ZM5 161H6V160H5ZM5 161H3L4 164H5ZM45 161H46V160H44V164H45ZM47 161H48V160H47ZM47 161H46V163H51V162H47ZM51 161H52V160H51ZM64 161H65V160H64ZM79 161H80V160H79ZM85 161H86V160H85ZM91 161H92V160H91ZM105 161H106V160H105ZM105 161H104V162H105ZM108 161H109V160H108ZM133 161H134V159H133ZM140 161H141V159H140ZM144 161H145V160H144ZM180 161H181V160H180ZM223 161H224V160H223ZM226 161H225V163H226ZM237 161H239V160H237ZM240 161H241V160H240ZM42 162H43V161H42ZM42 162L39 161L38 164H40V163H42ZM58 162H59V161H58ZM112 162H113V161H112ZM126 162H128V161H126ZM126 162H125V163H126ZM130 162H131V160H130ZM134 162H135V161H134ZM136 162H137V160H136ZM136 162H135V163H136ZM138 162H139V160H138ZM145 162H146V161H145ZM153 162H155V160H154ZM153 162H152V163H153ZM156 162H157V161H156ZM176 162L178 163V160H177ZM190 162L193 163L192 161H190ZM190 162H189V163H190ZM201 162H202V160H201ZM9 163L11 164V162H9ZM56 163H57V162H56ZM81 163H85V162H81ZM88 163H89V162H88ZM108 163H109V162H108ZM110 163H111V161H110ZM128 163H129V162H128ZM131 163H132V162H131ZM184 163H185V160H184ZM186 163H188V161H186ZM186 163H185V165H186ZM196 163L199 164V161H196ZM207 163H208V161H207ZM221 163H222V162H221ZM238 163H239V162H238ZM238 163H237V164H238ZM1 164H2V163H1ZM10 164H9V165H10ZM13 164H12V165H13ZM26 164L28 165V162H27ZM26 164H25V165H26ZM35 164H36V162L34 163V165H35ZM76 164H78V163L76 162ZM79 164H80V163H79ZM90 164L93 165L92 163H90ZM103 164H104V163H103ZM119 164H120V163H119ZM133 164H134V163H133ZM178 164H179V163H178ZM178 164H177V165H178ZM180 164H181V163H180ZM182 164H183V163H182ZM203 164H204V163H203ZM208 164H209V163H208ZM215 164H216V162H215ZM14 165H13V166H14ZM34 165H33V166H34ZM36 165H37V164H36ZM45 165H46V164H45ZM45 165H44V166H45ZM50 165H52V164H50ZM62 165H63V164H61L60 166H62ZM69 165H70V164H69ZM97 165H98V163H97ZM97 165H96L95 167H97ZM114 165H116V164H114ZM117 165H118V164H117ZM134 165H135V164H134ZM141 165H142V164H141ZM149 165H150V163H149ZM174 165L176 166L175 163H174ZM174 165H173V166H174ZM188 165H189V164H188ZM191 165L194 166L195 164H194V165L191 164ZM200 165H201V164H200ZM200 165H199V167H201ZM216 165H217V164H216ZM222 165H223V164H222ZM257 165H258V164H257ZM30 166H31V165H30ZM46 166H47V165H46ZM46 166H45V167H46ZM52 166H53V165H52ZM79 166H80V165H79ZM81 166H82V164H81ZM101 166H102V165H101ZM103 166H105V164H104ZM106 166H107V165H106ZM110 166H111V165H110ZM119 166H120V165H119ZM136 166H137V165H136ZM136 166H135V167H136ZM143 166H144V165H143ZM151 166H152V168L155 167V166L153 167V164H151ZM166 166H168V165H166ZM186 166H187V165H186ZM195 166L198 167V165H195ZM231 166H232V165H231ZM242 166H243V165H242ZM245 166H246V165H245ZM0 167H1V166H0ZM27 167H28V166H27ZM62 167H63V166H62ZM73 167H74V166H73ZM83 167H84V166H83ZM83 167H82V168H83ZM87 167H88V166H87ZM92 167H93V166H91L90 168H92ZM98 167H99V166H98ZM125 167H126V166H125ZM125 167H124V168H125ZM132 167H133V166H132ZM132 167H131V168H132ZM140 167L143 168L142 166H139V168H140ZM181 167H182V166H181ZM188 167H189V166H188ZM196 167H195V169H196ZM203 167H204V166H203ZM226 167H229V165H226ZM233 167H235V165H234ZM255 167H256V166H255ZM262 167H263V166H262ZM6 168H7V165H6ZM8 168H9V166H8ZM12 168H13V167H12ZM36 168H37V166H36ZM41 168L43 169V167H41ZM60 168H61V167H60ZM64 168H65V167H64ZM64 168H61V169H64ZM68 168H69V167H68ZM74 168H75V167H74ZM78 168H79V167H78ZM88 168H89V167H88ZM101 168H103V167H101ZM113 168H116V167L113 166ZM133 168H134V167H133ZM133 168H132V169H133ZM137 168H138V166L136 167V169H137ZM141 168H140V169H141ZM145 168H146V167H145ZM150 168H151V167H150ZM155 168H157V167H155ZM169 168H170V167H169ZM169 168H168V170H169ZM172 168H173V167H172ZM175 168H176V167H175ZM193 168H194V167H193ZM223 168H224V167H223ZM223 168H222V169H223ZM257 168H258V167H257ZM0 169H1V168H0ZM2 169H3V166H2ZM9 169H10V168H9ZM25 169H26V168H25ZM25 169H24V171H25ZM70 169H72V168L70 167ZM76 169H77V165H76ZM83 169H84V168H83ZM93 169H94V167H93ZM93 169H92V171H95V169H94V170H93ZM165 169H167V168H165ZM173 169H174V168H173ZM188 169H189V168H188ZM205 169H206V168H205ZM214 169H215V167H214ZM220 169H221V168H220ZM224 169H225V168H224ZM241 169H242V168H241ZM252 169H255V168H253V166H252ZM11 170H12V169H11ZM11 170H10V171H11ZM13 170H14V168H13ZM18 170H19V169H18ZM20 170H22V169H20ZM20 170H19L18 172H21ZM30 170H33V169H30ZM34 170H35V169H34ZM50 170H51V169H50ZM68 170H69V169H68ZM86 170H87V169H86ZM98 170H99V169H98ZM115 170H116V169H115ZM141 170H142V169H141ZM144 170H145V169H144ZM146 170H147V169H146ZM159 170H160V169H159ZM159 170H158L157 172H159ZM168 170H167V171H168ZM170 170H171V169H170ZM179 170H181V169H179ZM179 170H178V171H179ZM185 170H186V169H185ZM199 170H201V169H199ZM234 170H235V169H234ZM234 170H233V171H234ZM237 170H239V169L237 168ZM247 170H248V169H246V171H247ZM15 171H16V170H15ZM24 171H23V172H24ZM28 171H29V170H28ZM28 171H27V172H28ZM37 171H39V169H37ZM37 171H36V172H37ZM43 171H44V170H43ZM45 171H46V170H45ZM69 171H70V170H69ZM79 171H81V170H79ZM83 171H84V170H83ZM90 171H91V170H90ZM106 171H107V170H106ZM118 171H119V170H118ZM122 171H124V170H122ZM122 171H121V172H122ZM130 171H131V170H130ZM154 171H155V170H154ZM154 171H153V172H154ZM161 171H162V170H161ZM171 171H173V170H171ZM176 171H177V170H176ZM203 171H204V170H203ZM203 171H202V172H203ZM224 171H225V170H224ZM226 171H227V170H226ZM230 171H231V170H230ZM230 171H229V172H230ZM235 171H236V170H235ZM235 171H234V172H235ZM244 171H245V170H244ZM259 171L261 172L262 170H259ZM56 172H57V171H56ZM63 172H64V171H63ZM86 172H87V171H86ZM111 172H112V171H111ZM113 172H115V171H113ZM140 172L142 173V171H140ZM140 172H139V173H140ZM143 172H144V171H143ZM148 172H149V171H148ZM148 172H146V173H148ZM153 172H152V176H153ZM155 172H156V171H155ZM186 172H187V171H186ZM193 172H195V171H193ZM205 172H206V171H205ZM205 172H204V173H205ZM208 172H209V169H208ZM215 172H216V171H215ZM218 172H219V171H218ZM221 172H222V171H221ZM221 172H220V173H221ZM6 173L9 174L8 172H6ZM30 173H31V171H30ZM33 173H34V172H33ZM53 173H54V172H53ZM84 173H85V172H84ZM87 173H90V172H87ZM122 173H123V172H122ZM136 173H137V172H136ZM164 173H165V172H164ZM167 173H168V172H166V174H167ZM169 173H170V172H169ZM172 173H173V172H172ZM174 173H176V172L174 171ZM183 173H184V172H183ZM195 173H196V172H195ZM241 173H242V172H241ZM249 173H250V172H249ZM12 174H13V173H12ZM22 174H23V173H22ZM25 174H26V173H25ZM36 174H37V173H36ZM47 174H49V173H47ZM65 174H66V173H65ZM67 174H68V173H67ZM96 174H97V173H96ZM105 174H106V173H105ZM112 174H113V173H112ZM120 174H121V173H120ZM137 174H138V173H137ZM144 174H145V173H144ZM149 174H150V173H149ZM157 174H159V173H157ZM179 174H180V173H179ZM184 174H185V173H184ZM186 174H187V173H186ZM205 174H207V172H206ZM210 174H211V173H210ZM226 174H227V173H226ZM237 174H238V173H237ZM259 174H260V173H259ZM13 175H14V174H13ZM23 175H24V174H23ZM32 175H33V174H32ZM41 175H42V173H41ZM41 175L39 174V176H41ZM43 175H44V174H43ZM49 175H50V174H49ZM51 175H52V174H51ZM51 175H50V176H51ZM53 175H54V174H53ZM62 175H63V174H62ZM72 175H73V174H72ZM84 175H85V174H84ZM113 175H115V174H113ZM113 175H112L111 177H113ZM116 175H117V174H116ZM126 175H127V174H126ZM133 175H134V174H133ZM138 175H139V174H138ZM146 175H147V174H146ZM146 175H145V176H146ZM176 175H178V174L176 173ZM176 175H175V176L173 175V176L176 177ZM195 175H196V178H198L199 173H198V174H195ZM203 175H204V174H203ZM203 175H202L201 177H203ZM215 175H217V174H215ZM218 175H219V174H218ZM231 175H232V173H231ZM235 175H236V174H235ZM241 175H242V174H241ZM15 176H17V175H15ZM15 176H14V177H15ZM21 176H22V175H21ZM27 176H28V175H26V178H27ZM33 176H35V175H33ZM36 176H37V175H36ZM47 176H48V175H47ZM47 176H46V177H47ZM73 176H74V175H73ZM73 176H72V177H73ZM79 176H80V175H79ZM89 176L91 177L90 174H89ZM159 176H160V174H159ZM162 176H163V175H162ZM162 176H161V177H162ZM164 176H165V175H164ZM187 176H188V174H187ZM205 176L207 177V175H205ZM205 176H204V177H205ZM209 176H211V175H209ZM220 176H221V175H219V177H220ZM229 176H230V175H229ZM236 176H237V175H236ZM261 176H262V175H261ZM37 177H38V176H37ZM46 177H45V178H46ZM55 177H57V175H56ZM58 177H59V174H58ZM60 177H63V176H60ZM72 177H71V178H72ZM77 177H78V176H77ZM77 177H76V178H77ZM83 177H84V176H83ZM86 177H87V175H86ZM98 177H99V176H98ZM107 177H108V175H107ZM115 177L117 178L118 176H115ZM121 177H122V175H121ZM169 177H171V176H169ZM178 177H181V176H178ZM217 177H218V176H217ZM227 177H228V175H227ZM230 177H231V176H230ZM259 177H260V176H259ZM10 178H11V177H10ZM15 178H16V180H17L19 177H18V178L15 177ZM23 178H24V177H23ZM26 178H25V179H26ZM30 178L32 179L33 177L31 176ZM51 178H52V177H51ZM68 178H69V177H68ZM78 178H79V177H78ZM84 178H85V177H84ZM84 178H83V179H84ZM92 178H93V177H92ZM94 178H97V177L95 176ZM94 178H93V179H94ZM109 178H110V177H109ZM131 178H132V177H131ZM142 178H143V175H142ZM147 178H151V177H148V176H147ZM183 178H185V175L183 176ZM183 178H182V179H183ZM188 178H189V176H188ZM190 178H191V176H190ZM211 178H212V177H211ZM220 178H221V177H220ZM222 178H223V177H222ZM238 178H239V177H238ZM11 179H12V178H11ZM34 179H35V178H34ZM39 179H40V178H39ZM42 179H43V178H42ZM42 179H41V180H42ZM87 179L89 180L90 178L87 177ZM87 179H86V180H87ZM104 179H105V178H104ZM122 179H123V178H122ZM135 179H136V178H135ZM145 179H146V178H145ZM162 179H163V178H162ZM176 179H177V177H176ZM180 179H181V178H180ZM185 179L187 180V177H186ZM228 179H229V178H228ZM234 179H235V178H234ZM236 179H237V178H236ZM236 179H235V180H236ZM242 179H243V178H242ZM248 179H249V178H248ZM251 179H253V178H251ZM262 179H263V178H262ZM262 179H261V180H262ZM12 180H13V179H12ZM19 180H20V179H19ZM22 180H23V179H22ZM37 180H38V178H36V181H37ZM54 180H55V179H54ZM61 180H62V179H61ZM70 180H71V179H70ZM73 180H74V179H73ZM79 180L81 181V179H79ZM86 180H85V181H86ZM88 180H87V181H88ZM95 180H96V179H95ZM101 180H102V179H101ZM108 180H110V179H108ZM114 180H115V179H114ZM118 180L120 181L119 178H118ZM142 180H143V179H142ZM146 180H147V179H146ZM146 180H144V181H146ZM150 180H153V179H150ZM159 180H160V179H159ZM159 180H157V182H158ZM163 180H164V179H163ZM163 180H161V181H163ZM167 180H169V179H166V181H167ZM183 180H184V179H183ZM183 180H182V181H183ZM192 180H194V179H192ZM199 180H200V178H199ZM209 180H210V179H209ZM209 180H208V183H209ZM212 180H213V179H211V181H212ZM216 180H217V179H216ZM218 180H219V178H218ZM231 180H232V179H231ZM235 180H234V181H235ZM239 180H241V179H239ZM239 180H238V181H239ZM253 180H254V179H253ZM263 180H264V179H263ZM263 180H262V181H263ZM10 181H11V180H10ZM17 181H18V180H17ZM20 181H21V180H20ZM24 181H25L24 184H26V180H24ZM24 181H22V182H24ZM42 181H43V182H41V183L43 184L46 180H45V181L42 180ZM77 181H78V179H77ZM89 181H90V180H89ZM121 181H122V180H121ZM121 181H120V182H121ZM124 181H125V180H123L122 182L124 183ZM136 181H137V180H136ZM147 181H148V180H147ZM154 181H155V180H154ZM172 181L174 182V180H171V182H172ZM243 181H244V180H243ZM248 181H249V180H248ZM262 181H261V182H262ZM15 182H16V181H15ZM27 182H28V181H27ZM46 182H47V181H46ZM48 182H49V181H48ZM55 182H56V181H55ZM64 182H65V181H64ZM73 182H74V181H73ZM82 182H83V181H82ZM82 182H80V184H81ZM95 182H96V181H95ZM101 182H102V181H101ZM104 182H105V181H104ZM109 182H110V181H109ZM112 182H113V181H112ZM114 182H116V181H114ZM126 182H127V180H126ZM132 182H133V181L131 180V184H132ZM141 182H142V181H141ZM157 182H156V183H157ZM159 182H160V181H159ZM159 182H158V183H159ZM164 182H165V181H164ZM168 182H169V181H168ZM179 182L181 183V180H180ZM213 182H214V181H213ZM218 182H220V181H218ZM218 182H216V184H217ZM223 182H224V181H222L221 183H223ZM229 182H230V181H229ZM235 182H237V181H235ZM240 182H241V181H240ZM240 182H239V183H240ZM252 182H253V181H252ZM11 183H12V182H11ZM28 183H29V182H28ZM28 183H27V184H28ZM39 183H40V182H39ZM52 183H53V182H52ZM76 183H77V182H76ZM83 183H85V182H83ZM107 183H108V182H107ZM110 183H111V182H110ZM133 183H134V182H133ZM150 183H151V182H150ZM180 183H178V184L180 185ZM185 183H187V182L184 181V184H185ZM192 183H194V182H191V185H192ZM206 183H207V182H206ZM226 183H227V182H226ZM239 183H238V184H239ZM245 183L247 184V182H245ZM249 183H250V181H249ZM22 184H23V183H22ZM34 184H35V183H34ZM46 184H47V183H46ZM48 184H49V183H48ZM48 184H47V185H48ZM73 184H74V183H73ZM73 184H71V185H73ZM77 184H78V183H77ZM86 184H87V183H86ZM90 184H92V183L90 182ZM104 184H105V183H104ZM111 184H112V183H111ZM111 184H110V185H111ZM126 184H130V181H129L128 183H126ZM136 184H137V183H136ZM144 184H145V182H144ZM148 184H149V183H148ZM148 184H147V185H148ZM151 184H152V183H151ZM166 184H167V183H166ZM181 184H182V183H181ZM194 184H195V183H194ZM196 184H198V183H196ZM216 184L214 185V187H215V186L217 187V185H219V184H217V185H216ZM224 184H225V183H224ZM228 184H229V183H228ZM240 184L242 185V182H241ZM246 184H245V185H246ZM251 184H252V183H251ZM19 185H21V183H20ZM37 185H38V184H37ZM43 185H44V184H43ZM67 185H68V184H67ZM69 185H70V184H69ZM84 185H85V184H84ZM99 185H100V187H101V184H99ZM118 185H119V184H118ZM120 185H121V184H120ZM138 185H139V184H138ZM145 185H146V184H145ZM158 185L160 186V183H159ZM158 185H157V186H158ZM161 185H162V184H161ZM164 185H165V183H163V188H159V186H158L157 190H158V189H164V188H166V185H165V187H164ZM170 185H171V183H170ZM173 185H174V183H173ZM185 185H186V184H185ZM212 185H213V184H212ZM226 185H227V184H226ZM226 185H224V186H226ZM253 185H254V183H253ZM257 185H258V182H257ZM26 186H29V185H26ZM50 186H51V185H50ZM65 186H66V185H65ZM65 186H64V187H65ZM116 186H117V185H116ZM123 186H124V185H123ZM143 186H144V185H143ZM143 186H141V187L143 188ZM152 186H153V184H152ZM168 186H169V185H168ZM168 186H167V188H168ZM175 186H176V184H175ZM186 186H187V185H186ZM192 186H193V185H192ZM198 186H199V185H198ZM205 186H206V185H205ZM205 186H204V188H205ZM219 186H221V184H220ZM222 186H223V185H222ZM224 186H223V187H224ZM228 186H229V185H228ZM239 186H240V185H239ZM247 186H248V185H247ZM251 186H252V185H251ZM262 186H263V185H262ZM30 187H32V186L30 185ZM34 187L36 188V186L33 185V189H34ZM39 187H40V186H39ZM60 187H61V185H60ZM66 187H67V186H66ZM72 187H73V186H72ZM79 187H80V186H79ZM85 187H86V186H85ZM90 187H91V186H90ZM106 187H108V185H107ZM106 187H104V188H106ZM113 187H114V186H113ZM120 187H121V186H120ZM127 187H128V186H127ZM131 187H132V186H131ZM131 187H129V188H131ZM141 187H140V188H141ZM148 187H150V186H148ZM153 187H154V186H153ZM172 187H173V186H172ZM176 187H177V186H176ZM180 187H181V186H180ZM182 187H183V185H182ZM184 187H185V186H184ZM184 187H183V188H184ZM235 187H236V186H235ZM260 187H261V186H260ZM13 188H14V187H13ZM16 188H17V187H16ZM18 188H19V187H18ZM23 188L25 189V187H23ZM50 188H51V187H50ZM54 188H55V187H54ZM74 188H75V187H74ZM96 188H97V186H96ZM98 188H99V187H98ZM98 188H97V190H98ZM110 188H111V187H110ZM124 188H125V186H124ZM132 188H133V187H132ZM135 188H136V187H135ZM135 188H134V189H135ZM144 188H145V187H144ZM144 188H143V189H144ZM170 188H171V187H170ZM170 188H169V189H170ZM185 188H186V187H185ZM207 188H208V186H207ZM207 188H206V189H207ZM212 188H213V186H212ZM227 188L230 189V187H227ZM248 188H249V187H248ZM254 188H255V187H254ZM258 188H259V187H258ZM1 189H2V188H1ZM21 189H22V188H21ZM24 189H23V190H24ZM30 189H31V188H30ZM36 189H37V188H36ZM40 189L42 190V188H40ZM52 189H53V188H52ZM58 189H59V186H58ZM61 189H62V188H61ZM69 189L72 190L70 187H69ZM107 189H109V188H107ZM119 189H120V188H119ZM143 189H142V190H143ZM177 189H178V188H177ZM201 189H202V188H201ZM209 189H211V188H209ZM209 189H208V190H209ZM216 189H217V188H216ZM221 189H224V188H221ZM229 189H228V191H229ZM53 190H54V189H53ZM56 190H57V188H56ZM88 190H89V189H88ZM104 190H105V189H104ZM112 190H113V188H112ZM131 190H132V189H131ZM137 190H138V189H137ZM146 190H147V189H146ZM146 190H145V192H146ZM164 190H166V189H164ZM172 190H174V189L172 188ZM182 190H183V189H182ZM232 190H233V189H232ZM249 190H251V189H249ZM249 190H247V192H248ZM4 191H5V190H4ZM31 191H32V189H31L30 191H28V192H31ZM36 191H37V190H36ZM39 191H40V190H39ZM43 191H44V190H43ZM45 191H46V190H45ZM47 191H49V189H48ZM58 191H59V190H58ZM73 191H74V190H73ZM85 191H86V190H85ZM89 191H90V190H89ZM95 191H96V190H95ZM100 191H101V189H100ZM110 191H111V190H110ZM134 191H136V190H134ZM148 191H149V190H148ZM148 191H147V195H148ZM166 191H168V190H166ZM169 191H170V190H169ZM169 191H168V192H169ZM183 191H184V190H183ZM183 191H182V192H183ZM194 191H195V190H194ZM209 191H210V190H209ZM216 191H217V190H216ZM222 191H223V190H222ZM226 191H227V190H226ZM242 191H243V190H242ZM251 191H253V188H252ZM1 192H2V191H1ZM22 192H23V191H22ZM32 192H33V191H32ZM55 192H57V191H55ZM64 192H65V191H64ZM91 192H92V191H91ZM113 192H114V191H113ZM119 192H120V191H119ZM150 192H151V191H150ZM150 192H149V193H150ZM162 192H164V191H162ZM162 192H161V194H162ZM168 192L166 193L167 195L170 194V193H168ZM171 192H173V191H171ZM174 192H175V191H174ZM182 192H181V193H182ZM185 192H186V191H185ZM234 192H237V191H234ZM243 192H244V191H243ZM10 193H12V192H10ZM26 193H27V192H26ZM40 193H42V191H41ZM45 193H46V192H45ZM68 193H69V192H68ZM82 193H83V191H82ZM84 193H85V192H84ZM86 193H87V192H86ZM122 193H123V192H122ZM134 193H135V192H133V194H134ZM186 193L188 194V192H186ZM200 193H201V192H200ZM207 193H208V192L206 191L205 194H207ZM214 193H215V192H214ZM224 193H225V192H224ZM226 193H227V192H226ZM226 193H225V195H226ZM244 193H245V192H244ZM253 193H254V192H253ZM253 193H252V194H253ZM18 194H19V193H18ZM22 194H23V193H22ZM28 194H29V193H27V196H28ZM31 194H32V193H31ZM43 194H44V193H43ZM48 194H49V193H48ZM53 194H54V193H53ZM91 194H92V193H91ZM109 194H110V193H109ZM111 194H112V193H111ZM131 194H132V193H131ZM140 194H145V193H140ZM150 194L152 195L153 193H150ZM154 194H156V193H154ZM166 194H164V195H166ZM176 194H177V193H176ZM202 194H203V193H202ZM232 194H233V193H232ZM232 194L230 193V195H232ZM234 194H235V193H234ZM2 195H3V194H2ZM5 195H6V193H5ZM14 195H16V193H15ZM14 195H13V196H14ZM19 195L21 196V194H19ZM34 195H35V194H34ZM44 195H45V194H44ZM59 195H60V194H59ZM62 195H63V194H62ZM64 195L66 196L67 193H65ZM84 195H85V194H84ZM103 195H105V194L103 193ZM106 195H107V194H106ZM118 195H119V194H118ZM118 195H117V197H118ZM151 195H150V196H151ZM177 195H178V194H177ZM177 195H176V197H177ZM180 195H181V194H180ZM183 195H184V194H183ZM192 195H193V192H192ZM198 195H199V194H198ZM210 195H211V193H210ZM238 195H239V194H238ZM240 195H241V194H240ZM242 195H243V194H242ZM8 196H9V195H8ZM11 196H12V195H11ZM11 196H10V197H11ZM17 196H18V195H17ZM20 196H18V197H20ZM23 196H25V194H23ZM41 196H43V195H41ZM52 196H53V195H52ZM52 196H49V197L52 198ZM78 196H79V195H78ZM82 196H83V195H82ZM93 196L96 197V195H93ZM115 196H116V195H115ZM126 196H127V195H126ZM139 196H140V195H139ZM139 196H138V197H139ZM158 196H159V195H158ZM162 196H163V195H162ZM170 196H171V195H170ZM172 196H173V195H172ZM207 196H208V195H207ZM212 196H214V195H212ZM218 196H219V195H218ZM218 196H217V197H218ZM222 196H224V195H222ZM232 196H233V195H232ZM0 197H1V196H0ZM10 197H9V198H10ZM30 197H31V196H30ZM33 197H34V196H33ZM44 197H45V196H44ZM54 197H55V196H54ZM54 197H53V198H54ZM63 197H64V196H63ZM73 197H74V196H73ZM84 197H85V196H84ZM88 197H90V196H88ZM91 197H92V196H91ZM99 197H100V196H99ZM112 197H113V196H112ZM122 197H123V196H122ZM138 197H137V198H138ZM144 197H145V196H143V198H144ZM180 197H181V196H180ZM182 197H183V196H182ZM185 197H186V195H185ZM187 197H188V196H187ZM220 197H221V196H220ZM224 197H225V196H224ZM224 197H221V198H224ZM228 197H229V195H228ZM246 197H247V196H246ZM248 197L250 198V196H248ZM253 197H254V196H253ZM1 198H2V197H1ZM3 198H4V197H3ZM5 198H6V197H5ZM12 198H13V197H12ZM25 198H26V197H25ZM50 198H49V199H50ZM65 198H66V197H65ZM105 198H106V196H105ZM124 198H125V196H124ZM131 198H132V197H131ZM141 198H142V197H141ZM143 198H142V199H143ZM149 198H150V197H149ZM168 198L170 199V197H168ZM174 198H175V197H174ZM178 198H179V197H178ZM190 198H192V197L190 196ZM200 198H201V197H200ZM200 198H199V199H200ZM233 198H234V197H232L231 199L233 200ZM236 198H238V197H236ZM7 199H8V197H7ZM7 199H6V201H7ZM14 199H16L15 201L18 202V199H19V198H14ZM14 199H12V200L14 201ZM20 199H21V198H20ZM22 199H23V197H22ZM27 199H28V198H27ZM27 199H26V201H27ZM37 199H38V197H37ZM41 199H43V198H41ZM44 199H46V197H45ZM44 199H43V200H44ZM55 199H56V198H55ZM60 199H61V198H60ZM68 199H70V198H68ZM99 199H102V198H99ZM103 199H104V197H103ZM135 199H136V198H135ZM146 199H147V198H145V201H146ZM150 199H151V198H150ZM155 199H157V198H155ZM155 199H154V200H155ZM158 199H160V198H158ZM163 199H164V198H163ZM179 199H180V198H179ZM179 199H178V200H179ZM181 199H182V198H181ZM181 199H180V200H181ZM186 199H187V198H186ZM199 199H196V201H198ZM205 199H206V196H205ZM213 199H214V197H213L211 200H213ZM238 199H240V198H238ZM256 199H257V198H256ZM39 200H40V199H39ZM39 200H38V203H39ZM47 200H48V199H47ZM76 200H77V199H76ZM78 200H79V199H78ZM78 200H77V201H78ZM92 200H93V199H92ZM92 200H91V201H92ZM97 200H98V199H97ZM116 200H117V198H116ZM129 200H130V199H129ZM154 200H153V201H154ZM170 200H171V199H170ZM172 200H173V198H172ZM183 200H184V197H183ZM188 200H189V199H188ZM188 200H187V201H188ZM201 200H203V198H201ZM216 200H217V199H216ZM216 200H215V202H217ZM218 200H219V198H218ZM236 200H237V199H236ZM241 200H242V199H241ZM241 200H240V202H241ZM250 200H251V199H250ZM4 201H5V200H4ZM23 201H24V200H23ZM26 201H25V203H24L25 206L27 205V204H26ZM30 201H31V200H30ZM53 201H55V200H53ZM67 201H68V200H67ZM67 201H66V202H67ZM82 201H83V200H82ZM95 201H96V200H95ZM140 201H141V200H140ZM143 201H144V200H143ZM156 201H157V200H156ZM160 201H161V200H160ZM162 201H163V200H162ZM165 201H166V200H165ZM207 201H208V200H207ZM219 201H221V200H219ZM219 201H218V202H219ZM230 201H231V200H230ZM233 201H234V200H233ZM0 202H2V200H1ZM8 202H10V200H9ZM21 202H22V200H21ZM56 202H57V201H56ZM56 202H55V203H56ZM126 202H127V201H126ZM126 202H125V203H126ZM130 202H131V201H130ZM130 202H129V203H130ZM135 202H136V200H135ZM135 202H133V203H135ZM137 202H138V201H137ZM137 202H136V203H137ZM146 202H147V201H146ZM180 202H181V201H180ZM183 202H184V201H183ZM185 202H186V201H185ZM218 202H217V203H218ZM250 202H251V201H250ZM22 203H23V202H22ZM33 203H34V202H33ZM38 203L36 202L37 206H38V207H41V206L38 205ZM61 203H62V202H61ZM74 203H76V202H74ZM80 203H81V202H80ZM83 203H84V201H83ZM93 203H94V202H93ZM97 203H98V202H97ZM104 203H105V202H104ZM106 203H107V202H106ZM106 203H105V204H106ZM111 203H112V201H111ZM111 203H110V205H111ZM133 203H132V204H133ZM140 203H141V202H140ZM151 203H152V202L149 203V206H150ZM156 203H157V202H156ZM164 203H165V202H164ZM171 203H172V202H171ZM176 203H177V202H176ZM181 203H182V202H181ZM190 203H191V202H190ZM196 203H198V202H196ZM196 203H195V207H196ZM200 203H201V202H200ZM211 203H212V202H211ZM222 203H223V202H222ZM222 203H221V204H222ZM231 203H232V201H231ZM231 203L229 204V208L232 207ZM235 203H236V201H235ZM243 203H245V202H243ZM246 203H247V202H246ZM251 203H252V202H251ZM2 204H3V202H2ZM2 204H1V205H2ZM6 204H7V203H6ZM6 204H3V205H6ZM10 204H11V203H10ZM12 204H13V203H12ZM29 204H30V203H29ZM43 204H45V202H43ZM43 204H42V205H43ZM46 204H47V203H46ZM52 204H53V203H52ZM99 204H100V203H99ZM107 204H108V203H107ZM117 204H118V203H117ZM121 204H122V202H121ZM127 204H128V203H127ZM162 204H163V202H162ZM177 204H178V203H177ZM213 204H214V203H213ZM219 204H220V203H219ZM219 204H218V205H219ZM221 204H220V205H221ZM8 205H9V204H8ZM15 205H17V204H15ZM53 205H54V204H53ZM53 205H52V206H53ZM92 205H93V204H92ZM94 205H95V204H94ZM96 205H97V204H96ZM100 205H101V204H100ZM110 205H109V206H110ZM123 205H125V204L123 203ZM156 205H157V204H156ZM160 205H161V203H160ZM167 205H168V204H167ZM172 205H173V204H172ZM174 205H175V203H174ZM187 205H188V203H187ZM187 205H186V206H187ZM189 205H190V204H189ZM189 205H188V206H189ZM191 205H192V204H191ZM200 205H201V204H200ZM211 205H212V204H211ZM218 205H217V206H218ZM220 205H219V206H220ZM230 205H231V206H230ZM17 206H18V205H17ZM27 206H28V205H27ZM31 206H33V205H31ZM35 206H36V205H35ZM43 206H44V205H43ZM64 206H65V205H64ZM77 206H78V205H77ZM115 206H116V205H115ZM119 206H120V205H119ZM128 206H129V205H128ZM142 206H143V205H142ZM146 206H147V205H146ZM154 206H155V205H154ZM157 206H158V205H157ZM161 206H162V205H161ZM165 206H166V203H165ZM170 206H171V205H170ZM205 206H206V205H205ZM205 206H203V208H204ZM217 206H216V207H217ZM233 206H234V205H233ZM240 206H242V205H240ZM249 206H250V205H249ZM0 207H2V206H0ZM12 207H13V205H12ZM19 207H20V205L18 206V208H19ZM29 207H30V206H29ZM44 207H45V206H44ZM57 207H58V206H56V208H57ZM60 207H61V204H60V206H59L58 208H60ZM67 207H68V206H67ZM99 207H100V206H99ZM106 207H108V206H106ZM106 207H105V208H106ZM135 207H136V206H134V208H135ZM158 207H159V206H158ZM173 207H175V206H173ZM179 207H180V206H179ZM182 207H184V206H182ZM191 207H192V206H191ZM201 207H202V205H201ZM213 207H215V206H213ZM213 207H211V208L214 209ZM221 207H222V206H221ZM263 207H264V206H263ZM5 208L8 209L7 207H5ZM10 208H11V206H10ZM10 208H9V209H10ZM15 208H16V207H15ZM15 208H12V209H15ZM23 208H24V207H23ZM25 208H26V207H25ZM31 208H32V207H31ZM34 208H35V207H33V209H34ZM77 208H78V207H77ZM87 208H88V207H87ZM112 208H113V207H112ZM115 208H116V207H115ZM119 208H120V207H119ZM129 208H131V207H129ZM137 208H138V205H137ZM141 208H142V207H141ZM167 208H168V207H167ZM189 208H190V206H189ZM218 208L220 209V207H218ZM222 208H223V207H222ZM236 208H238V207H236ZM249 208L251 209V207H249ZM249 208H248V209H249ZM258 208H259V206H258ZM46 209H49V208H46ZM50 209H53V208H50ZM62 209H63V208H62ZM64 209H65V208H64ZM64 209H63V210H64ZM68 209H70V208H68ZM83 209H84V207H83ZM135 209H136V208H135ZM135 209H134V210H135ZM147 209H148V207H147ZM155 209H156V208H155ZM165 209H166V208H165ZM174 209H176V208H174ZM179 209H180V208H179ZM187 209H188V208H187ZM187 209H184V210H187ZM190 209H191V208H190ZM204 209H205V208H204ZM204 209H203V210H204ZM209 209H210V208H208L207 210L209 211ZM250 209H249V210H250ZM1 210H2V209H1ZM3 210H4V209H3ZM10 210H11V209H10ZM10 210H9V211H10ZM17 210H18V209H17ZM19 210H20V208H19ZM30 210L32 211V209H30ZM35 210H36V209H35ZM41 210H43V208H41V209L39 210V212H41ZM44 210H45V209H44ZM71 210H72V209H71ZM71 210H70V211H71ZM76 210H77V209H76ZM95 210H96V209H95ZM105 210H109V209H105ZM110 210H111V209H110ZM123 210H124V209H123ZM137 210H139V208H138ZM148 210H149V209H148ZM150 210H151V209H150ZM171 210H172V209H171ZM171 210H170V211H171ZM224 210L226 211L227 209H224ZM229 210H230V209H229ZM232 210H233V209H232ZM234 210H235V209H234ZM242 210H244V209H242ZM245 210H246V207H245ZM13 211H14V210H13ZM31 211H30V213H31ZM33 211H34V210H33ZM45 211H47V210H45ZM45 211H44V212H45ZM50 211H51V210H50ZM53 211H54V210H53ZM67 211H68V210H67ZM70 211H69V213H71ZM78 211H79V210H78ZM83 211H84V210H83ZM91 211H93V210H91ZM117 211H118V210H117ZM117 211H116V212H117ZM139 211H140V210H139ZM139 211H137V212H139ZM151 211H152V210H151ZM156 211H158V210H156ZM162 211H163V210H162ZM191 211H192V210H190V212H191ZM199 211H200V209H199ZM208 211H207V212H208ZM217 211H219V210H217ZM227 211H228V210H227ZM253 211H255V213H256V210H253ZM4 212H5V211H4ZM6 212H7V210H6ZM26 212H27V210H26ZM37 212H38V211H37ZM55 212H56V211H55ZM55 212H53V213H55ZM61 212H63V211H61ZM61 212H60V213H61ZM64 212H66V210H65ZM72 212H74V215L76 214L75 211H72ZM94 212H95V211H93V213H94ZM98 212H99V211H98ZM104 212H106V211H104ZM109 212H110V211H109ZM121 212H123V211H121ZM128 212H129V211H128ZM141 212H142V211H141ZM141 212H140V213H141ZM145 212H146V211H145ZM158 212H159V211H158ZM167 212H168V211H167ZM177 212H178V211H177ZM177 212H176L175 215H177ZM181 212H182V211H181ZM185 212H187V211H185ZM204 212H205V211H204ZM207 212H206V213H207ZM212 212H215V213H216V211H212ZM212 212H210V213L212 214ZM222 212H223V211H222ZM241 212H242V211H241ZM258 212H259V211H258ZM258 212H257V213H258ZM1 213H2V212H1ZM10 213H11V212H10ZM10 213H9V214H10ZM14 213H15V212H14ZM23 213H25V211H23ZM32 213H33V212H32ZM34 213H35V212H34ZM42 213H43V211H42ZM57 213H58V212H57ZM80 213H81V211H80ZM99 213H100V212H99ZM107 213H108V212H107ZM112 213H113V211H112ZM118 213H120V212H118ZM124 213H125V212H124ZM143 213H144V212H143ZM151 213H153V212H151ZM151 213H150V216L153 215V214L151 215ZM169 213H170V212H169ZM178 213H180V212H178ZM192 213H193V212H192ZM195 213H196V212H195ZM201 213H202V212H201ZM201 213H200V214H201ZM215 213H214V214H215ZM220 213H221V212H219V215H220ZM223 213H224V212H223ZM228 213H229V212H228ZM228 213H227V214H228ZM243 213L245 214V212H243ZM243 213H242V214H243ZM246 213H247V211H246ZM252 213H253V212H252ZM6 214H7V213H6ZM11 214H12V213H11ZM15 214H17V213H15ZM20 214H22V213H20ZM36 214H37V213H36ZM48 214H49V212H48ZM65 214H66V213H65ZM65 214H64V215H65ZM95 214H96V213H95ZM102 214H103V216L105 217L106 214H104V213H102ZM110 214H111V212H110ZM110 214H109V216H110ZM116 214H117V213H116ZM125 214H126V213H125ZM130 214H131V213L129 212V216H130ZM133 214H135L134 211H133ZM146 214H148V213H146ZM163 214H164V213H163ZM182 214H183V213H182ZM204 214H205V213H204ZM204 214H202V215H204ZM221 214H222V213H221ZM225 214H226V213H225ZM237 214H238V213H237ZM242 214H241V215H242ZM0 215H1V214H0ZM13 215H14V214H13ZM22 215H23V214H22ZM31 215H32V214H31ZM45 215H46V214H45ZM62 215H63V214H62ZM72 215H73V214H72ZM74 215H73V216H74ZM96 215H97V214H96ZM126 215H127V214H126ZM126 215H125V216H126ZM131 215H132V214H131ZM160 215H162V214H160ZM160 215H159V216H160ZM171 215H174V214H171ZM198 215H199V214H198ZM198 215H196V216H198ZM205 215H206V214H205ZM207 215L209 216V213H207ZM223 215H224V214H223ZM223 215H222V217H223V219H224L225 217H224ZM228 215H230V214H228ZM255 215H256V214H255ZM2 216H3V215H2ZM5 216H6V215H5ZM27 216H28V215H27ZM36 216H38V215H36ZM39 216H41V214H40ZM42 216H43V215H42ZM42 216H41V217H42ZM57 216H58V215H57ZM77 216H78V215H77ZM77 216H76V217H77ZM82 216H83V215H82ZM86 216H88V215H86ZM89 216H90V214H89ZM112 216H114V215H112ZM120 216H121V215H120ZM133 216H134V215H133ZM135 216L137 217L136 214H135ZM135 216H134V217H135ZM146 216H147V215H146ZM189 216H190V215H189ZM212 216H213V214H212ZM214 216H215V215H214ZM226 216H227V215H226ZM246 216H247V214H246ZM17 217H18V216H17ZM19 217L21 218V215H19ZM23 217H25V215H23ZM33 217H34V216H33ZM41 217H40V218H41ZM48 217H49V216H48ZM48 217H47V218H48ZM52 217H53V215H52ZM71 217H72V216H71ZM84 217H85V216H84ZM84 217H83V218H84ZM92 217H93V215H92ZM116 217H119V216H116ZM126 217H127V216H126ZM147 217H148V216H147ZM147 217H146V218H147ZM152 217H153V216H152ZM152 217H150V219H153V218L156 217V216H154L153 218H152ZM172 217H173V216H172ZM179 217H180V216H179ZM222 217H221V218H222ZM227 217H228V216H227ZM244 217H245V215H244ZM244 217H241V218H244ZM0 218H1V217H0ZM3 218H4V217H3ZM3 218H2V220H3ZM13 218H14V217H13ZM35 218H37V217H35ZM47 218H46V219H47ZM86 218H87V217H86ZM124 218H125V217H124ZM127 218H128V217H127ZM127 218H126V219H127ZM139 218H141L140 215H139ZM143 218H145V217H143ZM167 218H169V217H167ZM186 218H187V217H186ZM186 218H185V219H186ZM214 218H215V217H214ZM217 218H218V217H217ZM233 218H234V217H233ZM245 218H246V217H245ZM250 218H251V217H250ZM24 219H27V220H28V217H26V218H24ZM32 219H33V218H32ZM52 219H54V217H53ZM58 219H61V218H58ZM58 219H57V220L55 219V220L58 221ZM66 219H67V217H66ZM73 219H74V218H73ZM81 219H82V218H81ZM110 219H111V218H110ZM161 219H163V216H162ZM164 219H165V217H164ZM164 219H163V220H164ZM172 219H173V218H172ZM176 219H177V218H176ZM182 219H183V218H182ZM187 219H188V218H187ZM190 219H191V218H190ZM199 219H200V218H199ZM202 219H203V217H202ZM202 219H201V221H202ZM204 219L206 220L207 218H204ZM204 219H203L202 222L205 221ZM210 219H212V218H210ZM236 219H237V218H236ZM261 219H262V218H261ZM5 220H6V219H5ZM10 220H11V216H10ZM10 220H9V221H10ZM35 220H36V219H35ZM48 220H49V219H48ZM48 220H47V221H48ZM50 220H51V219H50ZM55 220H54V221H55ZM71 220H72V219H71ZM83 220H84V219H83ZM88 220H89V219H88ZM93 220H95V219H93ZM116 220H118V219H115V221H116ZM143 220H145V219H143ZM147 220H149V219L147 218ZM147 220H146V221H147ZM167 220H168V219H167ZM169 220H170V219H169ZM177 220H178V219H177ZM193 220H194V219H193ZM193 220H192V221H193ZM208 220H209V218H208ZM208 220H207V221H208ZM212 220H213V219H212ZM218 220H220V219H218ZM241 220H242V219H241ZM241 220H240V221H241ZM244 220H245V219H244ZM246 220H247V219H246ZM0 221H1V220H0ZM3 221H4V220H3ZM3 221H2V222H3ZM9 221H7V222H9ZM11 221H12V220H11ZM18 221H20V219H19ZM25 221H26V220H25ZM25 221H23V219H22V222H23V223H24ZM37 221H38V219H37ZM39 221H40V220H39ZM47 221H46V222H47ZM69 221H70V220H69ZM69 221H68V222H69ZM76 221H78V219H77ZM79 221H80V220H79ZM150 221H151V220H150ZM150 221H148V222H150ZM154 221H155V218H154ZM179 221H180V219L178 220V222H179ZM184 221H185V220H184ZM194 221H195V220H194ZM194 221H193V222H194ZM196 221H199V220H196ZM214 221H215V220H213V226H215V225H214ZM224 221H225V220H224ZM261 221H262V220H261ZM4 222H6V221H4ZM16 222H17V221H16ZM22 222H21V223H22ZM28 222H30V221H27V223H28ZM40 222H41V221H40ZM50 222H51V221H50ZM58 222H59V221H58ZM61 222H62V221H61ZM104 222H105V221H104ZM104 222H103V223H104ZM119 222H120V221H119ZM127 222H128V221H127ZM137 222H138V221H137ZM157 222H158V221H157ZM165 222H166V221H165ZM178 222H177V225L179 224ZM181 222H182V220L180 221V223H181ZM185 222H186V221H185ZM187 222H188V221H187ZM193 222H192L191 225H194L195 222H194V223H193ZM208 222H209V221H208ZM210 222H212V221H210ZM219 222H220V221H219ZM238 222H239V221H238ZM19 223H20V222H18V225H19ZM21 223H20V224H21ZM25 223H26V222H25ZM30 223H31V222H30ZM38 223H39V222H38ZM52 223H54V222H52ZM63 223H65V222H63ZM63 223H61V226L63 225ZM69 223H70V222H69ZM71 223H72V222H71ZM76 223H77V222H76ZM80 223H81V221H80ZM80 223H79V225H80ZM90 223H91V222H90ZM101 223H102V222H101ZM103 223H102V224H103ZM110 223H111V222H110ZM115 223H116V222H115ZM115 223H114V224H115ZM125 223H126V222H125ZM133 223H134V222H133ZM135 223H136V222H135ZM141 223H142V222H141ZM146 223H147V222H146ZM146 223H144V225H145ZM162 223H164V222H162ZM168 223H169V222H168ZM171 223H172V221H171ZM171 223H170V224H171ZM173 223H174V222H173ZM182 223H184V222H182ZM199 223H200V222H199ZM204 223H205V222H204ZM206 223H207V222H206ZM222 223H223V221H222ZM222 223H221V224H222ZM224 223H225V222H224ZM250 223H251V221H250ZM5 224H6V223H5ZM13 224H14V223H13ZM34 224H37V223L34 222ZM34 224H33V226H34ZM44 224L47 226L46 223H44ZM48 224H49V223H48ZM65 224H66V223H65ZM81 224H82V223H81ZM94 224H95V223H94ZM108 224H109V223H108ZM129 224H130V223H129ZM150 224H151V223H150ZM159 224H161V223H159ZM159 224L155 223L154 225H159ZM217 224H218V223H217ZM217 224H216V225H217ZM243 224H244V223H243ZM243 224H242V225H243ZM18 225H17V227H18ZM40 225H41V224H40ZM40 225H38V226H40ZM50 225H52V224H50ZM54 225H55V224H53L52 226H54ZM56 225H57V224H56ZM66 225H67V224H66ZM66 225H65V227H66ZM75 225H76V224H75ZM77 225H78V224H77ZM77 225H76V226H77ZM122 225H123V224H122ZM122 225H121V226H122ZM144 225H142V226H144ZM147 225H149V224H147ZM162 225H163V224H161V227H162ZM172 225H173V224H172ZM200 225H201V226H198V224H196V226H198V228L201 227V229H202V223H201ZM210 225H211V224H210ZM223 225H224V224H223ZM226 225H227V224H226ZM234 225H236V224L234 223ZM237 225H238V224H237ZM1 226H2V225H1ZM22 226H23V224H22L21 227H19V228H22ZM71 226H72V225H71ZM73 226H74V225H73ZM89 226L91 227V224H90ZM95 226H97V224H96ZM95 226H93V227H95ZM100 226H101V225H100ZM124 226H127V225H123V227H124ZM131 226H134V225L132 224ZM139 226H140V225H139ZM175 226H176V225H175ZM184 226H185V225H184ZM203 226H204V225H203ZM220 226H221V225H220ZM253 226H254V225H253ZM9 227H10V226H9ZM13 227H14V226H13ZM29 227H31V226H29ZM35 227H36V226H35ZM59 227H60V226H59ZM62 227H63V226H62ZM62 227H61V228H62ZM78 227H79V226H78ZM81 227H83V226H81ZM118 227H119V226H118ZM118 227H115V228H118ZM149 227H150V226H148V228H149ZM154 227H155V226H154ZM159 227H160V226H159ZM159 227H158V228H159ZM171 227H172V226H171ZM173 227H174V226H173ZM176 227H177V226H176ZM189 227L192 228L190 225H189ZM205 227H206V225L204 226V228H205ZM221 227H222V226H221ZM225 227H226V226H225ZM235 227H236V226H235ZM1 228H2V227H1ZM1 228H0V229H1ZM7 228H8V226H7ZM19 228H18V229H19ZM33 228H34V227H33ZM38 228H39V231L41 230L40 227H36V228H34L35 231H33V232L35 233V232H36V229L38 230ZM45 228H46V227H45ZM48 228H50V226H49ZM57 228H58V226H57ZM61 228H60V229H61ZM66 228H67V227H66ZM66 228H65V229H66ZM70 228H71V227H70ZM152 228H153V227H152ZM164 228H165V227H164ZM166 228H167V227H166ZM185 228H186V226H185ZM185 228H184V231L188 229V228H187V229H185ZM193 228H194V226H193ZM204 228H203V229H204ZM208 228L211 229V227H208ZM208 228H207V229H208ZM212 228H213V227H212ZM218 228H219V226H218ZM230 228H231V227H230ZM240 228H241V227H240ZM16 229H17V228H16ZM29 229H30V228H28V230H29ZM52 229H54V228L52 227ZM52 229H51V231H52ZM95 229H96V228H95ZM126 229H127V228H126ZM131 229H132V228H131ZM153 229H154V228H153ZM153 229H152V230H153ZM169 229H170V228H169ZM179 229H181V228H179ZM194 229H195V228H194ZM224 229H225V228H224ZM234 229H235V228H234ZM5 230H6V228H5L3 231H5ZM9 230H10V229H8V231H9ZM12 230H13V228H12ZM26 230H27V229H26ZM42 230H43V229H42ZM42 230H41V231H42ZM58 230H59V229H58ZM71 230H72V228H71ZM84 230H85V229H84ZM117 230H118V229H117ZM145 230H146V229H145ZM145 230H144V231H145ZM161 230H163V229H161ZM177 230H178V229H177ZM190 230H191V229H190ZM196 230H200V229H196ZM196 230H195V231H196ZM211 230H212V229H211ZM232 230H233V229H232ZM249 230H250V229H249ZM39 231H38V232H39ZM45 231H46V230H45ZM47 231H48V230H47ZM54 231H57V230H54ZM85 231H86V230H85ZM90 231H91V230H90ZM95 231H96V230H95ZM109 231H111V230H109ZM112 231H113V230H112ZM121 231H122V230H121ZM142 231H143V230H142ZM159 231H160V229H159ZM165 231H166V230H165ZM165 231H164V232H165ZM173 231H174V230H173ZM181 231H183V230L181 229ZM181 231H179V232H181ZM202 231H203V230H202ZM202 231H201V233H202ZM205 231H206V230H205ZM217 231H218V230H217ZM222 231H223V230H222ZM1 232H2V231H1ZM62 232H64V231H62ZM72 232H73V231H72ZM80 232H81V231H79L78 233L80 234ZM123 232H124V231H123ZM125 232H126V230H125ZM132 232H134V231H132ZM137 232L139 233L140 231L138 230ZM147 232H148V231H147ZM150 232H151V231H150ZM154 232H155V231H153L152 233H154ZM193 232H194V230H193ZM207 232H208V231H207ZM210 232H211V231H210ZM220 232H221V231H220ZM237 232H238V231H237ZM4 233H5V232H4ZM7 233H8V232H7ZM12 233H13V232H12ZM27 233H28V232H27ZM40 233H41V232H40ZM48 233H49V232H48ZM58 233H59V231H58ZM87 233H88V232H86V234H87ZM91 233H92V232H91ZM103 233H106V234H107L108 232H107V231H106V232L103 231ZM103 233H102V234H103ZM111 233H112V232H111ZM113 233H114V231H113ZM113 233H112V234H109V235H110V236H111V235H114L115 233H114V234H113ZM161 233H162V232H161ZM190 233H191V232H190ZM194 233H195V232H194ZM199 233H200V232H199ZM205 233H206V232H205ZM211 233H213V232H211ZM13 234H14V233H13ZM16 234H17V233H16ZM18 234L21 235L20 233H18ZM25 234H26V233H25ZM25 234H24V235H25ZM35 234H36V233H35ZM37 234H38V233H37ZM45 234H46V233H45ZM65 234H66V232H65ZM75 234H76V231H75ZM75 234H74V235H75ZM119 234H120V233H119ZM123 234H124V233H123ZM132 234H133V233H132ZM132 234L129 233L128 235H130V237H131ZM136 234H137V233H136ZM141 234H142V233H141ZM141 234H140V235H141ZM147 234H148V233H147ZM170 234H171V233H170ZM170 234H169V236H170ZM178 234H179V233H178ZM178 234H177V236H178ZM180 234H182V233H180ZM213 234H214V233H213ZM225 234H226V233H225ZM230 234H231V233H230ZM237 234H238V233H237ZM249 234H251V232H249ZM2 235H3V234H2ZM31 235H33V233H32ZM38 235H39V234H38ZM38 235H36V236H38ZM52 235H54V234H52ZM60 235H61V234H60ZM67 235H68V231H67ZM83 235H84V234H82V236H83ZM94 235H95V234H94ZM99 235H101V233H100ZM103 235H104V234H103ZM125 235H127V234H125ZM128 235H127V236H128ZM133 235H135V234H133ZM140 235H139V237H140ZM143 235H144V234H143ZM143 235H142V236H143ZM157 235H158V234H157ZM157 235H156V236H157ZM161 235H163V234H161ZM175 235H176V234H175ZM175 235H174V236H175ZM196 235H198V234H196ZM235 235H236V234H235ZM25 236H27V235H25ZM44 236H45V235H44ZM48 236L50 237L49 234H48ZM48 236H47V238H49ZM56 236H57V235H56ZM62 236H63V235H62ZM65 236H66V235H65ZM72 236H73V234L71 235V237H72ZM110 236H109V237H110ZM121 236H122V235H121ZM163 236H164V235H163ZM243 236H244V235H243ZM245 236H246V235H245ZM3 237H4V236H3ZM39 237H41V236H39ZM57 237H58V236H57ZM60 237H61V236H60ZM69 237H70V236H69ZM76 237H77V236H76ZM94 237H96V236H94ZM103 237H104V236H103ZM103 237H102V238H103ZM106 237L108 238V235H106ZM111 237H112V236H111ZM118 237H119V236H117V238H118ZM123 237H124V236H123ZM146 237H147V235H146ZM146 237L144 236V238H146ZM152 237H153V236H152ZM160 237H161V236H160ZM165 237H166V236H165ZM208 237H212V238H213V236H211L210 233H209V236H208ZM214 237H215V236H214ZM228 237H230V236H228ZM6 238H8V236H7ZM15 238H16V237H14V239H15ZM52 238H54V237H52ZM62 238L64 239V237H62ZM115 238H116V237H115ZM117 238H116V239H117ZM125 238H126V237H125ZM134 238H135V237H134ZM140 238H141V237H140ZM153 238H154V237H153ZM162 238H164V237H162ZM168 238H169V237H168ZM203 238H206V237H203ZM215 238H217V237H215ZM221 238H222V237H221ZM223 238H225V242H226V237H223ZM234 238H235V236H234ZM242 238H243V237H242ZM260 238H261V237H260ZM0 239H2V238H0ZM9 239H10V237H9ZM18 239H19V238H18ZM18 239H17V240H18ZM29 239H30V238H29ZM32 239H33V238H32ZM49 239H50V238H49ZM68 239H69V238H68ZM72 239H73V238H72ZM93 239H96V238H93ZM116 239H115V240H116ZM118 239H121V238H118ZM123 239H124V238H123ZM127 239H128V240H126V241L128 242V241H129V238H127ZM130 239H131V238H130ZM150 239H151V238H150ZM154 239H156V238H154ZM154 239H153V240H154ZM157 239H158V238H157ZM159 239H160V238H159ZM207 239L209 240V238H207ZM232 239H233V238H232ZM4 240H5V239H4ZM10 240H12V239H10ZM10 240H7V241H10ZM45 240H46V239H45ZM45 240H44L43 243H42V246H43V247H45L44 245H46ZM58 240H59V239H58ZM64 240H65V239H64ZM82 240H83V239H82ZM103 240H104V238H103ZM111 240H112V239H111ZM121 240H122V239H121ZM166 240H167V239H166ZM175 240H176V239H175ZM204 240H205V239H204ZM220 240H221V239H220ZM220 240H218V242H219ZM235 240H236V238H235ZM245 240H246V239H245ZM19 241H20V240H19ZM37 241H38V240H37ZM37 241H36V245L39 243V242L37 243ZM41 241H42V240H41ZM47 241H48V240H47ZM50 241H51V240H50ZM65 241H67V240H65ZM71 241H72V240H71ZM74 241H75V240H74ZM86 241H87V240H86ZM88 241H89V240H88ZM93 241H94V240H93ZM99 241H100V240H99ZM108 241L110 242V240H108ZM122 241H123V240H122ZM137 241H139V240L137 239ZM141 241H142V240H141ZM178 241H179V240H178ZM200 241H201V240H200ZM242 241H243V240H242ZM52 242H53V241H52ZM54 242H55V241H54ZM62 242H63V241H62ZM91 242H92V241H91ZM97 242H98V241H97ZM124 242H125V241H123V243H124ZM127 242H126V243H127ZM130 242H132V241H130ZM154 242H155V241H154ZM157 242H158V241H157ZM162 242H163V240H162ZM166 242H167V241H166ZM176 242H177V241H176ZM203 242H205V241H203ZM212 242H213V241H212ZM222 242H223V241H222ZM222 242H221V243H222ZM260 242H264V241H260ZM14 243H17V242H14ZM31 243H32V242H31ZM33 243H34V242H33ZM47 243H48V242H47ZM55 243H56V242H55ZM68 243H69V242H68ZM75 243H76V241H75ZM80 243H81V240H80ZM82 243H83V242H82ZM87 243H89V242H87ZM110 243H111V242H110ZM120 243H122V242H120ZM168 243H169V242H168ZM213 243H214V242H213ZM215 243H216V242H215ZM219 243H220V242H219ZM223 243H224V242H223ZM234 243H235V241H234ZM240 243H241V242H240ZM1 244H2V243H1ZM1 244H0V245H1ZM4 244H5V243H4ZM4 244H3V245H4ZM10 244H11V243H10ZM34 244H35V243H34ZM43 244H44V245H43ZM51 244L53 245V243H51ZM58 244H59V243H58ZM58 244H57V245H58ZM61 244H62V243H61ZM69 244H70V243H69ZM98 244H100V243H98ZM113 244H114V243H113ZM115 244H116V243H115ZM124 244H125V243H124ZM127 244H128V243H127ZM135 244H136V243H135ZM135 244H134V246H135ZM166 244H167V243H166ZM170 244H171V240H170ZM170 244H169V245H170ZM175 244H176V243H175ZM183 244H184V243H183ZM232 244H233V243H232ZM244 244H245V243H244ZM36 245H35V246H36ZM40 245H41V244H40ZM49 245H50V244H49ZM49 245H48V246H49ZM52 245H51V247H52ZM57 245H56V247H57ZM66 245H67V244H66ZM71 245H73V244H71ZM82 245H83V244H82ZM105 245H106V244H105ZM109 245H110V244H109ZM120 245H121V244H120ZM137 245H138V243H137ZM149 245H150V244H149ZM215 245H216V244H215ZM218 245H219L218 247H220V244H218ZM221 245H222V244H221ZM239 245H241V244H239ZM260 245H261V244H260ZM11 246H12V245H11ZM20 246H21V245H20ZM42 246H41V247H42ZM53 246H54V245H53ZM61 246H62V245H61ZM98 246H99V245H98ZM103 246H104V245H103ZM107 246H108V245H107ZM112 246H113V245H112ZM118 246H119V244H118ZM131 246H132V245H131ZM143 246H144V245H143ZM159 246H161V245H159ZM171 246H173V245H171ZM180 246H182V244H180L179 246L177 245V247H179V248H180ZM188 246H189V245H188ZM207 246H208V245H207ZM226 246H227V245H226ZM1 247H2V246H1ZM14 247H15V246H14ZM16 247H17V246H16ZM18 247H19V245H18ZM27 247H28V245H27ZM32 247H34V246L32 245ZM39 247H40V246H39ZM43 247H42V248H43ZM73 247H74V245H73ZM114 247H115V246H114ZM124 247H125V246H124ZM137 247H138V246H137ZM137 247H136V248H137ZM152 247H153V246H152ZM152 247H151V248H152ZM162 247H164V246H162ZM177 247H176V250L179 251V249H177ZM185 247H186V246H185ZM208 247H209V246H208ZM215 247H216V246H215ZM218 247H217V248H218ZM251 247H252V246H251ZM25 248H26V247H25ZM29 248H30V247H29ZM42 248H41V249H42ZM67 248H69V246H68ZM67 248H66V249H67ZM83 248H84V247H83ZM83 248H82V249H83ZM110 248H111V247H110ZM118 248H119V247H118ZM122 248H123V246H122ZM128 248H129V247H128ZM151 248H149V249H151ZM166 248H167V247H166ZM168 248H170V247H168ZM181 248H182V247H181ZM187 248H188V247H187ZM221 248H222V246H221ZM249 248H250V247H249ZM6 249H7V248H6ZM17 249H19V248H17ZM23 249H24V248H23ZM34 249H35V248H34ZM37 249H38V248H37ZM39 249H40V248H39ZM49 249H50V248H49ZM51 249H52V248H51ZM56 249H57V248H56ZM77 249H78V248H77ZM120 249H121V248H120ZM131 249H133V248H131ZM160 249H161V248H160ZM170 249H171V248H170ZM190 249H193V248H191V246H190ZM198 249H199V248L196 247V250H198ZM206 249H208V248H206ZM213 249H214V248H213ZM224 249H225V248H224ZM3 250H5V249H3ZM8 250H9V248H8ZM8 250H7V251H8ZM12 250H14V249H12ZM20 250H21V248H20ZM35 250H36V249H35ZM43 250H44V249H43ZM52 250H53V249H52ZM58 250H59V248H58ZM58 250H57V251H58ZM79 250H80V249H79ZM83 250H85V249H83ZM114 250H115V248H114ZM121 250H122V249H121ZM125 250H126V248H125ZM186 250H187V249H185V251H181V252H185V253H186V256H187L189 252L187 253ZM196 250L194 249L195 252H193V253L196 254ZM216 250H217V249H216ZM245 250H246V249H245ZM254 250H255V249H254ZM36 251H37V250H36ZM49 251H50V250H49ZM68 251H69V250H68ZM68 251L62 250V252H63V253L65 252V254H66V252H68ZM74 251L76 252V248L74 249ZM98 251H100V250H98ZM151 251H152V250H151ZM151 251H150V252H151ZM155 251H156V250H155ZM161 251H163V249H162ZM167 251H168V250H167ZM167 251H166V253H167ZM171 251H173V250H171ZM171 251H170V252H171ZM203 251H204V250H203ZM223 251H224V250H223ZM12 252H13V251H12ZM27 252H28V251H27ZM32 252H33V250H32ZM60 252H61V251H60ZM70 252H71V250H70ZM100 252H101V251H100ZM113 252H115V251H113ZM129 252H130V251H129ZM134 252H135V251H134ZM134 252H133V253H134ZM136 252H137V250H136ZM141 252H143V251H141ZM141 252H140V253H141ZM144 252H145V251H144ZM170 252H169V253H170ZM176 252H177V251H176ZM226 252H227V251H226ZM250 252H251V251H250ZM261 252H262V251H261ZM3 253H4V251H3ZM3 253H1L0 255H3ZM5 253H6V251H5ZM16 253H17V252H16ZM20 253H21V252H20ZM57 253H58V252H57ZM68 253H69V252H68ZM93 253H94V252H93ZM108 253H109V252H108ZM151 253H152V252H151ZM151 253H150V254H151ZM154 253H155V252H154ZM161 253H162V252H161ZM169 253H168V254H169ZM172 253H173V252H172ZM178 253H179V252H178ZM198 253H201V252L199 251ZM222 253H223V252H222ZM26 254H27V253H26ZM26 254H25V255H26ZM45 254H46V253H45ZM47 254H48V253H47ZM47 254H46V255H47ZM49 254H51V252H49ZM61 254H62V253H61ZM110 254H111V253H110ZM116 254H117V252H116ZM116 254H115V255H116ZM121 254H122V253H121ZM128 254H129V253H128ZM141 254H142V253H141ZM152 254H153V253H152ZM158 254H160V253H158ZM158 254H157V255H158ZM168 254H166V255H168ZM174 254H176V253H174ZM174 254H173V255H174ZM262 254H263V253H262ZM16 255H17V254H16ZM18 255H19V253H18ZM20 255H21V254H20ZM29 255H30V254H29ZM29 255H28V256H29ZM31 255H32V254H31ZM55 255H56V253H55ZM69 255H70V254H69ZM78 255H79V254H78ZM78 255H77V256H78ZM88 255H89V254H88ZM91 255H92V253H91ZM93 255H95V254H93ZM93 255H92V256H93ZM98 255H101V254H98ZM105 255H106V254H104L103 256H105ZM125 255H126V254H125ZM125 255H124V256H125ZM134 255H135V254H134ZM148 255H149V253H148ZM148 255H147V256H148ZM179 255H180V254H179ZM181 255H182V253H181ZM11 256H13V255H10L9 257H11ZM21 256H22V255H21ZM37 256H39V258H40L41 254H40V255H37ZM42 256H43V255H42ZM49 256H50V255H49ZM53 256H54V255H53ZM57 256H58V255H57ZM57 256H56V257H57ZM139 256H141V255L139 254ZM139 256H138V257H139ZM142 256H143V255H142ZM154 256H155V255H154ZM183 256H184V255H183ZM183 256H182V257H183ZM189 256H190V255H189ZM189 256H188V257H189ZM261 256H262V255H261ZM4 257H5V256H4ZM4 257H3V258H4ZM16 257H17V256H16ZM23 257H24V256H23ZM23 257H22V258H23ZM58 257H59V256H58ZM60 257H61V256H60ZM66 257H67V256H66ZM66 257H65V258H66ZM82 257H83V256H82ZM84 257H85V254H84ZM84 257H83V258H84ZM90 257H91V256H90ZM95 257H96V256H95ZM98 257H99V256H98ZM98 257H97V258H98ZM138 257L136 256V258H138ZM143 257H145V256H143ZM143 257H142V260H143ZM148 257H149V256H148ZM152 257H153V256H152ZM152 257H151V260H152ZM156 257H157V256H156ZM156 257H155V258H156ZM163 257H165V255H164ZM170 257H171V255H170ZM176 257H177V256H176ZM176 257H174V258H175L174 260H176ZM259 257H260V255H259ZM262 257H263V256H262ZM22 258H21V259H22ZM37 258H38V257H37ZM46 258H47V257H46ZM77 258H78V257H77ZM113 258H115V257H113ZM117 258H119V257H117ZM131 258H132V257H130V259H131ZM139 258H141V257H139ZM165 258H168V256H166ZM178 258H180V256H179ZM191 258L193 259V257H191ZM195 258H198V257H195ZM200 258H201V257H200ZM202 258H203V257H202ZM207 258H208V257H207ZM227 258H228V257H227ZM5 259H6V257H5ZM5 259H4V260H5ZM7 259H8V257H7ZM7 259H6V260H7ZM17 259H18V258H17ZM23 259H24V258H23ZM29 259H30V258H29ZM58 259H59V258H58ZM72 259H73V258H72ZM74 259H75V256H74ZM79 259H80V258H79ZM88 259H90V258H88ZM100 259H101V258H100ZM100 259H99V260H100ZM106 259H107V258H106ZM119 259H120V258H119ZM127 259H128V258H127ZM130 259H129V261H130ZM133 259H134V258H133ZM133 259H131V261H132ZM149 259H150V258H149ZM149 259H148V260H149ZM168 259H169V258H168ZM180 259H182V258H180ZM184 259H185V257H184ZM187 259H189V258H187ZM192 259H191V260H192ZM203 259H204V258H203ZM210 259H212V258H210ZM229 259H230V258H229ZM255 259H256V258H255ZM1 260H3V259H1ZM1 260H0V261H1ZM27 260H28V259H27ZM36 260H38V259H36ZM41 260H42V259H41ZM41 260L39 259L38 262L40 261V263H42ZM69 260H70V259H69ZM77 260H78V259H77ZM81 260H82V259H81ZM90 260H91V259H90ZM95 260H96V259H95ZM115 260L119 261L118 259H115ZM120 260H121V261H120L119 263H120V264H123V262H122L123 259H120ZM142 260H141V261H142ZM146 260H147V258H146ZM151 260H150V262L153 263V262H152L153 260H152V261H151ZM156 260H157V258H156ZM171 260H172V259H171ZM174 260H173V261H174ZM178 260H179V259H178ZM182 260H183V259H182ZM185 260H186V259H185ZM193 260H194V259H193ZM207 260H208V259H207ZM212 260H213V259H212ZM220 260H221V259H220ZM222 260H223V259H222ZM225 260H227V259H225ZM258 260H259V259H258ZM10 261H11V260H10ZM13 261H14V260H13ZM15 261H16V260H15ZM19 261H20V259H19ZM21 261H22V260H21ZM32 261H33V260H32ZM53 261H54V258H53ZM53 261H52V262H53ZM73 261H74V260H73ZM86 261H87V260H86ZM102 261H103V260H102ZM113 261H114V260H113ZM117 261H116V262H117ZM129 261H128V262H129ZM135 261H136V260H135ZM138 261H140V259H139ZM183 261H184V260H183ZM189 261H190V259H189ZM195 261H198V260H195ZM195 261H194L193 263H195ZM201 261H202V259H201ZM263 261H264V260H263ZM2 262H3V261H2ZM4 262H5V261H4ZM29 262H30V261H29ZM33 262H34V261H33ZM33 262H32V263H33ZM44 262H45V261H44ZM49 262H50V260H49ZM54 262H56V261H54ZM54 262H53V263H54ZM91 262H92V261H91ZM95 262H96V261H95ZM108 262H109V261H108ZM121 262H122V263H121ZM128 262H127V263H128ZM147 262L150 263L149 261H147ZM156 262H157V261H156ZM156 262H155V260H154V264H156ZM171 262H172V261H171ZM177 262H179V261H177ZM180 262H182V261H180ZM191 262H192V261H191ZM198 262H199V261H198ZM198 262H196V263H198ZM203 262H204V261H203ZM206 262H207V261H206ZM206 262H205V263H206ZM224 262H225V261H224ZM230 262H231V261H230ZM255 262H256V261H255ZM8 263H9V262H8ZM12 263H13V262H12ZM24 263L26 264V262H24ZM57 263H58V262H57ZM68 263H69V262H68ZM83 263H84V262H83ZM87 263H89V262H87ZM93 263H94V262H93ZM93 263H90V264H93ZM124 263H125V261H124ZM127 263H125V264H127ZM129 263H130V262H129ZM137 263H138V262H137ZM139 263H140V262H139ZM139 263H138V264H139ZM145 263H146V262H145ZM186 263H187V261H186ZM196 263H195V264H196ZM199 263H200V262H199ZM199 263H198V264H199ZM208 263H209V262H208ZM210 263H211V262H210ZM216 263H217V261H216ZM221 263H222V262H221ZM262 263H263V262H262ZM1 264H2V263H1ZM4 264H5V263H4ZM21 264H23V263H21ZM27 264H28V262H27ZM60 264H61V263H60ZM75 264H76V263H75ZM106 264H107V263H106ZM115 264H116V263H115ZM135 264H136V262H135ZM143 264H144V263H143ZM162 264H163V263H162ZM164 264H165V262H164ZM166 264H168V262H167ZM177 264H179V263H177ZM182 264H183V262H182ZM188 264H191V263H188ZM234 264H235V263H234Z\"/></svg>",
  "mask_w": 264,
  "mask_h": 264
}]
</instances>
